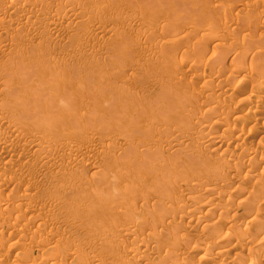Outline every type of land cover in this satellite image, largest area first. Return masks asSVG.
Listing matches in <instances>:
<instances>
[{
	"label": "rangeland",
	"instance_id": "374dc122",
	"mask_svg": "<svg viewBox=\"0 0 264 264\" xmlns=\"http://www.w3.org/2000/svg\"><path fill=\"white\" fill-rule=\"evenodd\" d=\"M21 1H22V0H18V2H19V7H16V10H13V9L11 10V11H14V12H11L10 9L8 10V9L5 8V7H3V9H2V7H0V10H1V9H2L3 11L6 10V12H7V10H8L7 13H6L5 11L2 12V10L0 11V13H1V14H0V49H1L2 51H3V49H4L3 52H1V50H0V67H1V69H2V70H1V73H0V74H1L0 77H2V75H6V76H5V79H4V76H3L2 78H0V84H1V83L3 84V87L0 88V91L3 90V91H5V94H6V95H8V94L11 95L12 92H14L15 89L18 88V87L20 86L21 89H19V88L16 89V91L19 90V91H17L18 93L15 91V92L17 93V95H18L19 92H20V90H22V89H25V90H26L27 88H29V89L31 90L32 88H30V83H29V82H31V84H33V85L36 84V83H38V82H35V81H36V79L39 80V77H40V76L38 77L39 74H45V73H46V74H48V73L50 74L52 71H53L52 74H54V72H55V73H56V72L59 73V71H61V77H60V78H62V76H63V77H66L67 79H66V78H65V79L62 78V79L64 80V82H62L63 80L60 79V78H58L57 83H58L59 87H57L58 85L53 84L54 82L56 83V80H55L54 82H53L52 80H51L52 82H50V81H48V82L51 84V87L56 86V88H57V89L55 90V89H54L55 87H53V91L51 90V91L53 92V93L51 92L52 96H53L54 93H55V96H56V95H57V96L59 95L60 97L63 96V95H65V98L62 97V98H60V99H61L63 102H64V100H67L68 102L65 101V102H64V103H65V106H63V108H62V107L60 108L59 105H60V103H61V100H60V101L58 100V99H59V96L56 97V98H58V99H57L58 101L55 100V99H56L55 96H54V98H55L54 100H53V97H50V94H49L50 92L48 91V92H49V93H48V92L46 91V90H48V89L50 88V87H48V86H49V83H47L48 86H44V87H45V89L48 87V88L45 90L48 94L42 92V94H45V95H43V99L46 98V101L44 102L43 105L39 104V102H38V105H39V106L41 105V107L44 106V105L48 106V105L51 103V102H48V100L50 99V101L53 100V103H54V101H55L54 105H56L57 103L59 104V105L57 104V105H58L57 107H59L60 110L65 109L66 107H68V108H69L68 111H69V112H70V110H72V111H71V113H70L68 116H67V115H64V116H63L62 114H65V113H63V111H60L59 108L56 109L57 107H56V106L54 107V106L52 105L53 103H51V107L55 108V110H56V112H58V114H57L56 112H54L55 110L53 111V108L51 109V107H50V108L47 107L48 109L45 108V107H43V108H45L44 110L47 109L46 112L50 110V113H52V114H50L49 112H47V113H48L47 115H50L51 118H50L49 116L47 117V116H46V112H45V111H42V112L40 113V110H41L42 108H41V107L38 108V105H36V102H37V101L39 100V98H40V97H38L39 94H38L37 96H35L36 98L34 97L36 100H34V98H33L34 102L31 101V98H30V97H31V93H30V94H26L27 96H29V95H30V96H29V99H27V97L24 98V99H26L25 102H28V103L30 102V103H29V105L27 106V105H23V103H22L23 101H22V102L19 103L20 106H21V107H20V106H17L16 103H14V101H15V102H18L17 100H13V98L11 97L12 100L9 101V95L6 96V95H4V94H1V92H0V97H1V98H0V102H1L2 104L4 103L3 105H4L5 107L8 106V107H7V110H8V108H9V106L12 107V105H13V104H9V102H10V103L13 102V103L17 106V108H16L15 105L13 106V107L16 108V109L14 108L15 111H17V109H19L20 111L23 110L22 112H26L27 114H28V111L30 110V108H31V111H32V109L34 110V108H35V106H36V108H35L36 111L34 110V113L36 112V114H33V113H29V114H28V115H31V114L34 115L35 118H34V117H30V118H34V122H31V121L29 120L30 118H27L28 116H26V118L28 119V120H26V123L30 121L29 124H31V126H32V124L35 125V123H36V122H35V121H36L35 119H38V120L40 119L41 121H44V119L46 120V117H47L48 122H49V127H50V128H51V127H52V128L54 127V129H55V133H57V132H56V128H55V123H54V121L59 117V114H60V113H61L60 115H62V117H60V119H62V120H59V119H58V120H56L57 122H56V121H55V122L57 123V125L59 124L58 126L61 127L60 132H62V133L64 132V129H62V126H63V128L65 127V130H67L66 125L68 124L67 122H68V120H69V118H70L69 116L72 115V117H77V115H76L77 113H82V115H81V114H78V115H79V116H78L79 119H78V117H77V118H75V121H77V119H78L79 121H77V122L80 123V120L82 119L81 117H84L86 120L83 118V120H85V121L82 120L83 123L81 122V123L84 124V125H80V124L78 125V123L75 122L76 126H74V125L72 124V123H74V119L72 118V119H73V120H72V119L70 118V120H72V122H71L70 120H69V122H71L70 124H72L73 127L70 126L69 124H68V127L70 126L71 129H72V128H73V129H72V131H71V129L69 128L68 134H67V132H65V134L63 133L64 136H66V134L69 135V133L72 135V134H73V131L75 130V127H76L78 130L81 129V132H82V134H84V136H82V135L80 134L81 132L78 131V133H77V132H76V133L74 132V133L76 134L75 136H77V137H75L74 134H73L71 137H70V135L64 137V136H62L63 134H61V133L58 131V132L61 134V137H63V138H61V139L56 138V136L58 137V135H59V137H60V134H58V133H57V134H54V133H53L54 130H53L52 128L50 129V128L48 127V123H47V124L45 123V128H46V125H47L46 130L49 131V129H50L51 132H48V131L44 130V129H45V128H44L43 130L46 131V132L44 133V131L41 129V128H43L42 126H44V123L42 122L43 124H42V126H41V125H40V122H39L40 120H39V121L37 120V122H39V123H36V125L39 124L40 126H38V127H40L41 130H39V128L35 125V126H36V129H37V128H38V129H37V130H34V133H32L33 130H30L31 128H30V129H29V128L26 129V127L28 126V125H27L28 123L26 124L27 126H25V125H23V124L21 123V127H20V125H18V124L16 125V124H15L17 127L21 128V132H22V133H19L18 135H20V137H22V138L25 136V137L23 138V140H21L22 138L20 139V137L18 136V137H19V141H18L16 138H15L16 140H13V138H12V135H13V134H11L12 132H10V131L6 128V127L8 126L7 123H9V125L11 124L10 126H13L14 124H12V123H20V122H21L22 119H21V120L19 119V118H21V117L23 118V123H24V122H25V119H26L24 115H26V114L23 113V115L20 116L21 112L19 111V112H20V113L18 112V113H19V117H16V116H18V113L14 112V110H13L12 108H11V109L13 110V112H11L12 110L9 109L10 112L8 113L7 110H6L5 108H4L5 110L2 108V104L0 103V105H1L0 109L3 110V111H0V112H4V111H6L5 114H4V113H0V119L3 120V118H5L3 121L0 120V126H1V127H0V133L2 132L1 134H3V135L0 134V136H1V137H4V138H8V139L10 140V141L7 143L6 147H5L4 149H2L3 152H2V150H0V156H1V157H0V168H1V169H0V193H1V195L5 196V197L8 199V198L11 196V194L18 195L17 198H18L19 196H23V195H25V196L28 197V198H32V196L37 192V193H36L37 195H35V197L33 196V198H34L35 200H34V199H29L30 201H33V203L31 202V204H30L32 208H31L29 205H27L28 203H30V201H29L28 198H26V197H25L26 199H25L23 202H21V203L18 202V203H17V202H16V199H17V198H16L15 196H11L12 198L10 197L8 200H5V199H3V196L0 195V198L3 200V201L0 200V201H1V202H0V205H1V206H0V209H2V211L0 210V212L2 213V212L5 211L3 214L0 213V217L3 218V220L0 218V219L2 220V221L0 220V227H1L2 224L4 225L5 222L7 223V225H9V226H8V227H9V230H8L6 224H5L4 226H2L3 229H2V228L0 229V231H1V233H2V234L0 233V240L2 239V240L5 241V242H4V241L1 240L2 244H1V242H0V244H1V245H0V249L2 248L1 246L6 245V246H4L5 248L1 249V250H4L3 252H5V256H6V257H4V259L2 260V263H3V261L5 260L4 262L7 263V264H10L11 262H14V261H18L20 264H24V263H25V264H32V263H33V264H46V263H47V264H48V263H50V264H54V263H55V264H61V263H62V264H63V263H65V264H70V263H72V264H76V262H77V264H79V263H81L80 260H81V261L83 260V261H82V264H83L84 260H89V261H85V262H84V263H86V264H89L90 260H93L92 258H94V257L98 258V257H99V254H100V257H99V258L102 259V256L104 255L103 258H105V255H106V253H107V255H108L107 258L109 257L108 260H107V261H104V259H102V260L105 262V264H111V263H112V262H111L112 259H110V258H111V257L114 258V255H115L116 253H119V252H120L121 257H122V258H121V257H120V258H121L122 260L124 259L123 261L126 262L125 264H152L153 261H155V263L153 262V264H156L157 261H158L160 258H161V260H159L158 263H159V264H163V263L166 264V263H165V262H167L166 260H165V262H163V261H164V258L167 259V256H166V254H165V251H166L165 248H166V247L164 246V244H165V245H168V244H169V240H168L167 238H165V239L162 238V239H164V242H163V240H157V241H160L159 244H158V246H157L156 242H154V240L152 239L153 236H152V234H151L150 231L155 229V231H157V232H158L159 230L166 232V231L169 229V231H173V232H175L174 230H177V229H178V232H179V228H177V227L179 226V227H180V232L182 233V235L186 236V238H185L184 236H182V237L184 238V239H183L184 241L181 240V237H180V238H179V241H178L179 243H177V240H176V242H175V243H177V245L180 244L179 246H181V248H183V249H181L180 247H178V246L176 245V246L178 247V249L180 248L181 250H179L180 253H177V256L179 255V257H178V258H175V261L181 259L183 262H184V261L187 262V260L190 259L191 262H190V261L188 262V263H190V264H191V263H194V264H198V263H200V264H201V262L198 261V259H200V258L195 257V258H193V260H194V261H193V260H191L192 258L185 257V254H186L185 252H189V250H190V251H191V250H195V249H196V248H195L196 245H197V247H199V245H200L199 242H200V241H201V243H203V242L205 241V242H204V244H205V243L207 242L208 239L210 240V238H213V236H214L215 234H214V233H211V231H208V233L210 232V233H209V234H210V235H209L210 237L208 236V239H207V235H208V234H206L207 231H205L204 228L202 229V227H204V225H209V223H211V224H213V223H217V222H216L217 220H216V221H213V220H215V218H213V220H211V221H213V223L209 221V222H207L208 224H207V223H205V224H203V225L200 224V225H202V226L199 225V226L196 227V225H198V224H196V223L194 222V214H196L197 212H200V211H201L200 213H202V212L206 213V212L209 210L210 207H211V208H218L219 206H221V204H222L221 201L224 202V201H225V198H227L228 195H231V192L233 191V190L231 191V189H233V187H235L234 191H236V190L239 189V187H240L241 189H244V188H245V190L248 191V192H253V191L255 190L254 186H255V185H258V184L253 182L254 184L252 183V185H254V186H252L251 184H250V185H248V184L245 185L244 180H243L242 177H244V175L246 174V176H253V180H257V181H258L259 179H258V176H257V175L260 176V174H261L260 172H261V170H262L261 167H263V164H262V162H261L260 160L264 157V142H263V141H264V139H263V138H264V130H259L261 133H263V134H261L262 136L259 134V135H254V137L251 136L252 138L249 137L248 139H247V138L244 139V137H243V136H244V133H245L244 131H246V130H245V129H244V130L242 129L243 131H241V129L238 128V127H235V128H234L233 125L236 126L237 123L235 124V123H233V122H234V121H235V122H236V121L238 122V119L240 118V115H242V114L244 113V108H245V112H247V111H249L248 108H252V107L255 108L254 111L257 112V115L259 114V115H258L259 117L256 115L258 119H257V118H256V119L254 118L255 120H253V122L251 121L250 124H249L246 128H250V127L253 126V128H255V129L258 130V129L260 128V126H261V123H262L263 120H264V108H262V106L264 107V94H263V96H262L263 99H261V102H260V103H256V102H255L256 104H254V102H251V105H246V103L249 104V102H247V100H246V99L248 98V97H247V96H248L247 94H248L249 90L252 88V86H253V87H256V86L259 85L258 83H261L262 81H264V79L262 78V76H264V71L262 70L263 74L261 73V69H262L261 67L264 66V64H262V62H263L264 60H262V58H259V62H258V56L261 55V56L264 57V53H262L264 50H261V47L259 46V44H261L260 41H262L263 38H262V40L260 39V40L258 41L259 35H260V37H264V34H262V33H264V28H263V27H264V26H263V25H264V22H263V21H264V18H263V17H264V15H263V13H264V0H257V1H256V0H254V1H252V0H246V1L243 0V1H242L243 3L241 2V0H240V1L238 0L239 2L236 1V6L234 5V4H235V2H234L235 0H204V1H205V4H204V1H203V0H200V1H203V2H199L198 0H197V1H195V0H187V3H191V2L195 3V2H198L199 4L201 3V4H203V5H199V4H196V3H195L196 5L194 4V5H195L194 7H192L190 4H189L190 6H188V5L185 6V5H184V6H185V9H184V6H181L182 4H186V2L183 3L184 0H183V1L181 0L182 3H181V1H180L181 5H179V1L174 0L175 3L178 2V3H176V4H177V6L179 5V7H178L179 10H177V9H178L177 6L174 5L175 3H173V5L176 6V9H173V8H175V7H174L173 5H171V3H168L169 1L167 2V1L164 0V2H166V4H165V3H163V0H162V2H161L162 5H161V8H160V10H161L160 13L158 12V11H159L158 9L156 10V7H157L156 3L159 4V3H160L159 1H161V0L158 1L159 3H158L156 0H154L153 2H152V0H151V1H148V2H150L149 5H151V6H152V5H153V6L155 5V6H156L155 9H153V10H151L153 6L151 7V6H148V5H147V6L145 5L146 7H145L144 5H142V6H144V8H143V10L140 9V8H141V7H140V6H141L140 3H142V2L144 1L142 4H145V3L147 2L146 0H140V1H142V2H140L139 0H138L139 2H138L137 0H136V1L134 0V4H135L136 2L140 4V5L137 4V3L135 4L134 7H138V8H134V7H133V5H134L133 2H132L133 0H131V2H132V6H131V5L129 6V10H130V11L127 10V9H128V5H127V4H128V2H130V1H128V0H127V1H126V0H124V1H123V0H118V2L120 1L121 6H124V5H125V6L122 7V8H121L120 4H119L116 0H113V1H112V0H111V1H109V0H106V1L103 0V1H105L106 3H107V2H108V3H109V2L111 3V4L109 3V6H108V7H107L108 3L106 4L105 2H103L104 5L102 4L104 7H100V6H102V5H100L101 2H102L101 0H94V1H93V0H90V2H89V0H84V1L81 0V2H80V0H76V2H75V3H76V6H75V3H74V5H71V7H72V9L74 8V9H76V10H77V8H78L77 11L73 9V12L75 13V15L78 13V14H79V17H81V14L84 12V13H83L84 15H83V14H82V15H83L85 18H84V19H82L83 17L81 18L83 21H81V20L78 21V20L80 19L79 17H76V16H78V14H77L76 16L73 15L74 13L72 12L71 7H69V6L67 7L66 4H67L68 1H70V0H62L63 2H61L60 0H58V1H57V0H54L55 2H54L53 0H48V1H47V0H41V1H44V3L42 2V5H41V3H40V2H41L40 0H39L40 2H39V1L36 2V0H32V1H34V2H32L34 7L32 6L31 2L29 3L30 0H25V1L27 2V3L25 2L26 4L23 2L24 0L22 1L23 4H25V6H24L23 4H20ZM49 1H50V2H49ZM51 1H52V3H51ZM56 1H57V3H56ZM64 1H65V2H64ZM98 1H99V2H98ZM100 1H101V2H100ZM115 1H116V2H115ZM122 1H123V2H122ZM125 1H126V2H125ZM155 1H156V2H155ZM172 1H173V0H172ZM249 1H250V3H249ZM255 1H256V3H253V2H255ZM46 2H47V3L49 2V3L47 4ZM53 2H54V3H53ZM58 2H60V3H58ZM84 2H85V3H84ZM93 2H94V3H93ZM112 2H114V4L117 3V4H119V5H118V6H117V4H116V5H114V4L112 5ZM121 2L123 3V5H122ZM151 2H152V4H151ZM170 2H171V0H170ZM233 2H234V4H233V6L231 7V5H232ZM244 2H245V3H244ZM247 2H248L249 4H248ZM251 2H252V4H251ZM34 3H35V4H34ZM36 3H37V4H40V5L37 6ZM65 3H66V4H65ZM79 3H80V4H79ZM81 3H82V5H81ZM86 3H87V4H86ZM90 3H91V4H95V9H96V5L98 4V5H97V10H98V8H99V12L96 11V10L94 9V5H91ZM99 3H100V4H99ZM124 3H125V4H124ZM167 3L169 4V6L171 5V6H170V9L167 8V10L169 9L168 13H172V14H173L172 11L174 10V14H173V15L170 14V16H169V14H167V15H168L169 17H171L172 19H169V17H168V19H167V15H166V16H165V14L163 15V13L166 12V8H165L164 6L167 5ZM228 3H229V5H230V6L228 5L229 8H230V10H229V8H228V6H227ZM240 3H241V4H240ZM258 3H259V5H258ZM51 4H54V6L51 5ZM57 4H58V5H57ZM59 4H61V6H60ZM78 4H79V5H78ZM88 4L91 5L92 9H90L91 7H90ZM129 4H131V3H129ZM147 4H148V3H147ZM191 4H192V3H191ZM237 4H239V5H241V6H239V5H237ZM250 4H251V5H250ZM253 4H255V5L257 4V5H256V8L254 7L255 5H253ZM26 5H28V6L31 5V6H30V8H29L28 6H27V8H26ZM35 5H36L38 8H36ZM43 5H48L49 7H48V6H43ZM50 5H51L52 7H54V9H52V7H51ZM64 5H66V6H64ZM80 5H81V6H80ZM84 5H85V6H84ZM86 5H88L89 8H87ZM99 5H100V6H99ZM110 5H112L114 8H111L112 6H110ZM126 5H127V6H126ZM137 5H138V6H137ZM159 5H160V4H159ZM159 5H158V7H160ZM197 5H199V6H197ZM211 5H213V6H211ZM218 5H220V6H218ZM243 5H244V6L246 5L247 7L245 6V8H244ZM0 6H2V5H0ZM23 6H24V10H23V8H22ZM58 6H59V10L64 6V7L62 8L63 10H64V8H65V11L62 12V13L64 14V17H63V14H62V13L60 14V12L57 10V9H58ZM79 6H80V7H79ZM82 6H83L84 8L86 7V8H85V9H86V12H85V9L82 8ZM105 6H106L107 8H106ZM162 6H163V8L165 9L164 12L162 11V10H163V9H162ZM172 6H173V7H172ZM187 6H188L189 8H188ZM200 6H201V8H200ZM210 6H211L212 8H213V7L216 8L215 11H213L214 9H212ZM225 6H227V7H225ZM248 6L250 7L249 9H251V10L248 9ZM31 7H33V9H32ZM43 7H45V8L42 9ZM50 7H51V8H50ZM118 7H119V8H118ZM125 7H126L127 9H126ZM131 7H132V8H131ZM139 7H140V8H139ZM149 7H150L151 9H150ZM158 7H157V8H158ZM166 7H168V6H166ZM180 7H181L182 9H180ZM198 7H199L200 9H197ZM217 7H219V8H217ZM234 7L236 8V10H235ZM21 8H22V9H21ZM39 8H40V9H39ZM56 8H57V9H56ZM101 8H102V9H101ZM116 8H118V9H117L118 13L115 11ZM153 8H154V7H153ZM190 8H191V9H190ZM226 8H228L229 11H228V10L225 11ZM231 8H233V9H231ZM237 8H238V9H237ZM253 8H254V9H253ZM26 9H27V10H30L31 13H30V11H27ZM35 9H36L37 11H36ZM55 9H56L57 12L55 11ZM62 9H61V10H62ZM66 9H67V10H66ZM80 9H81V10L84 9V11H83V10L80 11ZM87 9H88V10H87ZM89 9H90L91 11H90ZM105 9H107L106 12H105L106 15L103 14L104 12L102 11V10H105ZM109 9H110V10H109ZM113 9H114V10H113ZM123 9L126 11V12L123 11V12H124L123 15H124V16H127V15H128V16L126 17V18H128V19H125V17L122 15V10H123ZM133 9H134V10H133ZM135 9H137V10L139 9L138 12H140V11L142 10V13L145 12L146 10H148V11L150 10V12H153V13H149L148 11H146V12H148V13H146V15H145V13H144L145 16H142L143 14L140 12V15H139L138 12H135ZM144 9H145V10H144ZM187 9H188V10H187ZM195 9H197L196 12H195ZM34 10H35V11H34ZM38 10H39V12H38ZM41 10L44 11V12H43V15H42V11H41ZM47 10H48V11L50 10V11L47 12ZM108 10H109V11H108ZM112 10L114 11V13L116 12L115 16H114ZM137 10H136V11H137ZM181 10H184V11H181ZM185 10H186V11H185ZM211 10H212V11H211ZM217 10H218V11H217ZM232 10H234L236 13H237V12H238V13L241 12V13L238 15L239 18H241V19H239L238 16H236V13H235L234 11H232ZM261 10H262L263 12H262ZM18 11H19L20 13H18V14L16 13V15H15L16 17H15V16L12 17V16L14 15V13H15V12H18ZM26 11H27V12H26ZM67 11H68V14H67ZM70 11H71V13H70ZM87 11H89L90 13L87 12ZM100 11H101L102 13H101ZM107 11H108V12H107ZM119 11H121V14H119ZM127 11H128V12H127ZM170 11H171V12H170ZM176 11H177V12H176ZM178 11H181V12L178 13ZM230 11H232V15L228 14ZM25 12H26V13H25ZM32 12H33V14H35V15L32 16ZM40 12H41V13H40ZM51 12H52V15H51ZM53 12H54V13H53ZM58 12H59L60 15L58 14L59 16L57 15V17H56V14H57ZM93 12H94V14L92 15ZM96 12H97V13H96ZM129 12H130V13H129ZM133 12H135V13H137V14H135V13H133ZM154 12H155V13H154ZM162 12H163V13H162ZM226 12H227V13H226ZM3 13H5L7 17L9 16V17L13 18V19H12L13 22L11 21V19H10L9 17L6 19V16H5V14H3ZM37 13H38V17H37ZM39 13H40L42 16H41ZM47 13H48V14H47ZM55 13H56V14H55ZM86 13H87V14L89 13V14H91V15H87ZM95 13H96V14L99 13V15L95 16ZM110 13H112V15H110V17H108V16H109L108 14H110ZM126 13H127V15H126ZM128 13H129V14H128ZM132 13H133V14H132ZM175 13H176V14L178 13V14H180V15L182 14V16H180V15H176ZM183 13H184V14L186 13V15H184ZM187 13H189V15H192V16L194 15V16H193V19H196V18H194V17H196V15H197V20H196V22L193 21V19L191 20L192 17L190 18L189 15H188ZM230 13H231V12H230ZM258 13H259L260 15H259ZM2 14H3V15H2ZM8 14H9V15H8ZM21 14H22V16H21ZM23 14H24V15H23ZM27 14H29V15H27ZM44 14L46 15V17H45ZM117 14H119V15H117ZM158 14H159V15H158ZM161 14H162V15H161ZM10 15H11V16H10ZM25 15H26V16H25ZM39 15H40V16H39ZM66 15H67L68 17H67ZM85 15H87V16H85ZM107 15H108V16H107ZM120 15L123 16V17H121ZM129 15H133V16H131V19H132V17H133V19H134V17H135V20L132 21V20L130 19ZM135 15H136V16L138 15V17H136ZM148 15H150L151 18H150V16H148ZM171 15H172V16H171ZM174 15H176V16L174 17ZM187 15H188V16H187ZM243 15H245V16H247V17L245 18V16H243ZM248 15H249V16H250V15H251V16H252V15H255V16L257 15L258 17L260 16V17H259L260 20L258 19V17H255V16H254V18H252V17H253V16H252L251 19H250ZM24 16H25L26 18H24ZM35 16H36L37 18H34ZM51 16H53L52 18H54V17L56 18V19H55V23H56L55 28L49 26V22H50V21H49V18H51ZM65 16H66V17H65ZM70 16H71L73 19H75V18H79V19L73 23V22L69 21L70 19L68 20V18H70ZM92 16H94L95 18H94V17L92 18ZM117 16H119V17L117 18ZM139 16H141L142 18L145 17L146 19L144 18L145 20H142L141 17H140V19H141V21H140V20H139ZM146 16H148V17H146ZM155 16H156V17H155ZM164 16H165V17H164ZM183 16H184V19H183ZM213 16H214V18H215L216 23H217V24H218V23L221 24L220 26H221L222 28H219L220 26H218V25H214L215 27L212 26V25H213V21H214ZM241 16H242V17H241ZM17 17H18V18L21 17V20L18 19ZM22 17H23L25 20H24ZM29 17H30V18H29ZM39 17H40V18H39ZM74 17H75V18H74ZM90 17H91L92 19H95L96 21H94V20L91 21L92 19H90ZM96 17H97V19H96ZM100 17H101V18H100ZM105 17H106V18H105ZM153 17H154V20H153ZM188 17H189V18H188ZM216 17L218 18V20H219L221 23H220V22H217L218 20H217ZM261 17H262V19H261ZM4 18L7 20V21L5 22V26H6V27H5L4 25L2 26V24H4V23H3V22H4V20H3ZM15 18H17L18 20L15 19ZM27 18H29L30 20H33V21H30L29 19L27 20ZM43 18H46V19H44L45 21L42 20ZM60 18H61V19H60ZM63 18H65V20H67V23H66L65 20H64V22L62 21ZM72 18H71V19H72ZM87 18H89V19H87ZM109 18H110L111 21L107 20V19H109ZM113 18H114V19H113ZM116 18H117V19H116ZM121 18H122V19H121ZM148 18H149V20H148ZM157 18H158L160 24H159L158 20H156ZM175 18H176V19H175ZM211 18L213 19V21H212ZM243 18H244V20L246 19V22H247L249 19H250V20H252V19L255 20V18H257L258 21L255 20V22H257V23L260 24V25H258L259 27L257 26V23H255V22H253V21L251 22L250 20L248 21V23L250 22L248 25H255V27L257 28L256 32L254 31L255 28H253V26L250 27V26H248V25L246 24L245 21H242ZM247 18H248V20H247ZM35 19H36V20H35ZM37 19H39V22H40V23L38 22ZM47 19H48V20H47ZM104 19H106L105 21H107V22H105ZM115 19L118 20V21H116V22H118L119 25H118V23L116 24V23L114 22ZM120 19L122 20V22H121L122 24L119 22ZM150 19H152L154 22H157V23H158V24H157V23H156V24H153L157 29H156L154 26H151V24L153 23V21H151ZM173 19H174V20H178V21H176V22H177V26H178V23H179V24H180V27H179V26H178V27L176 26V27L179 29V31H181V33L178 31L177 28H176L177 32H176V31H174V32L171 31L172 28H173V30H175V28H174L175 26L173 27V25H172L171 22H170V20L173 21ZM180 19H181V21H180ZM189 19H190V20H189ZM209 19H210V20H209ZM2 20H3V21H2ZM8 20H9V21H8ZM16 20H17V21H16ZM23 20H24V21H23ZM34 20L37 21V22L39 23V25H38L36 22H34ZM50 20H51V19H50ZM59 20H60V21H59ZM85 20H89V21H91L92 23H93V22H94V23L92 24V23L90 22V26L88 25V27H87L86 24H89V23H87V22H89V21H85ZM98 20H100V21H98ZM112 20H113V21H112ZM124 20H125V22H126V20H127V22H128L129 24L123 22ZM130 20H131V21H130ZM146 20H147V21H146ZM155 20H156V21H155ZM165 20H166V21H165ZM186 20H188V22H189V21H193V23H196V24H197L196 26H198L199 23H203L204 25H203V24H200V25H203V26H200V25H199V27H201L202 30H200V28H199V30H198V29H195L196 26H195V25L193 26V23L191 24V22H190L189 25L186 24L187 26H186V25L181 26V24H185V23H186ZM233 20H234V21H233ZM239 20H241V23H244V25H245V24H246V25L244 26L243 24L238 23V22H240ZM1 21H2V22H1ZM10 21H11V22H10ZM14 21H16V24L19 23V25H16ZM21 21H22V22H21ZM29 21L32 22V23H30ZM41 21H42V22H45V23H42ZM56 21H57V22H56ZM58 21H59V22H58ZM84 21H85L86 23H85ZM102 21H103L104 23H103ZM137 21H139V22H137ZM148 21H149V22L151 21L150 27H149V23H148ZM179 21H180V22L184 21L185 23H184V22L180 23ZM207 21H208L209 24L212 23V25H209V24H208V25H206L207 27H204V26H205V22L207 23ZM215 21H214V22H215ZM223 21H224L225 23H224ZM260 21H262V22L260 23ZM8 22H10V23H8ZM25 22H26L27 25H28V24H29V26L31 25V26H30L31 28L29 27L30 29L25 28V27H28V26H25V25H26ZM28 22H29V23H28ZM47 22H48V25H46ZM76 22H78V23H76ZM79 22H82V23H81L82 26L79 24ZM97 22H98V23H97ZM101 22H102L103 24H102ZM109 22L112 23L113 25H112V24H111L112 26L108 25V26H110V27L106 26V28H105V25H104V24H106V23L108 24ZM132 22H133V23L135 22V24H133ZM161 22H162V23H161ZM166 22H169V23H170L169 25H170V26L172 25V26H171L172 28H170V26H168V29H160L161 27L164 28L165 26H166V28H167V25H166V24H168V23H166ZM173 22L175 23V21H173ZM173 22H172V23H173ZM222 22H223V23H222ZM6 23H7V24H6ZM12 23H13V25H11ZM22 23L25 24V25H24V28H23V24H22ZM33 23H35L37 26H35V24H33ZM64 23H65V24H64ZM69 23H70V25H68ZM96 23H97V24H96ZM110 23H109V24H110ZM130 23H132V24L130 25ZM146 23H147V24H146ZM216 23H215V24H216ZM254 23H255V24H254ZM8 24H9V25H8ZM21 24H22V25H21ZM41 24H42V25H41ZM60 24H61V25H60ZM63 24H64V25H63ZM71 24H72V26H71ZM75 24H77V26L79 25L80 28H77V26H76ZM98 24H100V25L102 24L101 26L99 25L100 30H98V31L101 32V35H100V33H98V32H97L98 35L95 33V32H96L95 30H96V29H99ZM143 24H145L144 26H146V25H148V26L145 27V28H143V27H144ZM238 24H239V25H238ZM58 25H59L60 27H59ZM67 25H68V26H71V27L68 28L69 31L66 30V29H67ZM74 25H75V26H74ZM83 25H85V27H86V29H84V30H83V28H85V27H84ZM93 25H94V29H93ZM103 25H104V26H103ZM115 25H116V26H115ZM122 25H124V27H126L127 29H126V28H123ZM136 25H137V26H136ZM156 25H159V26H160L159 29H158V26H156ZM163 25H164V26H163ZM174 25H175V24H174ZM222 25H226V27H228V28L230 27V28L227 29L225 26L223 27ZM234 25H235V26H234ZM236 25H237V26H236ZM11 26H12V27H11ZM15 26H16V27H17V26H18V27L22 26V27H20V28L18 29L19 31H17L16 28H15ZM41 26H42V27H41ZM44 26H45V27H44ZM56 26H57V27H56ZM95 26H96V27H95ZM132 26H133V27H132ZM135 26H136V28H135ZM140 26H141V27H140ZM142 26H143V27H142ZM188 26H189L190 29H187L188 31H187L186 29H184L185 34H186V35H185L184 32H183V28H188ZM190 26H191V27H190ZM209 26H210V27H211V26L213 27V28L211 29L212 32H213V31L215 32V30H217V29H218L217 31L220 30V32H218L219 34L216 33V35H215V34H213L214 32L212 33L213 35H212V34H209L208 30H206V29H209ZM240 26L242 27V29H240ZM261 26H262V27H261ZM4 27H5V28H4ZM18 27H17V28H18ZM34 27H35V28H34ZM38 27H40V28H44V29H42V30L40 31L39 29H37ZM48 27H49V28H48ZM63 27H65V28H63ZM90 27H91V28H90ZM116 27H117V28H116ZM121 27H122L123 29H122ZM148 27H149V28H153V29H150V30H149ZM181 27H182V29H180ZM192 27H193V28L195 27V28H194L195 30H193ZM14 28H15V29H14ZM21 28H23V30H25V29H26V30H25V31H22ZM32 28H33V29H32ZM47 28H48V29H47ZM59 28H60V29H59ZM61 28H62V29H61ZM73 28H74V29H73ZM76 28L79 30L78 32H76V30H77ZM81 28H82L83 31L81 30ZM89 28H90L91 30H90ZM103 28H104L106 31H105ZM111 28H112V29L115 28V29L113 30L114 34H113ZM119 28H121V29H119ZM140 28H141V29H140ZM154 28H155V29H154ZM203 28H204V29H203ZM205 28H206V29H205ZM223 28H225V29H226L225 32H228L229 34H232L234 31H235V34H236V29L238 28L237 31H238L239 34L241 33L240 30H241V31L243 30V31H242V35L239 36L238 33H237L238 38H236L237 35H235V34H234V35H235L236 37H234V35H232V37L230 38V35H229V34L223 32V30H224ZM231 28H232V29H231ZM233 28H234V29L236 28V29L233 30ZM244 28L247 29V30H245ZM250 28H252V32H253V33L250 32V31H251ZM260 28H262V29H260ZM35 29H37L38 31L35 30ZM45 29H46V31H45ZM56 29H57V30L59 29V31H57ZM71 29H72L73 32H71ZM102 29L104 30V32L102 31ZM128 29H129V31H127ZM133 29H134V30H133ZM139 29H140V31H141V30H142V31H141V32H136V31H139ZM169 29H170V30H169ZM28 30H29V32H30V31H35V32H34V34L32 35L33 32H30V33H31V34H30V33H28ZM49 30H50V31H49ZM52 30H53V31H52ZM61 30H64V31H61ZM93 30H94V31H93ZM110 30H111V32L109 33ZM116 30H117V31H116ZM120 30H122V32H124V31H125V32L127 31V32H129V33L131 32V33H133V35H132V34L130 35L129 33L127 34V32H126V33L124 32L125 34H124V33H121L122 35H121V34H118V33L121 32ZM130 30H133V31H130ZM147 30H149V31H148L149 33H151V32L153 33V31H154V34H155V33L157 34V36H156V35H154V36L158 37L159 39H158V38H157V40H156V39H153L154 36L152 35V33L149 34L148 32H146ZM156 30H157V31H156ZM158 30H159V31H158ZM162 30L167 31L168 33L165 32V31H163V32H165V33H163V35H162ZM189 30H190V31H189ZM197 30H198V32L202 31V32H200L201 34L199 33L200 35L197 34V33H195V31L197 32ZM227 30H229V31H227ZM232 30H233V31H232ZM248 30H249V31H248ZM258 30H259V31H258ZM16 31H17V32H16ZM20 31H21V32H20ZM36 31H37V32H36ZM39 31H40V32H39ZM51 31H52V33H51ZM86 31H87L88 33H86ZM107 31H108V32H107ZM144 31L146 32L147 35L150 36L151 41L153 40L154 43H151V42H150L151 44L148 43V42L150 41V39H149V37H148L147 35H145V32H144ZM160 31H161V32H160ZM170 31H171V33H170ZM192 31H193V34H192ZM209 31H210V29H209ZM217 31H216V32H217ZM245 31H247V32L245 33ZM13 32H14V33H13ZM22 32H23V33H22ZM41 32H42V33H41ZM67 32H68V33H67ZM74 32H75L77 35H75ZM80 32H82L83 34L80 33ZM89 32H92V34L90 33V35H89ZM102 32H103V33H102ZM115 32H116L119 36H121V40H120L119 38H117L118 35L115 34ZM134 32L137 33V34H139V35L142 33V34L140 35V38H139L138 35L136 36V34H135ZM157 32H159V33H157ZM178 32L180 33V36H179ZM186 32L188 33V39H186V38H187V33H186ZM189 32H190L191 35H189ZM222 32H223V34H222ZM249 32H250V33H249ZM257 32H259L260 34H258ZM8 33H9V34H8ZM10 33H11V34L13 33L12 36H10V35H11ZM16 33H18L17 35H18L19 38H17V35L15 36ZM27 33L31 35V36H29V38H28V34H27ZM63 33H65V34H63ZM71 33H72V34H71ZM78 33H80V34H82V35L80 36V34H78ZM175 33L178 34V37H179V38H181V39L183 38V42H182L181 40H179V42H180L181 44L183 43V46H182L181 44L178 43V44H179V45H178L179 48L182 49L183 51L180 50V49L178 48V46H177V43H175V42L178 40V37H177V35L175 36ZM194 33H195V34H194ZM204 33H205V34H204ZM243 33H244V34H243ZM255 33H257V34H255ZM7 34H8V36H7ZM23 34H24V36H23ZM26 34H27V35H26ZM41 34H43V35H41ZM44 34H45V35H44ZM49 34H50V35H49ZM53 34H54V35H53ZM58 34H60L61 36L58 35ZM143 34H144V35H143ZM160 34L163 36V39H164V37H166L168 34H169V35L167 36V38H165V39L163 40V39H161L162 36H161ZM165 34H166V35H165ZM171 34H172V35L174 34L175 37L173 38V36H172ZM182 34L185 35V37H184ZM217 34L220 35V36H224V37H223V38H225V39H223L224 42H223V41H222V42L219 41V40L221 39V37H220V38L217 37ZM226 34L228 35V37L226 36ZM248 34H249V35H248ZM251 34H252V35H251ZM254 34H255V36H257V40H256V38H254V37H255ZM2 35H3V36H2ZM19 35H20V36H19ZM36 35H37L38 37H41V36H42L41 39L39 40V39L36 37ZM46 35H47V36H46ZM52 35H53V37H52ZM65 35H66L67 37H66ZM68 35H69L71 38L68 37ZM72 35H73V39H74V37L76 36V40H74V42H75V43L77 42L78 44H75V43L73 42V40H72ZM83 35H84V36H83ZM110 35H111V36H110ZM112 35H113L114 37L116 36L115 38H117V40H116L115 38H112V37H113ZM124 35H125V36H124ZM127 35H128V36H127ZM129 35H130V36H129ZM134 35H135V36H134ZM164 35H165V36H164ZM205 35H206V36H205ZM208 35H210V36L212 35L211 38H210V42H212V45L210 44L209 40L206 39V38L209 39ZM214 35H215V36H214ZM243 35H245V36L243 37ZM246 35H247V36H246ZM261 35H262V36H261ZM22 36H23V37H22ZM43 36H44V37H47V38H44ZM48 36H49V37H48ZM64 36H65V37H64ZM82 36H83L84 38H83ZM86 36H88V37H86ZM119 36H118V37H119ZM122 36H123V38H122ZM131 36H132V37H131ZM152 36H153V37H152ZM171 36H172V37H171ZM200 36H201V37H200ZM202 36H205L206 38H205V37L202 38ZM213 36L216 38L217 41H216L214 38H213V39H214L215 41L212 39ZM251 36H252L253 40L250 39ZM6 37H7V38H6ZM11 37H13V39H15L14 37H16V38L18 39V41H17L16 39H15L16 41L13 40V39H12V40H13V42L15 41V42H17V43H13L12 40H11ZM30 37H31V38H30ZM50 37H51V38H50ZM56 37L59 38V39H57ZM80 37H81V38H80ZM103 37H104V38H103ZM107 37H108V38H107ZM124 37H126V38H125L126 40L128 39V42L130 41V42L128 43L130 47H127L128 44H127V45L125 44L127 49L124 48L125 45H122V46H123V48H124L127 52H130V51L133 49V52H134L133 55L136 54V57H137V58H136V57L132 56V57L134 58V61L132 60V57H130V56L132 55V52H130V54L128 53L129 55H127V56H129L128 58L131 59L132 61H131V60H130V61H127V56H125V52H126V51H125V50L123 51L122 46H121V47L118 46V45L120 44V43L118 42V39L121 41V44H124V43L126 42V40H122V39H124ZM127 37H128V38H127ZM135 37H137V38H135ZM142 37H143V38H142ZM147 37H148L149 40L147 39ZM151 37H152V38H151ZM156 37H155V38H156ZM169 37H171V38H169ZM242 37H243L244 39H242ZM245 37H246V38H245ZM249 37H250V38H249ZM9 38H10V42L13 43L14 46L9 42ZM32 38H34V39L31 40V42H30V40L28 41V39H32ZM43 38H44L45 40H47V41H45ZM64 38H65V39H64ZM69 38H70V39H69ZM82 38H83V39H82ZM85 38H86L87 40H86ZM106 38H107V39H106ZM111 38H112V39H111ZM130 38H131V39H130ZM144 38H145V39H144ZM168 38H169V39H168ZM200 38H202V39H200ZM239 38H241V39L243 40V42H242V40L239 39ZM248 38H249V39H248ZM5 39H8V41L5 40ZM22 39H23V40H22ZM50 39H51V40H50ZM67 39H69L68 42H70V44L67 42ZM78 39H79V42H78ZM80 39H81V43H80ZM104 39H105V40H104ZM110 39H111L112 41L115 39V42H116V41L118 42V43H114V44H118V45H115V46H117V47H116L117 49L120 50V49L122 48V49H121V50L123 51L122 56H124L126 60H123V59H124V57H123V58H121V61H117V60L120 59V57H121V54H120V53H122V51L120 50V53H119L120 56H119V55L117 54V52H119V51H117V49L115 48V46H114V44H113L114 41H113L112 43H110V41H109ZM136 39H137V41H139V42H137ZM139 39H140V40H139ZM142 39H143V40H142ZM184 39L187 40V41H189L190 43L187 42V41L185 42ZM195 39H196V41H195ZM226 39H227V41H225ZM228 39H229V40H228ZM238 39H239L240 41H239ZM246 39L248 40V41H247L248 43H247V42H246V43H247V44H250L249 46L245 44ZM19 40H20V41L22 40V41L19 42ZM35 40H37V42H34ZM43 40L45 41V43H44ZM63 40H64L65 43L62 42V44H61V41H63ZM70 40H71L72 42H71ZM82 40L87 41V44H88V45L86 44L85 41H82ZM88 40H89V41H88ZM103 40L105 41L104 43H105L106 45L103 44ZM134 40H135V43L137 42V44L134 43ZM144 40H146V41H145L146 44H149V45H145ZM174 40H176V41H174ZM199 40H200V41H201V40H205V41H206V44L209 42V43L207 44L209 47H208L206 44H204L205 41H201V42H200ZM211 40H212V41H211ZM233 40H234V42H233ZM235 40H236V42H238V43L240 42L241 44H243V43H244V44H243V45L239 44V46H238L237 43H235ZM254 40L257 41V42H256V45H257V46L254 44V43H255ZM5 41H7V42L4 43ZM24 41H26V42H24ZM32 41H33V43H32ZM41 41H42V42H41ZM49 41H50V44H49ZM51 41H52V43H51ZM122 41H123V42H122ZM131 41H132V42H131ZM161 41L164 42V43H166L165 47H163V46L160 47V45H162V44H160ZM167 41H170V43L172 42L173 45H171V47H172V46H173V47L176 46L179 50H178V49H174V48H176V47H174V48L172 47V48H171L170 45H168V44H170V43L167 42ZM198 41H199V44L196 45V43H197ZM228 41H229V42H228ZM230 41H231V42H230ZM250 41H251V42L253 41V42L251 43ZM263 41H264V40H263ZM263 41H262V42H263ZM38 42H40V44L43 43L44 46H42V47H43V48L45 47L44 49H42V47H40V48L42 49L41 52L38 50V45H40V44H37ZM47 42H48V43H47ZM66 42H67V44H66ZM88 42H89V43H88ZM107 42H108L109 44H107ZM155 42H156V43H155ZM158 42H159V44H158ZM162 42H161V43H162ZM177 42H178V41H177ZM192 42H193V43H192ZM194 42H195V44H194ZM225 42H226V43H225ZM249 42H250V43H249ZM258 42H259V43H258ZM46 43L49 44V45H47ZM71 43H73V45H74V44H75V45L73 46ZM83 43H84V45H83ZM101 43H102V44H101ZM132 43H133V44H132ZM139 43H140V44H139ZM164 43H163V45H164ZM184 43H185V45H184ZM187 43H188V44H187ZM213 43H214V44H213ZM227 43H228V44H227ZM230 43L233 44V46H231V47L234 48V49H232L231 47H229V46H230V45H229ZM5 44H6L7 48H6ZM22 44H24L25 46H23ZM32 44H33V45H32ZM36 44H37V45H36ZM51 44H52V45H51ZM54 44H56V45H55V46H56V48H55L56 51H54V49H53V48H54V47H53ZM80 44H81V45H80ZM110 44H113V47L116 49V51H117L116 54L118 55L119 58L117 57V55H116V57H112V56L114 55L115 52L113 53V50H112V52L110 51L111 49H114ZM130 44H131V45H130ZM143 44H144V45H143ZM154 44H155V45H154ZM174 44H175V45H174ZM186 44H187L188 46L191 45L192 47H189V48L187 49V47H186L187 45H186ZM189 44H190V45H189ZM224 44H225V46L228 48V49H225V50H226L229 54H227V52L224 53V51H225V50H224ZM234 44H236V45H234ZM251 44H254V47H255V46H256V47L259 46L260 49L258 48V50H257V48H256V50H255L254 47H253V45L251 46ZM31 45H32L33 47H32ZM34 45H35V47H34ZM50 45H51V46H50ZM65 45H66V46H65ZM86 45H87V46H86ZM89 45H90V46H89ZM94 45H95V46H94ZM108 45H110L112 48H111L110 46H108ZM134 45H135V46H134ZM136 45H137L138 49H137ZM138 45H139V46H138ZM142 45H143V46H142ZM151 45L154 46V47H150ZM193 45H194V47H193ZM199 45H201V47H200ZM202 45H203V46H202ZM205 45H206V46H205ZM216 45H217V46H216ZM220 45H221L222 47H221ZM245 45H246V47H247V46H248V47L246 48ZM261 45H262V48L264 49V43H262ZM3 46H5L6 50H7V49H8V50L6 51L5 48H3ZM10 46H11V47H10ZM16 46H17V47H16ZM20 46H21V47H20ZM29 46L32 48V49H31L32 52H29V53H28V51H30V50H29V49H30ZM46 46H47V47L49 46L48 49L46 48ZM60 46H61V47H60ZM64 46H65V47H64ZM85 46H86L87 48H86ZM92 46H94L93 49H92ZM104 46H105V48H104ZM131 46H134V47L132 48ZM158 46H159L160 49H159V48H156V47H158ZM167 46L169 47V50L174 49V50H176V52L173 51V52H174V53H173L172 50L169 52ZM197 46H199V47H197ZM213 46H214V47H213ZM237 46H238L239 48H238ZM22 47H23L24 49H23ZM57 47H58V48H57ZM59 47H60V48H59ZM75 47H76V48H75ZM90 47H91V48H90ZM96 47H97V48H96ZM119 47H120V48H119ZM141 47H142V48H141ZM149 47H150V48H149ZM162 47H163V49H162V50H163V53H164L165 50H166V52L164 53L163 57H164L165 59H167V58L165 57V54H166V56L170 57V58H169V64H170V60H171V63H174V65H173V66H174V68H173V69H174V70H173L174 72H173V73H172V67H173V66H172V67L169 66V68L171 69V76H170V73H169L170 71L168 72L169 75L166 74V73H167V70H170V69H168V65L166 64L168 60L165 61V59H161V54H163V53H161V51H162L161 48H162ZM166 47H167V48H166ZM181 47H182V48H181ZM184 47H185V48H184ZM195 47H196V48H195ZM203 47H204V48H203ZM207 47H208V48H207ZM235 47L237 48V50H236ZM244 47L246 48V50H245ZM249 47H250V48L252 47V48L249 49V52H250V53L247 54L248 56H246V57H248V58L246 59V57H245V58L243 59V57H244L245 55H243V57H242V54L247 53V52H248L247 49H248ZM2 48H3V49H2ZM20 48H22V49H20ZM28 48H29V49H28ZM49 48H51V49H49ZM73 48H74V49H73ZM83 48H85V49H83ZM88 48L91 49L92 51L89 50ZM98 48H99V50H101V52H100L99 50H97ZM100 48H103V49H100ZM107 48H109V49L111 48V49L109 50V49H107ZM131 48H132V49H131ZM143 48H144V49L147 48V49H145L146 51H144ZM155 48H156V49H155ZM164 48H165V49H164ZM183 48H184V49H183ZM190 48H191V49H190ZM192 48H194V49H192ZM199 48H201V49L199 50ZM202 48H203V49H202ZM214 48H215V49H214ZM221 48H222V49H221ZM229 48H230V51L233 52V53L229 52ZM240 48H241V50H240ZM13 49H14L15 51H14ZM25 49H26L27 51H25ZM33 49H34V51L37 49V52H39L41 55L35 51L36 54H39V55H36V54H35V56H34V54H32L33 57H31V53H33ZM45 49H47V50L45 51ZM115 49H114V51H115ZM129 49H130V50H129ZM134 49H137V50H134ZM142 49H143V51H142ZM151 49H152V51H151ZM189 49H190L192 52H191ZM205 49H208L207 54H204V53L206 52V51H204V53H203V54H204L203 57H202L201 59H200V57H199V59L195 60V59H194V58L196 57V56H195V54H196L195 51L198 52V50H199L198 53L200 54L201 51L203 52V50H205ZM213 49H214V50H213ZM243 49H244V50H243ZM20 50H21V51H20ZM23 50H24V51H23ZM43 50H44L45 52H44ZM49 50H50V51H49ZM57 50H58V51H57ZM78 50H82V51L80 52V51H78ZM139 50H140V51H139ZM149 50H150V52H149ZM185 50H186V51H185ZM193 50H194V51H193ZM215 50H216V54H215ZM220 50H222V51H220ZM232 50H233V51H232ZM234 50H236V51H234ZM251 50H253L252 53H251ZM260 50H261V51H260ZM5 51H6V52H5ZM13 51H14V53H13ZM83 51H84L85 53H83ZM86 51H87V52H86ZM96 51H97V52H96ZM105 51H106V52H105ZM109 51H110V52H109ZM135 51H138V52H135ZM157 51H158V53H157ZM180 51H181V52H180ZM188 51H190V52H189L190 54H188ZM213 51H214V53H213ZM241 51H244V52L242 53ZM21 52H24V54L21 53ZM25 52H26V54H25ZM35 52H34V53H35ZM43 52H44V54H45V53H46V54H45V55L42 54ZM47 52H49V53L47 54ZM50 52H53V53L51 54ZM79 52H80V53H79ZM88 52H89L90 54H89ZM92 52H93V53H92ZM94 52H96L97 54H96V53L94 54ZM99 52H100V53H99ZM107 52H109V53H107ZM142 52H144V53H142ZM154 52L157 53V54H155ZM159 52H160L161 54H160ZM168 52H169V53H168ZM183 52H184L185 55L182 56ZM208 52H209V54H208ZM211 52H212V53H211ZM220 52H222L223 54H219ZM254 52H255V53H254ZM259 52L261 53L260 55H259ZM4 53H5V54H4ZM16 53H17V54H16ZM20 53H21V55H20ZM75 53H76V55H74ZM77 53H78V56H77ZM86 53H87V54H86ZM112 53H113V54H112ZM147 53H148V54H147ZM149 53H150V55H149ZM151 53H153V54H151ZM171 53H172V54H171ZM186 53H187V55H186ZM239 53H240L241 55H240ZM14 54H15V56H14ZM27 54L30 55V56H27ZM58 54H59V55H58ZM60 54H61V55H60ZM79 54H82V55H79ZM107 54H108L109 56H108ZM110 54H111V55H110ZM126 54H127V53H126ZM139 54H141V56H140ZM142 54H143V55H142ZM154 54H155V55H154ZM159 54H160V55H159ZM170 54H171V55H170ZM210 54H211V55L214 54L213 56H215L216 59H215V57H213V56L211 57ZM226 54H227V55H226ZM236 54H237V55H236ZM262 54H263V55H262ZM42 55L44 56L43 59H44L46 62H45L44 60H42V58H41ZM48 55H49V56H48ZM50 55H51V56H50ZM55 55H56V56H55ZM63 55H64V56H63ZM69 55H70V58L68 57ZM83 55H86L87 57H86V56H83ZM148 55H149V56H148ZM153 55H154V57H153ZM192 55L195 56V57L193 56V61L191 60V59H192ZM196 55L198 56V54H196ZM217 55H218L219 57H221L222 55H224V56L226 55V57H223V56L221 57V58H227L226 61L223 62L222 60H224V59H221V58L219 59V57H217ZM234 55H236L237 57H235ZM9 56H11V57H9ZM12 56H13V57H12ZM16 56H17V57H16ZM18 56H20V57H18ZM22 56H23V57H22ZM43 56H42V57H43ZM46 56H47V58H46ZM71 56H73V57H71ZM74 56H75V58H74ZM76 56H77V57H76ZM80 56H82L83 59H82V57L80 58ZM144 56H145V57H144ZM172 56H173V57L175 56V57L173 58ZM180 56H181V57H184V56H185L184 58H186V59L181 58ZM188 56H190V57H188ZM199 56H202V55H199ZM205 56H206V57H205ZM14 57H16V59H17V58L20 59V58L22 57L23 60L20 59V61H19V59H17L18 61H16ZM26 57H27V59H26ZM29 57H31V58H34V57H35V58H34V61H35V60H36V61L33 62V63H35L36 65H35V64L33 65V63H30V62H27V61H26V63H25V60H28ZM66 57H67V58H66ZM78 57H79V58H78ZM138 57H140V58H142V59H141L140 61H138V59H139ZM148 57H149V58H152V59H149ZM157 57H158V58H157ZM177 57H178V59H175V58H177ZM187 57H188V58H191V59H190V60H191L190 63H189V61L187 62V60H189ZM207 57H208V58H207ZM210 57H211V58H210ZM234 57H235L237 60H236ZM240 57H241V59H243V60H241ZM254 57H255V58H254ZM31 58H30V59H31ZM45 58H46V59H45ZM57 58H58V59L60 58L61 60H63V61H61L60 59L58 60V61L60 62V64H61L62 62H64V63H65L64 66H65V67H66V66H67V67L69 66L68 68L66 67V69L64 70L65 72H62V71H63L62 68H64L63 63L61 64L62 66H60V64H59L58 61L56 60ZM63 58H64V59H63ZM65 58H66V59H65ZM77 58H78V59H77ZM110 58H111L112 60H113V59L116 60V65L118 66V67H117V71H116V69H115L116 66H114V65H115L114 63H115V62L112 61ZM116 58H117V59H116ZM143 58H144L145 60H144ZM146 58H147L148 60H147ZM159 58H160L161 60H160ZM196 58H198V57H196ZM204 58H205V59H204ZM217 58H218V59H217ZM233 58H234V61H233ZM238 58H239V60H238ZM9 59L12 60V61H11L12 63H13V60H15L14 62L16 63V65H17V62H18L19 64H20V63H21V64L23 63V64H25V65H21V64H20V65H21V66L19 65L20 68L18 67V65L12 67V65H13V64L15 65V63L12 64V63L10 62V63H11V66H9V67H10L9 73H8V72L6 73V71H8L7 69H9V67L6 66V65L9 63L8 61H10ZM68 59H69V60L71 59L70 62H69ZM81 59H82V60H81ZM101 59H102V60H101ZM129 59H128V60H129ZM135 59L137 60V62H135V61H136ZM156 59H158V62H160V63L162 62V64H163V62L165 61V63H164L163 65L165 66V64H166L165 68H166V67H167V68L164 70V67L159 66V65H162V64L156 62V61H157ZM172 59H173V61H172ZM181 59H182L184 62H185V61H186V62L183 63V61H181ZM208 59H209V61H208ZM213 59H215V61H216V60H219L218 62L216 61V63H218V64L214 63V64H216V66H217V65H220L219 67L217 66V67L215 68V71L212 70V66H213V68H214V65H213V61H214V60H213ZM245 59H246V62H245L246 64H245V63H244V64L246 65V67H245V65L243 64V62H244ZM38 60H39V61L41 60L42 63L40 64V62H39ZM67 60H68V61H67ZM75 60H76V61L79 60V62L77 61V63H78L77 67H75L76 64L73 63V62L76 63ZM143 60H144V61H143ZM163 60H164V61H163ZM174 60H175V62H174ZM199 60H201V61L203 60V62H201L202 64L200 65V66H202V68H201L200 66H199V68H197V66L195 65V64H197V61H199ZM212 60H213V61H212ZM235 60H236V61H235ZM261 60H262V61H261ZM28 61H33V59L28 60ZM72 61H73V62H72ZM83 61H84V62H83ZM110 61H111V62H110ZM124 61H126V63H125ZM145 61H146L147 63H146ZM152 61L155 62V63H158L159 65L153 63ZM177 61L180 62V63L182 62V63H181V64H182V66H181L182 69H181V68H180V69L178 68L177 71H176V72H178V74H175V73H176V72H175L176 67H179V66H177V65H178V63H176ZM194 61H196V62H194ZM215 61H214V62H215ZM220 61H222V62L224 63V64H222V62H221L222 67H221V64H219ZM240 61H243V62H240ZM36 62H38V63H36ZM55 62H56V63H55ZM71 62H72V63H71ZM80 62H81V63H80ZM101 62H102V64H101ZM123 62H124V63H123ZM150 62H152L153 65L155 64V65L159 66V68H158L157 66H155V65L152 66V65H151L152 63H150ZM206 62H207V63H206ZM5 63H6V64H5ZM10 63H9V65H10ZM27 63L30 64V65H28ZM43 63H44V64H43ZM66 63H67V64H66ZM82 63H84V64H82ZM107 63H108V64H107ZM118 63H120L121 66H120V64L118 65ZM122 63H123V65H127L128 68H127L126 66H125V68H124V66L122 65ZM127 63H128V64L131 63V64H129V66H128ZM135 63H137V64L139 63V64H141V65L144 64V66H141V65L138 64L137 66L135 65V66L133 67L132 64H135ZM148 63H150V65H149ZM175 63H176V65H175ZM187 63H189V64H187ZM191 63H192V64H191ZM193 63H194V64H193ZM203 63H204V64H203ZM211 63H212V64H211ZM238 63H241L244 67H243L241 64H238ZM249 63H250V64H249ZM256 63H257V65H258L257 67L260 66L261 69H258V68H257V70H254L255 68H254L253 66H254V64H256ZM260 63H261V64H260ZM26 64L28 65L27 67H26ZM39 64H40V65H39ZM55 64L59 65V66L61 67V68H60L61 70L58 71L59 67H58L57 65H55ZM69 64L71 65V67H70ZM73 64H74V65H73ZM80 64H82V65H80ZM98 64H99V65H98ZM104 64H106V65H104ZM110 64H111V65H110ZM112 64H114V65H112ZM145 64H146V65L148 64L147 67H148V68H152L153 71H154V68H153V67H155L156 70L154 71V76H156V77H154L152 73H151V74H152V76H153L155 79L157 78L156 80H158V81H156L154 78L151 79L152 76H151L150 72H153V71L149 70V73H148V74H145V72L148 70V68L146 67ZM184 64H186V65H188V66H185ZM205 64H207V65L205 66ZM208 64H209V65L211 64V65H210V67H211L210 70H209V65H208ZM234 64H235V65H234ZM236 64H238L239 66H236ZM259 64H260V65H259ZM1 65H2V66H1ZM3 65L6 66V67H5V70H3L4 68H2V67H4ZM32 65L34 66V67H33L34 69L31 68ZM37 65H38V66H37ZM43 65H44V67L46 66V68L48 69V71H49L48 73H47V71H45L44 73H42V71H41V72L39 71V69H41V68H42L41 66H43ZM101 65H102V66H101ZM130 65H132V66H130ZM163 65H162V66H163ZM170 65H171V64H170ZM179 65H180V64H179ZM183 65H184L185 68L183 67ZM189 65H190V66H189ZM191 65L194 66V67H196L197 69L193 67V68L190 70ZM223 65H224V66H223ZM247 65H248V66H247ZM249 65H250L252 68L249 69ZM261 65H262V66H261ZM23 66L26 67V68H23ZM39 66H40V67H39ZM47 66H48L49 68H48ZM51 66H52V67H51ZM54 66H55V67H54ZM56 66H57L58 68H57ZM72 66H74V67L76 68L77 71L75 70L74 67L72 68ZM79 66H80V67H79ZM81 66H83L84 68L81 67ZM103 66H104V67L106 66V68H104ZM107 66H109V67H107ZM119 66H120V67L123 66V69L120 68ZM138 66H139V67H138ZM149 66H151V67H149ZM204 66H205V67H204ZM235 66H236V68L238 67V69H241L240 66H242V70H243L244 72H243L242 70L238 71V69H236ZM17 67H18L20 70H17L16 73H18V74H17V75H14V74H16V73H14V72L16 71ZM28 67H30L29 69H31V70L33 71V73H34V72H35V73L40 72V73H37L38 75L35 74V75L37 76V78L35 77L34 74H33V75L28 74V73H32V71H30V72L28 71ZM38 67H39V69H38ZM44 67H43V68H44ZM78 67H79V69H77ZM102 67H103L104 69H103ZM112 67H114V70H115V71L113 70ZM129 67H130V68H129ZM132 67H133V69H132ZM137 67L140 69V71L142 70V71H144V72H142V73L139 72V69H138ZM141 67H142V68H141ZM144 67L147 68V70L144 69ZM160 67H161V69L163 70V73H165L164 71H166L165 74H166L167 76H165V74H163V73L161 74L160 71H162V70L160 69ZM224 67H225V68H224ZM239 67H240V68H239ZM6 68H7V69H6ZM21 68H22V69H21ZM46 68H44L43 71H44ZM52 68H56V69H54V70H57V71H54V70L50 71ZM89 68H90L91 70H89ZM118 68H119L120 70H119ZM126 68H127V69H126ZM134 68H135V70L138 69V70H136L138 73L134 70ZM205 68H206V70H205ZM218 68H221L222 71H220V69H218ZM244 68H248V69H249V70H248L249 72H250L251 69H252V71H251L252 73L250 72V74H251L250 76H249L248 71H246L247 69L244 70ZM253 68H254V69H253ZM11 69H13V74H11L10 77H11L12 80L14 79V83H15V84H14V83L12 82V83L14 84L13 86H16L17 84H18L19 86H18V87H15V89H14V87H13V88L10 87V90H7V89H8V87H7L8 84L5 85L4 83H6V82L8 83V80H10V81H9V84L11 83V79H10V77H9V74L12 73V72H11V71H12ZM23 69H25V70L27 69L26 72H25V70H24V73H22V70H23ZM35 69H36V70H35ZM72 69H74V71H72ZM80 69H82V70H80ZM109 69H111L110 72L108 71ZM128 69H129V72H128ZM143 69H144V70H143ZM158 69H160V70H158ZM199 69H200V70H199ZM202 69L205 70V72H206V71H207V72L204 73ZM216 69H217V71L219 70L220 72H222L221 74H222L223 77H222V76H219V74H220V73H219V74H217V75L219 76V77H217L218 79H217V78H214V79H213V78H210L212 72H216V73H218V72L216 71ZM234 69H235L237 72H236ZM41 70H42V69H41ZM78 70H79V72H78ZM83 70H84V71H83ZM87 70H88V71H87ZM105 70H106V71H105ZM124 70H125V71H124ZM131 70H134V71H131ZM145 70H146V71H145ZM178 70L181 71V72L179 73ZM195 70L200 71V72H197V73H200V74L195 73V72H196ZM211 70H212V71H211ZM2 71H3L4 74L2 73ZM18 71H19V72L21 71V73L19 74ZM27 71H28V73H27ZM36 71H37V72H36ZM75 71H76V75H73V76H76V77L78 76V74H79L81 71H82V72H85V74H84V73L82 74V72H81V73L79 74V76H80L81 74H82V75L80 76V78L78 77V79H77V78H75V77H72V75H71V72L74 73ZM103 71H104V72H103ZM112 71L115 72V75H114V79H113V80H114L115 82H117V83H119V82H121V83H119V84H117V83H112V84H111V82H112L113 80L110 79V78H112V76H113V74H114ZM120 71H121V72H120ZM210 71H211V72H210ZM223 71H224V73L227 74V75H224ZM255 71H257L258 73L260 72L261 77L258 76V75H256V74H258V73L255 72ZM116 72H117V73H116ZM119 72H120V73H119ZM125 72H127V73H125ZM132 72H133V73H132ZM158 72H159V75H156ZM201 72H202V73H201ZM208 72H210V73H208ZM241 72H242V73H241ZM245 72H246V73H245ZM5 73H6V74H5ZM25 73H27V74H25ZM63 73H64V74H63ZM65 73H66V74H65ZM73 73H72V74H73ZM103 73H104V74H103ZM105 73H106V74H105ZM110 73H111V74L113 73V74L111 75ZM118 73H119V74H118ZM122 73H123V74H122ZM129 73H130V74H129ZM146 73H147V72H146ZM155 73H156V74H155ZM191 73H192V74H191ZM240 73H241V74H240ZM247 73H248V74H247ZM253 73L256 75V78L259 79V77H260V79H263V80H260V79L258 80V79H256V78L254 77V74H253ZM21 74H25V77H26V75H28V76H29V75L34 76V77H35V81H33L34 78H32L31 76H29L31 79L29 78V79L27 80L28 76L25 78L24 75H23V76H22V79H21L22 81H24L23 79H25V81H27V82L30 80L28 83L26 82L27 84H29L28 86H27V84H25V83H24V85H23V82H22L21 80H20L21 82L19 81V79L21 78ZM46 74H45V75H46ZM59 74H60V73H59ZM116 74H117V76H118L119 78L116 76ZM127 74H128V75H127ZM135 74H136L137 76H136ZM173 74H174V75H173ZM193 74H194V75H193ZM204 74H205V77H206V78H207V76L209 75L208 78H207L208 80L203 76ZM207 74H208V75H207ZM221 74H220V75H221ZM229 74H231V77H230ZM13 75L16 76V78H18V76H20L19 79H18V81H16V78L13 77ZM119 75H121L122 77H120ZM129 75H130V76L133 75V76L130 77ZM134 75H135L136 77H135ZM138 75H140V77H139ZM149 75H150L151 77H150ZM161 75L164 76V77H163L164 79H162V76H161ZM176 75H177V79L174 77V76H176ZM191 75H193V78H192ZM196 75H197L200 79H199ZM199 75H201L202 79H201V77H200ZM245 75H246V76H245ZM41 76H42V75H41ZM67 76H68L69 78H68ZM109 76H110V77H109ZM115 76H116L118 79H117V78L115 79ZM128 76H129V77H128ZM157 76H158V77H161V80H162L163 83L161 82V80L159 81L160 78H158ZM168 76H170V78H168L169 80L167 79ZM172 76L174 77V79L172 78ZM195 76H196V77H195ZM224 76H225V77H224ZM227 76H229V78H226ZM244 76H245V79H242V80H241V78H244ZM8 77H9V79L7 80ZM12 77H13V78H12ZM127 77H128V78H127ZM138 77H139V78H138ZM249 77H250V78H249ZM253 77H254L255 79H254ZM40 78H42V77H40ZM72 78H73V79H72ZM103 78H105V79L108 78L109 80L106 81L107 79L105 80V79H103ZM120 78H122L121 81H120ZM137 78H138V79H137ZM194 78H196L197 80H195ZM203 78H204V79H203ZM223 78H224L225 80H224ZM247 78H249V79L247 80ZM251 78H253L254 81H252ZM32 79H33V80H32ZM45 79H47V75L45 76ZM45 79H44V80H45ZM71 79H72L73 81L75 80L76 82H75V81H74L75 83L70 82L69 80H71ZM76 79H77V80H76ZM102 79H103V81H104L103 83H105V81H106L107 83L103 84V83L101 82ZM131 79L133 80V82H132ZM134 79H135V81H136L137 83L140 82V85H141V86H139V85L137 86V84H136V82L134 81ZM175 79H176V80H175ZM179 79H180V81H179ZM181 79H182V80H181ZM209 79H210V80H209ZM228 79H229V80H228ZM4 80H5V81H4ZM38 80H37V81H38ZM44 80H43V82H45V81L47 82L48 79L45 80V81H44ZM49 80H50V79H49ZM59 80H62L61 82L64 83L65 86H64L61 82H60V83H61V84H60V83H59ZM65 80H68L69 82H68V81H67V82H68V83H72L73 85H72L70 88H69V85H68V87H67V89H66L65 87L67 86V84L65 83ZM72 80H71V81H72ZM111 80H112V81H111ZM117 80H118V81H117ZM122 80L125 82V85H124V82H123ZM127 80H128V81H127ZM129 80H131V82H130ZM137 80H139V81H137ZM140 80H141V81H140ZM149 80H150L151 82H150ZM153 80H155V81H153ZM163 80H164V81H163ZM165 80H166L167 82H169L170 85H169L167 82H165ZM172 80H175V81H172ZM201 80H202V81H201ZM216 80H217L218 82H216ZM219 80H220V81L223 80V81L220 82ZM227 80H228V81H227ZM245 80L247 81V84H244V83H245ZM255 80H256V81H255ZM39 81H40V80H39ZM110 81H111V82H110ZM114 81H113V82H114ZM199 81H200V82H199ZM208 81H209L210 83H211V82H214L216 85H215V84H212V83L210 84V83H208ZM224 81H225V82H224ZM239 81H240V82H239ZM241 81H242V82H241ZM249 81H251L253 84L250 82L249 84H251V85H249V84H248ZM16 82H19V83L16 84ZM33 82H34V83H33ZM46 82H45V84H46ZM108 82H109V83H108ZM134 82H135V83H134ZM142 82H143V83L145 82L146 84H145V83L143 84ZM149 82H150V83H149ZM153 82H154V83H153ZM158 82H159V83H158ZM172 82H173V83H172ZM178 82H180V83L178 84ZM190 82H191V83H190ZM206 82H207L208 84H207ZM237 82H238V83H237ZM243 82H244V83H243ZM255 82H256V83H255ZM257 82H258V83H257ZM12 83H11V84H12ZM126 83H128V84H126ZM130 83H131V85H129ZM132 83H134L135 86H134ZM141 83H142V84H141ZM155 83H156V84H159V85H154ZM164 83H165V84L167 83L168 86H167V84L165 85ZM171 83H172L173 85H172ZM205 83H206L207 85H209V86H210V85L213 86V87H212L213 89H211V86H210V89H211V90H208L209 88H207V87H209V86H207ZM217 83H221V84L218 85ZM222 83H223V86H222ZM2 84H1V85H2ZM20 84H22L23 86L26 85V87L24 88V87H22V85H20ZM52 84H53V85H52ZM74 84H75V85H74ZM76 84H77V85H76ZM106 84H111V85H106ZM160 84H161V85L163 84L162 86H166V88L168 87V91H169V89H171V91H172V89L174 90V91H172L173 93L171 92V93H172L171 96L175 95V94H174V93H176L175 90H177V93H176V94H178L180 97H184V98H185V99H181V100H186V99H188V100H187L188 102H187V101H186L185 103H183V101L181 102L182 105L184 106V108L187 106L186 109H184V110H188V111H185V113H184V111H183V109H182V111L179 112V113H181V114L184 113L185 116H184V115H181V114H180L181 116H179V113H178V111L180 110V109H178V107L181 105V103H179L180 105H179V104H176V105H175V106H178V107H175V106H171V107H169L170 105H169V106H163V104H162V103L164 102L163 99H166V97L164 98L163 95L165 94V95L168 96V95L171 94V93L169 92V94H167V93H166V92H167V89H166V91L163 90V87H161ZM203 84L206 85L205 88H207V89H204V85H203ZM233 84H234V86H233ZM236 84H237V85L239 84V86L235 87ZM243 84H244V85H243ZM255 84H256V85H255ZM257 84H258V85H257ZM1 85H0V87H1ZM62 85H63V87H62ZM117 85H118V87H119L120 90L117 89L118 87L116 88ZM123 85H124V86H123ZM145 85H146V86H145ZM171 85H172V86H174V85L177 86L179 89H181V91H179L177 87H172ZM201 85H202V86H201ZM247 85H248V87H247ZM5 86H6V87H5ZM31 86H32V85H31ZM120 86H121L122 88H120ZM125 86H126V87H125ZM129 86H132L133 88H132V87H129ZM142 86H143V87L145 86V87L143 88ZM169 86H171V87H169ZM180 86H181L182 88H180ZM200 86H201V89H200ZM219 86H220V88L222 87V89H219V88H218ZM224 86H225V87H224ZM242 86H243V87H242ZM60 87L62 88L61 91H60V93H62L63 95H62V94L60 95V93H59V89H58V88H60ZM124 87H125L126 89H125ZM214 87H216V88L214 89ZM5 88H7V89H5ZM63 88H65V89H63ZM129 88H130V89H129ZM131 88H132V89H131ZM174 88H176V89H174ZM183 88H184L186 91L183 90ZM197 88H198V89H197ZM217 88H218V89H217ZM231 88H232V89L235 88V89L231 90ZM239 88H240V90H239V92H238L237 89H239ZM243 88H244V89H243ZM247 88H248V89H247ZM11 89H12L13 91H12V92H9V91H11ZM29 89H28V90H29ZM121 89H122V90L124 89V92H123L122 94H123V95H124V94L126 95V96H124L123 98H128V97H129V98L127 99V101H126V99L124 100V99L121 97V96H123V95L120 96V98H121L122 100H121L120 98H119V99L117 98L118 101L120 100V103H121L122 105H123L125 102H126V103L128 102V104L130 103L129 105H131V103L133 102V100H134V101L136 100V98H137V94H138V93H140V94H138V95H139L138 97L141 96L140 99L138 98L139 100L137 99V100H138V103H139L138 105H137L136 103L131 105V106H133V105L135 106V105H136V107L138 106L137 108L135 107L137 110H136L134 107L131 108L128 104L126 105V103H125L126 106L123 105L127 111H128V108H131L133 111H135V113H134L133 111L131 112L130 109H129V113H128L127 111L124 110V107H123V106H122L123 109H122L121 106H120V109L123 110V111H121V112H124V111L127 112V113H128L127 115H128V117H129V118H128V117L126 116V113L124 114L125 116H124L123 113H122L121 116L123 115V118H127V120L129 119L130 124H131V122H132V123H133V122L136 123V122H138L139 120L142 122L143 119H146L147 117H149V118L151 117V118H152V116H153V118L156 120V121H155L153 118H152V119L150 118L151 120H149V118H147V119L150 121V123L152 122V124L150 125V123L147 122L148 120L146 121V124H147V125L149 124L150 126L153 125L152 128H151L150 126H146V128L148 127V129H146L145 127H144V128L141 127L142 125H143V126L146 125V124H144L143 122H142L143 124L140 123V121H139V124H137V123L135 124V123H134L135 125H139L138 128L141 127L140 129L143 128V129L145 130V132H144L145 134L143 133V131H144L143 129H142V131H141L144 135H143L142 133H140L139 131H136L137 129H135V128L132 129L130 126L133 127L134 124L129 125V124H128L129 121H125V119L121 118L122 120L120 119V121H121L122 123L125 121V123H123V124H125V125H124V126H121V123H120V122H117L118 120L115 119L116 116L119 117V115L116 114V116H115V113L113 114V112H116V113H117V112L119 111V114L121 113L120 110L118 109L119 107H117V106L120 105V104H118L117 106H115L116 104H115V105H114V104L111 105L110 103L113 102V100H115L116 97H119V95L121 94V92H120ZM127 89L130 90V92H129ZM164 89H165V88H164ZM196 89H197V90H196ZM6 90H7V91H6ZM49 90H50V89H49ZM54 90H55V91H54ZM57 90H58V91H57ZM65 90H67V92H68V93L66 92L67 94L65 93ZM112 90H113V91H112ZM116 90H117V91L119 90V91H118L119 94L116 92ZM131 90H132V91H131ZM190 90H191V92H194V91H195V92H194L195 95H194V93H190V95H188V98H186V97H187V94H185L184 91H185L186 93H188ZM202 90H204V92H202ZM215 90H217V91H215ZM219 90H220V91H219ZM230 90H231V91H230ZM235 90H236V92H235ZM3 91H2V93H3ZM62 91H64V92H62ZM109 91H111V92H109ZM114 91H115L116 93L113 94ZM125 91L128 92L129 94L126 93ZM134 91L136 92V94H135L136 97H134V93H135ZM140 91H141V92H140ZM162 91H165V93H164V94L161 93ZM199 91H200V92H199ZM244 91H245V94H244ZM247 91H248V92H247ZM8 92H9V93H8ZM26 92H27V90H26ZM30 92H31V91H30ZM39 92H40V94H41V91H39ZM108 92H109V93H108ZM131 92H133V93H132L133 96L131 95ZM196 92L199 93L198 96H196V95H197ZM201 92H202V94H201ZM230 92H234V93H230ZM242 92H243V94H242ZM27 93H29V91H28ZM56 93H59V94H56ZM64 93H65V94H64ZM105 93H106V94H105ZM110 93H111V94H110ZM143 93H144V94H143ZM145 93H146V94H145ZM149 93H151V95H150ZM160 93H161V95H162L163 98L159 95ZM181 93H184V94H183L184 96L180 95ZM229 93H230V94H229ZM238 93H239V94H238ZM20 94H22V95L24 94L23 90L20 92ZM20 94H19V95H20ZM46 94L49 95V96H47V97H48V100H47V97H45ZM107 94H110V97L112 96V94H113V96L116 94V95L114 96L115 99L111 100L113 97H112V98H109V95H107ZM153 94H154V95H153ZM191 94H193V96H191ZM227 94H228V96H227ZM231 94L233 95V97H235V100H236V101L233 100V99H231V97H232ZM235 94H236V96H235ZM240 94H241V95H240ZM1 95L5 96L6 100H5V98H2L3 96H1ZM19 95H18V96L15 95V99H18V100H24V99H22V98L25 97L26 95H23V96L20 95V96L22 97V98L20 97L21 99L19 98ZM105 95H107V96H106L107 100H105V98H104ZM127 95H131L134 99H132L131 96H128V97H127ZM143 95H144V98H148V100H150V101H148L147 99H146V100H147L148 102H146V100H145V101H141L142 98H143ZM149 95H150V96H149ZM157 95L160 97V99H159V97H158ZM229 95H230V96H229ZM239 95H240L241 97H240ZM11 96H12V95H11ZM40 96L42 97V95H40ZM146 96H149V97H146ZM151 96H152L153 98H155V99H154L155 101H154V100H151V98H152ZM155 96H157V97H155ZM179 96L177 97V95H176L175 97H173L174 99H173L172 97H169V96H168V97L170 98V101H172V102L170 103L169 100H168V97H167V99H166L165 101H168V103H167V102H164V105H166V104H171V105H173V104H172V103H174L173 100L175 101V103L180 102V101H179L180 99H177V100H176V98H180ZM185 96H186V97H185ZM189 96H190V97H189ZM203 96H204V97H203ZM205 96H206V97H205ZM208 96H209V97H208ZM210 96H211V97L213 96V97L211 98ZM13 97H14V94H13ZM49 97H50V98H49ZM202 97H203V98H202ZM215 97H216V99H215ZM233 97H232V98H233ZM237 97H238V98H237ZM51 98H52V99H51ZM130 98L132 99V101L130 100L131 102L128 101ZM144 98H143V99H144ZM153 98H152V99H153ZM161 98H162V99H161ZM190 98H192V99H190ZM201 98H202L203 100H202ZM206 98H208V99H207L208 101H212L213 98L215 99L214 101H217L218 99H219L220 101L222 100L224 103H226L225 105H227V106H226V107H227L226 109L229 110V109L232 108L235 114L232 116V118H231V116H228V117L231 118V119H228V117H226V119H224L225 116H227V115L222 116L221 113H220L221 109H220V110H217V111H216V110L213 111L214 113H215V112L220 113V114H218V115H219V119H221V120L223 121V122H222L223 124H222V123H221V120H219V119L217 118V117H218L217 115H216V116H217V117H216L217 119L214 117V115H215L216 113H215V114H212V113H210V111H209V112H207V113H210V115H209V114L207 115V113H206V112L204 111V109L202 108V107H203V106H202V105H203L202 103H204L205 101H207ZM210 98H211L212 100H211ZM236 98H237L239 101H238ZM240 98H241V99H240ZM2 99H4L6 102H5L4 100H2ZM37 99H38V100H37ZM40 99H41V101H43L42 98H40ZM108 99H109V101H108ZM156 99H157V101L159 102V104H158V102H156ZM171 99H172V100H171ZM209 99H210V100H209ZM225 99H226V100H225ZM227 99H228V100H227ZM242 99H243V100H242ZM27 100H28V101H27ZM101 100H102V101L104 100V101H103V104L105 103V101H107L106 103L109 102L108 104L105 103V105H107V107H108V105H109V107H110V105H111L112 107H117L118 111H117L116 108H115V109H112V108H111V109H110V108L105 109V106L103 105V107H104V109H105V115H104V113H103V112H104V111H103L104 109L100 107V106H102V105H99V102H100ZM123 100H124V101H123ZM137 100H136V101H137ZM161 100H162V101H161ZM190 100H191V103L189 102ZM204 100H205V101H204ZM219 100H218V101H219ZM230 100H231V101L233 100V101L231 102ZM262 100H263V101H262ZM39 101H40V100H39ZM41 101H40V103H41ZM110 101H111V102H110ZM116 101H117V100H115V102H116ZM153 101L156 102V103L154 104ZM176 101H177V102H176ZM202 101H203V102H202ZM220 101H219V102H220ZM222 101H221V102H222ZM225 101H226V102H225ZM240 101H243V102H240ZM245 101H246V103H245ZM46 102H48V103L45 104ZM56 102H57V103H56ZM59 102H60V103H59ZM66 102H67V103H66ZM115 102H113V103H115ZM123 102H124V103H123ZM141 102L144 103V106H147V105H149V104H150V105L147 106V107H144V106H141V105H140ZM200 102H202V103H200ZM221 102H220V103H221ZM223 102H222V103H223ZM237 102H238V104L241 103V104H240L241 107H242V105L245 106V107H242V108L240 107L241 109H240V108H237ZM262 102H263V103H262ZM5 103L8 104V105H6ZM28 103H27V104H28ZM34 103H35V104H34ZM42 103H43V102H42ZM64 103H62V104H64ZM97 103H98V104H97ZM101 103H102V102H101ZM101 103H100V104H101ZM117 103H119V102H117ZM133 103H134V102H133ZM146 103H147V104H146ZM152 103H153V104H152ZM186 103H190V106L192 105V108L189 107L188 104L186 105ZM224 103H223V104H224ZM229 103H230V105H229ZM231 103H232V105H231ZM17 104H18V103H17ZM21 104L24 106V108L22 107ZM62 104H61V105H62ZM66 104H67L68 106H67ZM156 104H157V105H161L162 108H161V106H160V108H159V107H156ZM258 104H259V105H258ZM261 104H262V105H261ZM30 105H31V107H30ZM33 105H34V108L32 107ZM139 105H140V108H139ZM142 105H143V104H142ZM151 105H153V106H151ZM182 105H181V106H182ZM228 105H229L230 108H228ZM255 105H256V106L258 105L259 108H258V106L256 107ZM25 106H26V107H25ZM49 106H50V105H49ZM128 106H129V107H128ZM181 106H180L179 108H181ZM200 106H202V107H200ZM233 106H234V108H233ZM246 106H247V107H246ZM19 107H20L22 110H21ZM28 107H29V110H28ZM64 107H65V108H64ZM97 107H99V108H97ZM107 107H106V108H107ZM126 107H127V108H126ZM143 107H144V108H143ZM149 107H150V108L153 107V109H154V107H155V109H156V108H157V109L159 108V109H160V112H159L158 110H156V111H158V112H156V111L154 110V111L156 112V113H154V112H152L153 109L151 108V109H150V110H151V113H149V112H147V110L145 109V108L148 109ZM165 107H168V109L165 108ZM174 107L176 108V110H178V111L175 112L176 114L178 113L177 116L181 117L182 119L185 118L186 121H187L186 117L188 116V119H189L188 123H187L185 120H182V121H185L186 124H189V123H190V124L188 125L189 128H188L187 125L185 124V125H186V128L189 129V130H188V129L186 130V129L184 128L183 130H184L185 132H184V131H181V129H182L181 127L184 125L185 122H184L183 124H180V125H181V126H180V131L177 130L178 135L175 133V132H176L175 130L179 127V122H180V121L177 122L178 119L176 118V117H177L176 114H174V112L172 113V108H174ZM188 107H189V108H188ZM235 107H236V109H238V110H235ZM238 107H239V105H238ZM37 108L39 109V111H38ZM40 108H41V109H40ZM100 108L103 109V110H102V113H103V114H102V113H98L97 115L99 116V114H100V115L102 114V115H101V119H102V118L104 119V121L101 120L102 122H101L100 120H98V119H100V118H99L100 116L98 117L97 115H95L96 117H94V118L97 119V117H98L97 120L93 118L94 114L98 112L97 110L100 111ZM138 108L140 109V111L138 110ZM141 108L145 109L146 111H144V110L141 109ZM163 108H164V109H163ZM170 108H171V110H170ZM175 108H174V111H175ZM182 108H183V107H182ZM187 108H188V109H187ZM256 108H258V109L256 110ZM260 108H261V109H260ZM24 109H25V110H24ZM109 109H110V111H107V110H109ZM134 109H135V110H134ZM191 109H192V110H191ZM217 109H219V108H217ZM9 110H8V111H9ZM51 110H52L53 112H52ZM58 110H59L60 112H59ZM113 110H114V111H113ZM115 110H116V111H115ZM141 110H143V111H141ZM166 110H167V112L169 111V112H171L172 114H171V113L168 114V113L166 112ZM222 110H223V109H222ZM241 110H243V111H241ZM260 110H261V111H260ZM37 111L40 113L39 115H37V114H38ZM64 111L66 112V110H64ZM68 111H67L66 114H68ZM106 111L108 112V113H107L108 115H109V112H111V111H113V112L110 114V116H107V117H106V120H105L104 116H106ZM137 111H138V112H137ZM189 111H192V112H189ZM202 111H204V112H202ZM238 111H239V112L241 111V114L238 113ZM29 112H30V111H29ZM32 112H33V111H32ZM74 112H75V113H74ZM91 112H92V113H91ZM100 112H101V111H100ZM136 112H137V113H136ZM139 112H144V113H142V114H146V117H145V115H142L141 113H140V115H142V116H140V115H139ZM186 112H187V113H186ZM211 112H212V111H211ZM259 112H260V113H259ZM7 113H8V115L6 116ZM11 113H12V114H11ZM42 113H45V114L43 115ZM53 113H54V114L56 113V115H54ZM72 113H74V114H72ZM85 113H86V114H85ZM89 113H91L92 115H90ZM131 113H132V115L134 116V118H137V119H136L137 121H135V119L133 118V116H132V118L130 117L131 115L129 116V114H131ZM147 113H149L151 116H149V114H148V116H147ZM152 113H153L154 115H152ZM190 113H193V115L190 114ZM194 113H195V114H194ZM204 113H205L206 115H205ZM15 114H16V115H15ZM88 114H89V116H88ZM112 114L114 115V118H113V115H112ZM134 114H135V115H134ZM187 114H188V115H187ZM11 115H12V116H11ZM13 115H14V116H13ZM40 115H42V117H45V116H46V117H45V118H40V117H41ZM52 115H53V116H52ZM86 115H87L88 117H87ZM103 115H104V116H103ZM137 115H138V116H137ZM190 115H191V116H190ZM220 115H221V116H220ZM261 115H262V116H261ZM8 116H9L10 118H9ZM23 116H24V117H23ZM36 116H38V117L40 116V117L38 118V117H36ZM54 116H58V117H57V118L55 117L56 119H55V118L52 119V117H54ZM65 116H66V120L68 119L67 121L64 119L65 122H66L67 124H66V123L64 122V120H63V118H64ZM80 116H81V117H80ZM91 116H92V117H91ZM111 116H112V117H111ZM135 116H137V117H135ZM139 116H140V118H138ZM143 116H144L145 118H142ZM160 116L162 117V121H161V122L159 121V120H161ZM175 116H176V117H175ZM182 116H183V117H182ZM7 117H8L9 119H12L13 117H14V118H13L12 120H9ZM11 117H12V118H11ZM15 117H16V118H15ZM68 117H69V118H68ZM86 117H87V118L91 117V118L94 119V121H96V122H94L93 120H91V121H92L91 123H93V124H91V126H92L93 128L90 126V122H89V121H90V118H89V121H88ZM108 117H109V118H108ZM118 117H117V119H119ZM156 117H159V118H156ZM174 117H175V118H174ZM179 117H178V118H179ZM207 117H210L208 121H207V119H208ZM212 117H213V119H214L213 121L210 120V119H212ZM6 118H7V119H6ZM24 118H25V119H24ZM130 118H131V119H130ZM171 118H172V120H173V119H177V121H176V120H174V121H176L175 123H177L178 126H177V124H176V126H173V124H172L171 122H169V119H170V121H172ZM206 118H207V119H206ZM222 118H223V119H222ZM14 119H15L17 122H16V121H13ZM49 119L54 120V121H53V123H54L53 126H52L53 123H52V124L50 123L52 120H49ZM109 119H111L112 121H113V119H114V120H116L117 123H116L115 121H113V122H112L113 124L110 123V125H109V124H107V123H109V122L111 121V120H109ZM141 119H142V120H141ZM157 119H159V120H158V123H162V122H164L163 120H167L166 123H167V122H169V123H167L166 125H168V124L170 125V123H171L172 125H170V128H169V126H166V125L164 126V125H162L163 123H162V124H159V125H158V123H157V124H154V122H157ZM227 119L230 120V121L227 122ZM233 119H234V120H233ZM8 120H9V121H8ZM18 120H20V122H18ZM107 120H108L109 122H108ZM123 120H124V121H123ZM132 120H134V121H132ZM179 120H180V119H179ZM205 120H206L207 122H205ZM224 120L226 121L227 124L224 123V122H225ZM257 120L260 121V124L258 123ZM5 121H7V122H5ZM12 121H13V122H12ZM32 121H33V119H32ZM60 121H61V123H62V121H63L64 125H63V123H62V126H61V125H60V124H61ZM98 121H99V122H98ZM143 121H144V120H143ZM153 121H154V122H153ZM174 121H172V122L174 123ZM182 121H181V122H182ZM209 121H210V122H209ZM214 121H218L219 123H221L223 126L225 125L226 127H225V126L223 127L221 124H220L221 127H215V126H212V123H211V122H214ZM255 121H257V124H256ZM44 122H45V121H44ZM46 122H47V120H46ZM84 122H87V123L89 122V123H88V124L86 123V124H87V126H86V124H85ZM97 122H98V123H97ZM100 122H101V124H100ZM105 122H107V123L105 124ZM144 122H145V121H144ZM230 122H231L232 124H230ZM254 122H255V123H254ZM5 123H6L7 125H6ZM95 123H96V126H98V127L102 126V125H103L102 123H104L106 126L103 125L102 128H98V127H95V128H94ZM114 123H115V124H114ZM119 123H120V124H119ZM175 123H174V124H175ZM210 123H211V125H210ZM3 124H4L5 126H4ZM50 124H51V125H50ZM98 124H99L100 126H99ZM117 124H119V125L121 126V128L124 127V129L126 128V124L128 125V127L131 128V129L128 128V127L126 128V130L128 129L127 131L130 133V135H129L128 133H127L128 135L125 134L126 131H124V132H125V133H124L125 135L122 133V136H126V137L129 136V137H127V138H129V140H130V138L133 136V135H131V134H132V132H134V131L137 132V133L134 134V133H135V132H134L133 134H134V135L139 134V135H137V136H140V139H141V136H142V135L144 136V137H142V139L145 138L146 132H147V135H148V132H151L149 135H151V136L153 137V139L151 138V136H146L147 138L143 139V140H146V141L143 142V140L141 141V140L139 139V141H140V142H139V141L137 140L139 137L137 138V136H136V137L134 138V136H133V137H132V140H133V141L130 140V143L132 142V144L135 145V142H136V143H138V144H136V145H139L138 147H140V144L143 143V145H142L143 147H142V148L140 147L141 149H139V150H137V151H135V150L138 149V148L133 149V150H134V154H133L132 150L129 151V153H128V150H127V149H129V147H126V146L124 147L125 149H124V148H121V150H122V151H121L120 148H119L114 142H111L112 144L109 143L110 146H108L107 144L104 145V146L97 145V143L95 144V141H96L97 138H101V137H103L102 139H104V138L106 137V134H108L110 131H111L110 133H112V131H114V133H112V134H115V132H116V130H117L116 134H117V133H118V134H121L120 132H123L122 130H124V129H123V128L121 129L120 126L117 125ZM123 124H122V125H123ZM140 124H141V126H140ZM164 124H165V122H164ZM229 124L232 125L231 127H233L235 130L237 129V131H235L234 129H233V131H230V132L233 133V135H232L231 133H229V131H227V130H228L227 127H230ZM255 124H256V125H255ZM15 125H14V126H15ZM22 125L25 126V127H24V130H23V128H22V127H23ZM57 125H56V126H57ZM93 125H94V126H93ZM107 125H108V128H107ZM115 125H116V126H115ZM135 125H134V126H135ZM156 125H158L157 127H158L159 129H158L157 127H155ZM160 125H161V126H160ZM185 125H184V127H185ZM250 125H251V126H250ZM259 125H260V126H259ZM3 126H4V129H6V130L3 129ZM16 126H15V127H16ZM31 126L29 125L28 127H31ZM58 126H57V128H58ZM89 126H90V127H89ZM104 126H105V128L107 129V131H106V130H103V129H104ZM110 126H111V127H110ZM118 126H119V128H118ZM162 126H163V127H162ZM172 126H173V127H172ZM211 126H212L213 128H212ZM60 127H59V128H60ZM115 127H116V128H115ZM154 127H155V129H154ZM222 127H223V128H222ZM33 128H34V126H33ZM48 128H49V129H48ZM86 128H87V129H88V128H90V129L92 128V130L95 129V130H96V133H95V131H92V130H91L92 132L90 131V132L88 133V131H89L90 129L87 130ZM96 128H97V129H96ZM114 128H115V130H112V129H114ZM117 128L120 129V132H119V130H118ZM136 128H137V126H136ZM149 128L152 129V131H150ZM168 128H169V130H167ZM210 128H211V130H210ZM215 128H217V130H215ZM1 129H2V130H1ZM25 129L28 130V133H27V131H25ZM34 129H35V128H34ZM85 129H86V131H85ZM99 129H101V132L103 131L102 133L100 132V135H105V137H104V136H100V137L97 136V135H99V131H100ZM108 129H109V132H108ZM129 129H130V130H129ZM153 129H154V130H153ZM163 129H164V130H163ZM178 129H179V128H178ZM218 129H220V130H218ZM22 130H23V131H22ZM29 130H30V131H29ZM52 130H53V131H52ZM57 130H59V129H57ZM82 130H84V131H82ZM98 130H99V131H98ZM148 130H149V131H148ZM155 130H156V131H155ZM165 130L168 131V132H166ZM230 130H231V129H230ZM8 131H9V132H8ZM37 131H38V132H37ZM39 131H40V132H39ZM41 131H42L44 134H42ZM76 131H77V130H76ZM104 131H105V132H104ZM130 131H132V132H130ZM157 131L160 132L159 135L161 134L162 131H163V132L165 131V133L162 132V133L165 134V135L161 134V136L159 137L158 134H157V133H158ZM171 131H173V132H171ZM210 131H211V132H210ZM217 131H219V132L217 133ZM225 131H226V132H225ZM30 132H31V134H30ZM36 132H37V134H36ZM47 132H48V135H50V133L53 134V135H52V136H53L52 138L55 137V139H53V140H55L54 142H56V140H57L56 144L53 142V140H52V138H51L50 136H49L50 138L48 139V137H47V135H46ZM83 132H84V133H83ZM106 132H107V133H106ZM138 132H139V133H138ZM155 132H156V133H155ZM170 132L172 133V136L170 135V134H171ZM179 132H180V134H179ZM182 132H183V133H182ZM213 132H215V135H216V136H221V137H223L224 141L226 142V144H225L222 148L219 147V149H218V147H217L218 145L216 146V145H214V144H208V143L206 142V140L208 139V136H211V135H212V136H215ZM223 132H224V133H223ZM243 132H244V133H243ZM5 133H6V134H5ZM25 133H26V135H25ZM38 133H41L42 135H41V134H38ZM87 133H88L89 135H88ZM97 133H98V134H97ZM110 133H109V134H110ZM152 133H153V135H155V136L157 135L158 138L155 137V136H153ZM169 133H170V134H169ZM174 133H175V134H174ZM184 133H185V134H184ZM186 133H187V134H186ZM209 133H210V134H209ZM216 133H217V134H216ZM228 133H229V134H228ZM8 134H10V135H8ZM32 134H33V135H36L35 137H38V140H39V141L42 140L41 142H47V143L50 142V143H49L50 145H52V146L55 145V147H56V148L54 147L55 149L53 148V150L51 151V154H50V152H47L48 155L51 156V157L49 156V158H51V159H52V162H53L52 164H51V162L48 164L49 169H48V167H47V163L43 164L42 162H40V160H38L39 158L37 159V157H36L32 152H30V151L27 152V151L24 150V149H23V151H22V148H23L22 145H24V144H26L27 142H29V140H30V136H31ZM78 134H80V135H79L80 138L78 137ZM86 134H87V135H86ZM93 134H95V137H94ZM112 134H111V136L109 135V138L114 137V136L116 135V134H115V135H112ZM118 134L116 135L117 137L115 136V138H119ZM141 134H142V135H141ZM167 134H169V135H167ZM182 134H184V135H182ZM218 134H219V135H218ZM222 134H223V135H222ZM6 135H8V136H6ZM22 135H23V136H22ZM29 135H30V136H29ZM37 135H39V136H37ZM40 135H41V137L44 135V137H42V139H40V138H41ZM45 135H46V136H45ZM85 135H86L88 138H87ZM173 135H175V136H173ZM179 135H180V137H181V135H182V138L179 137L180 140L177 139ZM225 135H226V136H225ZM228 135L231 136L230 139L227 138ZM234 135H235V136H234ZM9 136H10V137H9ZM26 136L28 137V139H26ZM73 136H74L75 138H77V139H80L79 141L82 140V141H81L82 143L80 142V144H81L82 147L79 146V145H80V144H79V141L77 142V139L75 140V138H74ZM162 136H163V137H162ZM164 136H165V137H164ZM170 136H171V137H170ZM176 136H177V138H175ZM186 136H187V137H186ZM229 136H228V137H229ZM259 136H260V137H259ZM45 137H46V139H45ZM69 137L72 138V139L74 138V139H73L74 141H73L72 139H70V140L68 141V138H69ZM83 137H84V138L86 137L87 140L90 139V141H89V140L87 141L86 139H83ZM107 137H108V135H107ZM107 137H106V139H108ZM120 137H121V136H120ZM148 137H149V139L151 138L150 141L147 140ZM161 137H162V138H161ZM173 137H174L175 139H174ZM183 137H185V138H183ZM225 137H226L228 140H226ZM236 137H237V138H236ZM65 138H67V140H66ZM91 138H92L93 142H92ZM127 138H126V139H127ZM133 138H134L135 140H137V141H134ZM136 138H137V139H136ZM155 138H156V139H155ZM159 138L162 139V140H161V141H162V144H161L160 140H158ZM172 138H173L174 140H173ZM256 138H257V139H256ZM261 138H262V139H261ZM43 139H44V140H43ZM62 139H63V141H66V142L69 143V144H70V142L72 141V142H71V145H68V146H67V143H66V142L61 141ZM64 139H65V140H64ZM170 139H172V142L175 141V140H177V141H178V142H176V143H177V146H178V147H179V146H180V147H181V146H182V147L184 146L183 148H185V149L182 148V149H183L182 152H181V151H179V152L177 151L178 156L175 154L176 151L173 152V151L175 150V148H174L173 150H171V147L168 145L169 142L171 143V140H170ZM259 139H260V141H259ZM12 140L15 141V142L17 141L16 144H15V142H14V143H12V145H11V142H13ZM47 140H49V142H48ZM83 140H84V142H86V144H88V145L84 144V143H83ZM85 140H86V141H85ZM152 140H153V141H152ZM156 140H158V142H160L159 145L161 144L162 146L159 147V146H158V143H157ZM167 140H168V141H167ZM240 140H242V142H240ZM256 140H257V141H256ZM22 141H23V142H22ZM127 141H128V139H127ZM154 141L156 142V145H155V142H154ZM243 141H245V142H243ZM252 141H254V142H252ZM258 141H259L260 143L262 142L263 145H262V144L260 145V143L257 144ZM21 142H22V143H21ZM62 142H63V143H62ZM74 142H75V143H74ZM153 142H154V143H153ZM182 142H183V143H182ZM238 142H239V143H238ZM246 142H247V143H246ZM23 143H24V144H23ZM76 143H78L79 145L76 144ZM128 143H129V142H128ZM145 143H147V144H145ZM149 143H150V144L152 143V144L149 145ZM189 143H190V144H189ZM253 143H255V144H254L255 147H254V148L252 149V151H251L250 148H252V147L254 146ZM21 144H22V145H21ZM57 144H58V145H57ZM59 144H61L62 146H66V147H62L61 145L59 146ZM74 144H75V145H74ZM89 144H90V145H89ZM187 144H188V145H187ZM241 144H242V145L244 144V145H243L244 147H242ZM245 144H246V146H245ZM10 145H11V147H9ZM19 145H20V146H19ZM72 145H73V146H72ZM76 145H77V146H76ZM115 145H116V146H115ZM146 145H147V146H146ZM153 145H154V146H153ZM213 145H214V146H213ZM236 145H240L241 147H239V146L237 147ZM252 145H253V146H252ZM256 145L259 146L260 148H258ZM7 146H8V147H7ZM17 146H18L19 148H18ZM88 146H89L90 149L88 148ZM96 146H97V147H96ZM105 146L110 147L111 152H109L110 150H109L108 148H107V150H106V149H105V148H106ZM144 146H146L145 149H151V148H152V150H149V151H153V152H154V151L156 150V153H157V152L160 153V152L162 151L161 154H160L162 157H160V155H158V156L160 157V158H159L160 160L163 159L162 161L165 163V169H166V167L169 166V169H166L167 171L170 170V167L172 166V165H171L172 163H173L174 165H173V167H172L171 169H174V170H175L176 167H174V166H178V168L180 169V170H178V172H177V169H178V168L175 170V171L177 172L176 175L179 176V177H177L179 180L176 178V175L174 174V172H175L174 170H170V172H167V175L170 174V175H169V178H168V176H166V174H165V173H166V170L163 169V168H164V166H163L164 163L161 162L162 167H161V170L158 172V173H160L159 175L162 174L161 177H162V178H163V177H164V178H167L169 181H170V180L172 179V177H173V179L171 180L172 182H171V181L169 182L167 179H164V178H163L162 180H163L164 183L162 182L163 184H162V183L159 184L161 187H162V185H165V186L162 187L163 190H164V192H165V193H164L165 195L162 194L163 197L161 196V192H163V190L159 189V188H160L159 185H156L157 188H156V186L154 187V186L152 185V184H154V183H152L151 181H149V180H151V179L147 178V174H148V173H142V172H143L142 169L145 168V167H143L144 165L142 164V163H144V161H143L142 163L140 162V161H142V159H141V160L139 159V158H140L139 155L144 154V152H146V153L149 152V151L147 152V151H145V149H143ZM155 146H156V147H155ZM185 146H186V147H185ZM188 146H189L190 149L188 148ZM190 146L193 147V148H195V149L191 148ZM247 146H248V147H247ZM249 146H250V148H249ZM14 147H16V149H14ZM57 147H58V149H57ZM72 147H74L73 150L76 149V148H78V149H80V150L83 151V150L85 149L83 152H87L88 149H89V151L87 152V153L90 152V153L88 154V158L85 159V160H82V159H80V158L78 159L75 150H74V151L71 150ZM79 147H80V148H79ZM83 147H84V148H83ZM85 147H86V148H85ZM98 147H99L101 150H100ZM103 147H104V148H103ZM111 147H113V148L115 147V150L112 151L113 148H111ZM136 147H137V146H136ZM162 147H163V148H162ZM233 147H234V148H233ZM256 147H257V149H256ZM60 148H61V153H60ZM64 148H65V149H64ZM66 148H67V149H66ZM68 148H69V149H68ZM81 148H83V149H81ZM87 148H88V149H87ZM116 148H118V149H116ZM161 148H162V149H161ZM198 148H199V149H198ZM220 148H221V150H220ZM236 148H237V149H236ZM247 148L250 149L251 153H252V152H253V153H256L255 155H253L254 158H253V161H251V162H252L251 165H247L248 162H245V161L248 160V158L251 157V156L249 155L250 151H249V149H247ZM8 149H9V150H8ZM86 149H87V150H86ZM98 149H99V150H98ZM130 149H132V148H130ZM153 149H154V150H153ZM157 149H158L159 151H158ZM164 149H165V151L163 152ZM187 149H188L189 151H188ZM191 149H192V150H191ZM215 149H217V150L220 151V152L217 153L218 151H216ZM241 149H244V150H241ZM245 149H246V150H245ZM255 149H256V150H255ZM4 150H5V151H4ZM7 150H8V151H7ZM10 150H12L11 153H9ZM55 150H56V151H55ZM64 150H65V151L67 150V151H66L67 153H65ZM68 150H69V151L71 150V152H69ZM103 150H104V152H103ZM125 150H127V151H125ZM142 150H143V152H142ZM186 150H187V151H186ZM199 150H201L202 153L204 152L205 155H204V154H203V155L205 156V158H206V159L208 160V162H209V163L207 162V163H208V166H207V164H206V162H205L206 159L203 158L204 156L202 157V153H201V151H199ZM213 150H215V151H213ZM254 150H255V151H254ZM62 151H63V152H62ZM72 151H73L74 153H73ZM98 151H99V152H98ZM114 151H117V152H114ZM119 151H121V152H119ZM183 151H185L186 153H183ZM190 151H191V152H190ZM192 151H193V152H192ZM223 151H224V152H223ZM241 151H242V152H241ZM244 151H245V152H244ZM248 151H249V152H248ZM256 151H257V152H256ZM21 152H22V153H21ZM23 152H24V153H23ZM58 152H59V153H58ZM102 152H103V153H106V154H107V152H108V154L110 153L111 156H109L108 154L104 156V154L102 155ZM112 152H113L114 154H112ZM118 152H119V153H118ZM124 152H126V153L128 154L127 156H125V158L123 157L124 154H125ZM130 152H132V155H133L132 158H134L133 160H136V162H137L139 165H138L135 161H133V160L131 159V157L128 159V160H129V161H127L128 163L126 162L127 157L132 156V155L130 154ZM135 152H136V153H135ZM137 152H138V154H139L140 152H141L142 154L140 153L138 156H137V155L134 156L135 154H137ZM170 152H172V153H170ZM188 152H190V153H188ZM214 152H216V153L214 154ZM6 153H7V154H6ZM26 153H27V154H26ZM29 153H30V155H29ZM47 153H45V155H47ZM62 153L65 154V155H66V154H68V155H70V154L72 155V154H73V155L71 156L72 159H68V158H70V156H69V157H68L67 155L65 156V155H63ZM100 153H101V154H100ZM117 153H118V154H117ZM120 153H123V156H121L122 154L119 155ZM150 153H151V152H150ZM156 153H151V154L148 153V154H149L148 156H150V155H154V154H156ZM159 153H158V154H159ZM166 153H168V155H167ZM180 153H181V154H180ZM191 153H192V156H191ZM195 153H197V155H195ZM239 153H240V154L243 153V154H242L243 156H241ZM253 153H252V154H253ZM1 154H2V155H1ZM19 154H20V155H19ZM31 154H32V155H31ZM61 154H62V155H61ZM91 154H92L93 156H92ZM97 154H98V155H97ZM99 154H100V155H99ZM129 154H130V155H129ZM179 154L182 155V156H181L182 158H183V157L185 158L184 161L186 160V158L188 159V156H187V155L191 156L192 159H194V158H196V157H197V158L199 157L201 160H202V159H205V161L202 160V161L205 162V163H203V162L200 161V159H197V158H196V161H198V160L200 161V163L197 162V165H196L195 160H191V161H194V162H195V163H193V162H191V161L188 159V160L191 162V164H190V162L187 160V162L185 161V166H183L184 168H187L188 165H189L190 168H189V167H188V168H189V170H191V168L194 167V166L196 167V166H201L202 164H203V165L206 164L207 167H205V165L203 166L204 168H202V166L200 167V168L203 169V171H202L203 173H199V175L201 174L200 176H203L204 174L206 175V173H204V172L207 170V172H208L207 174H210V175H208V176H211V177H212V175H214V176H213L214 178L212 177L213 179H215V176H217V177L219 178L221 175L218 173V171H220V170L222 171V169L224 168V165H225V164H227V165H225V169L222 171V174H223V175H225L224 172L227 170L226 167H227L228 165H230L231 167H235V166L237 165V163H239L238 167H237V166H236V167L239 168V166H240V168H239L240 170H238V172H237V173L235 174V176L233 177L234 180L230 178V179H226V180H227L226 182L224 181L225 184L228 183V184H227L228 186L225 185V186H226V187H225L224 184H223V186L220 185V186L218 187V185H216V184H217V180H216V182H215L213 179H211L210 177H207V176H205V175H204L203 177H201L202 179H200V176H197V174L194 175V176L197 177V180H196L195 177L193 176V174H195V172H196L195 170H196L197 168L193 170V171H195V172H192L193 174H192L189 170L186 171L187 169H185V171H182V169H184V168H182L181 165H184V162H181V161H180L182 158H180ZM186 154H187V155H186ZM198 154L201 155L202 158H201ZM219 154H220V155H219ZM237 154H238V156H237ZM22 155H23V156H22ZM33 155H34V156H33ZM48 155H47V156H48ZM56 155H57L58 157H56ZM75 155H76V157H75ZM94 155H95V156H94ZM112 155H113L114 157H112ZM144 155L147 156V154H144ZM144 155H142V156H144ZM193 155H194V156H193ZM10 156H11V157H10ZM13 156L15 157V159H14ZM18 156H19V157H18ZM64 156H65V157H64ZM90 156H91V158H92V157H93V158L95 157L94 159L92 158L94 162H92V159L90 158ZM99 156H100V157H99ZM142 156H141V158H142ZM146 156H145V158H146ZM176 156H177L178 158H177ZM230 156H231V157H230ZM232 156H233V157H232ZM235 156H236V157H235ZM239 156H240V159H237V158H239ZM253 156H252V157H253ZM2 157H4V158H2ZM6 157H7V158H6ZM9 157H10V158H9ZM20 157H22V158H20ZM23 157H24V158H23ZM29 157H30V159H29ZM31 157H32V159H31ZM33 157H34V158H33ZM62 157H63L64 159H63ZM66 157H67V158H66ZM104 157H106V158H104ZM110 157H111V158H110ZM115 157H117V158H118V157L121 158L120 160H125V159H126L125 161H122V163H121V168H122V167H123V169L125 168L124 170L121 169V171H124V172H121V171H120V167L118 166V164H120L119 162H121L120 160H118L119 158L116 159L117 161H115V159H113V160L110 161V163H108V160H110V159H112V158H115ZM122 157H123V159H122ZM138 157H139V158H138ZM155 157H157V156L155 155ZM165 157H168V159L166 158V159L168 160V162L171 161V163L169 162L168 165H167V163H166L167 160L164 161ZM175 157H176L177 159H176ZM191 157H190V159H191ZM193 157H194V158H193ZM222 157H223L225 160H224ZM229 157H230V158H229ZM55 158H56V159H55ZM60 158H61V159H60ZM74 158H75V159L77 158V159H76L77 161H76ZM107 158H108V159H107ZM136 158H138V160H137ZM157 158H158V157H157ZM179 158H180V160H179ZM220 158L223 160V162H222V160H221ZM260 158H261V159H260ZM11 159H13V161H12ZM22 159H23L24 161H23ZM27 159H28V160H27ZM33 159H34V160H33ZM57 159H59V160H57ZM62 159H63V161H61V163H60V160H62ZM66 159H67V162H66ZM88 159H89V160H88ZM95 159H96L97 161H96ZM98 159H99V160H98ZM101 159H102V160H101ZM143 159H144V158H143ZM174 159H176V161H175ZM218 159H219V161H218ZM251 159H252V158H251ZM8 160H9V161H8ZM10 160H11V161H10ZM37 160H38V161H37ZM56 160H57V161H56ZM64 160H65V161H64ZM69 160H71V161H69ZM72 160H74V161L72 162ZM100 160H101L102 162H101ZM104 160H106V161L103 162ZM172 160H173V161H172ZM7 161H8V162H7ZM14 161H15V162H14ZM20 161H21V164H20ZM22 161H23V162H22ZM26 161H27V162H26ZM33 161H36L38 164H37L36 162H33ZM55 161H56V162H55ZM58 161H59V162H58ZM82 161H83V162H82ZM112 161H115V163L112 162ZM177 161H178V162H177ZM182 161H183V159H182ZM210 161H211V163H210ZM220 161H221V162H220ZM225 161H226V163H224ZM243 161L245 162L244 164H243ZM12 162H13V163H12ZM17 162H19V163L17 164ZM25 162H26L28 165H26ZM32 162H33L34 164H33ZM64 162H66V163L63 164ZM71 162H72V163H71ZM77 162H78V163H77ZM81 162H82V163H81ZM85 162L88 163V164L90 163V165H92V166L94 165V166L92 167L93 170H92V168H89V167H88L89 165H87ZM97 162H98V163H97ZM99 162H100V164H99ZM106 162H107V164H111V165H112V163H114V164H113L114 166L112 165V167H110V168H111V169H110V168L108 167L109 165H104V163H106ZM111 162H112V163H111ZM117 162H118V164H116ZM125 162H126V163H125ZM129 162H130V164H131L132 162L135 163V165H133V163H132V165L134 166V168L136 167V168H135V169L137 170V172H135V175H136V176L133 174L134 172L132 173V171L130 170L131 168L129 167V166H130V165H129ZM139 162H140V163H139ZM174 162H175V163H174ZM180 162H181V163H180ZM188 162H189V164H186V163H188ZM214 162H219V164H221V166L218 165V168H219L220 170H217L216 173H214L215 171L213 172V170H215V168H214L213 166H214V165H217L218 163H216V164L213 165ZM240 162H241V163H240ZM4 163H6V164L8 163L7 166H6V164L4 165ZM22 163H23V164H22ZM35 163H36V165H35ZM55 163H56V164H55ZM67 163H68V164L70 163L72 166H71V165H68L69 167L67 166V167H68V168H67V167H66V164H67ZM74 163H75V164H74ZM84 163H85V166H86V165H87V166H86V167H85V166H84V167H81V166L84 165ZM91 163H92V164H91ZM96 163L98 164V166H97ZM123 163H124V164H128V165H124V166H123V165H122ZM146 163H147V162H145L144 164L146 165ZM182 163H183V164H182ZM192 163H193V164H192ZM234 163H235V164H234ZM12 164H13V166L11 167L10 165H12ZM41 164H42V166H43L44 168H42ZM58 164H60V165H58ZM61 164H62V165H61ZM76 164H78L80 167L78 168V165H76ZM80 164H81V165H80ZM82 164H83V165H82ZM136 164H137V166H136ZM140 164H141V166H140ZM177 164H178V165H177ZM179 164H180V167H179ZM194 164H195V165H194ZM200 164H201V165H200ZM211 164H212V165H211ZM223 164H224V165H223ZM240 164H241V165H240ZM3 165H4V167H5V166H6V167L4 168ZM8 165H9L11 168H10ZM20 165H21V166H20ZM22 165H25V166H27V167L24 166V168H22V167H23ZM32 165H33V166H32ZM34 165H35V167H34ZM74 165H75V166H74ZM99 165H100V166H99ZM101 165L103 166V168L106 167V169L104 168L106 171H107V169H110V170H112V171H110V172L107 171V172H106V171L104 170V171H105L104 173H105V174L107 173L106 175H104V174L102 173V169H103V168H101V167H102ZM115 165L118 166L119 169H118V168L115 169V170L112 169V168H116ZM132 165H131V166H132ZM147 165H150V164H147ZM147 165H146V167H152L151 165H150V166H147ZM186 165H187V167H186ZM190 165H192V167H191ZM193 165H194V166H193ZM210 165H211L212 167H210ZM233 165H234V166H233ZM245 165H246V166H245ZM38 166H39L41 169L38 168ZM51 166H52V168H51ZM53 166H54V167H53ZM56 166H57L58 168H57ZM64 166L66 167L65 170H64ZM76 166H77V167H76ZM125 166H126V167H125ZM133 166H132V167H133ZM139 166H140V169H141V170H138L137 167H139ZM13 167H14V168H13ZM29 167H30V168H29ZM32 167H34V168L36 169L37 173H36V171H35L34 168L32 169ZM95 167L99 168V170L96 169ZM107 167H108V168H107ZM128 167H129V168H128ZM141 167H142V168H141ZM195 167H194V168H195ZM7 168H8V169H7ZM9 168H10V169H9ZM20 168H21L22 170H21ZM25 168H26V170H25ZM46 168H47V169H46ZM60 168L62 169V172L64 171L63 173H66L65 175H67L68 177H65V176H64V174L60 171V170H61ZM71 168H73V169H71ZM74 168H75V169H74ZM76 168H77V170H76ZM134 168H132V169H134ZM181 168H182V169H181ZM206 168H207V169H206ZM209 168H210V169H209ZM3 169H7V170L4 171ZM12 169H13V170H12ZM15 169H16V171H15ZM19 169H20V171H19ZM23 169H24V170H23ZM29 169H30V170H29ZM31 169H32V170H31ZM53 169H54V171L52 172L51 170H53ZM55 169H57V171H56ZM68 169H69V170L71 169V170L69 171ZM79 169H80L81 171H80ZM126 169H128V170H126ZM204 169H205V171H204ZM258 169H259L260 171H259ZM8 170H9V171H8ZM17 170H18V172H20V175L18 174ZM38 170H40V171H38ZM42 170L44 171L45 174L43 173ZM75 170H76V172H75ZM82 170H83V171H82ZM117 170H118V171H117ZM162 170H164L163 172H165V173H163ZM198 170H199V168L197 169V171H198ZM210 170H212V171H210ZM7 171H8V172H7ZM27 171H28V172H27ZM30 171H31V172H30ZM59 171H60V172H59ZM67 171H68L69 173H68ZM72 171H73V172H72ZM94 171H95V172H94ZM96 171L101 172L103 175L100 174L99 172L96 173ZM113 171H114V174H113ZM119 171L121 172V174H124L125 171H126L127 174H124V175H127V176H128V175H129V176H130V175H133V176H134V177H132V176L129 177V176H128V177H129V180H131V181H130V182H131L130 185H129V183H127V182L129 181L127 177H126V179H127L128 181L125 180V179H123V178H125L124 175L121 176V174H120V176H119ZM127 171H129V172H127ZM130 171H131V174H129ZM133 171H135V170H133ZM138 171H139V172L142 171L141 174H144L145 177H144V176H141V175H138V174H139ZM171 171L173 172V174H171ZM179 171H180V172H179ZM200 171H201V169H200ZM200 171H199V172H200ZM10 172H11V173H10ZM14 172H15V173H14ZM24 172H25L26 174H25ZM48 172H49V173H48ZM54 172H55V173H54ZM70 172H71V173H70ZM77 172H80V173L78 174ZM81 172H82V173H81ZM84 172H85V173H84ZM176 172H175V173H176ZM182 172H184V173L186 172V173H185L186 176H184V175L182 176V174H184V173H182ZM187 172H188V173H191L192 176H190V174H187ZM211 172H212V173H211ZM1 173H2V175H3V178H2ZM4 173H5V174H4ZM13 173H14V174H13ZM21 173H22V175H21ZM41 173H42V174H41ZM46 173L48 174V176H47ZM51 173H52V174H51ZM53 173H54V174H53ZM57 173H58V174L60 173V175L58 176ZM61 173H62V175H61ZM76 173H77L79 176H80V174H83V175H81V177H83V176H85V177H84V178H81V177H80V178H81V179L79 178V179L81 180V181H80V180H78L77 177H79V176H77ZM92 173H94V174H92ZM108 173H109V174L111 173V174L114 175V180H113V182L111 183L112 185L110 184V186H109V185H108V186H109V188L111 189V186H113V184H114L115 187L113 186V188H112L111 190L116 189V190H114V192H115V194H116V192H117L119 196H123V195L120 194L121 192H120V193L118 192L119 189H121V190H119V191H122V190L124 191L125 189L127 190V187H128V186H130L129 188H130V189L132 188L131 190H133V189L137 190V189H138V190H140L139 192H141V189L143 188V189H142L143 192H142L141 195L136 191V192H137V195L139 194L142 198H141V197L138 198L139 195H138V196L135 195L136 192L133 190V192L135 193L134 196H137L138 200H141V202L139 201V203H140L142 206H141L138 202H137V205H136V206H135L134 203H133L134 205L132 204L135 208L131 205L134 209H136L137 206H138V208H137L136 210H134V209L131 207V208H132L131 210H133V212H134L133 215L131 214V217H134V218L136 219L137 216H138V218L136 219V221H135V219L133 218L134 220L131 219V220H132L131 222L134 221L133 223H138V224H139V222H140V223H141V222L143 223V221L146 220V219L144 220L145 216H142V217H141L140 215H141V214L144 215V213H146L147 210L150 209V207H151V210H148V211H149V212H152V211H153V212H152L153 215H152V214H151V215L148 214V217H146V218L150 221V223H148L149 221H147V220H146V222L150 225V227H152V228H154V229H151V228L149 227V230H148V225H147V224L143 225V224H144V223H143V224H142V227L145 226V228H147V229L141 228V225H138V226H140V227H139V228L137 227V228H138V229L141 228L142 230L140 229V230L138 231V229L136 228L137 231H134V232H137V233H135L134 236H133V234L130 235L129 237H128L127 235H123L122 233L116 234L114 231H112V230H114V229H112V227L109 228L110 230L112 229V230H111L112 232H111V231H108V233H106V235H105V234H102V233H100V232H99V234H98V233H95V232H97V231H100L99 229H100L101 226H102L101 230L106 229L107 227L104 228L105 226L103 225L102 221H101V222L98 221V223H97V222H96L97 220L95 219V220H96V221H95V220L93 219V217H94V218L97 217V219H98L99 217H102V218H99L98 220H100V219L104 220V221H103L104 224H105V220H106V219H108V222H112L111 217H113L112 219H114V220H113L112 223L114 224V221H115V220H116L117 222H118V220H119V221L121 222L120 225H122L123 223H124V224H127L128 221H127L126 219L130 220V218H131V217L129 218V217H127V216H124V217L122 218V219H124V221H121V219H120L121 216H122V215H125V214L123 213L124 210L122 211V215H121V212H120L119 214L117 213L118 216L116 215V213H115V212H117V211H116V208H115V210H114V207L111 206V204L108 203V202L111 201V200H109V199H112V198H110L109 195L111 194L112 197H113V195H114V193H111L112 191L109 190V188H107V189H108V192H109L110 194L108 193V195H106L107 197H106V196H102V197L109 198V199L107 200L108 205H107V203H105L106 201L104 202L105 199H101L102 197H100V195H103L102 192H101L100 195L97 193L98 196H95L96 193H95V194L92 193V192H94V191L97 192V191H99V190L102 189V188L100 187L101 184H100V186H97V187L95 186V185H98V182H97V184H96V183L93 184V182H96V180H95L96 178H94V177H97V178H98L97 181H98V180H99L100 182L102 181V184H103L105 180H107V179L109 180V178H111V180L113 179L112 176H111V174L109 175ZM136 173H137V174H136ZM178 173H182V174H181V176H182L181 178H180V174H178ZM220 173H221V172H220ZM249 173H250V175H249ZM11 174H12V175H11ZM15 174H16V175H15ZM23 174H25V175H23ZM28 174H29V176H28ZM30 174H31V175H30ZM39 174H40V176H39ZM56 174H57V175H56ZM70 174L73 175V176L75 175V176H74L75 178L73 179V181L76 180L75 182H77V180H78V182H79L81 185H80L79 183H78V184H79V186H81V189H82V190L80 189V187L77 188L78 184H76V183H75V185H74L75 187L72 186V185L74 184V182L72 181V177H73V176L71 177ZM84 174H85V175H84ZM95 174H96V176H95ZM97 174H98V175H97ZM115 174H118V176H119V179L117 178V180H118V181L121 180V181L119 182L120 185L117 183L118 181L116 182V178H115V176H117V175H115ZM202 174H203V175H202ZM211 174H212V175H211ZM217 174H218V175H217ZM6 175H7L8 177H10V178H13V179H10V178L6 177ZM9 175H11V176H9ZM51 175H52V177H55V179H54V178H53V179H50L49 177H50ZM92 175L94 176V177H93L94 179H92V177H91ZM100 175L103 176V177L105 178V179H103L104 181L101 180V178H103V177H101ZM107 175L109 176V178L106 179V177H108ZM163 175H165L166 177L163 176ZM171 175H174V176H171ZM255 175H256L257 177H256ZM23 176H25V177L23 178ZM30 176H31V177H30ZM34 176H35V177H34ZM45 176H46L47 179H44ZM56 176H57V177H56ZM60 176L63 178L62 182H61V179H62V178H61ZM63 176H64V177H63ZM76 176H77V177H76ZM99 176H100L101 178H100ZM110 176H111V177H110ZM137 176H138V177H141V178L139 179V178H137ZM254 176H255L256 178H255ZM33 177H34V178H33ZM70 177H71V178H70ZM89 177H91V178L89 179ZM120 177H122V178L120 179ZM135 177H136V178H135ZM142 177L145 178V179H148V181H149L151 184L147 183V182H148L147 180H146V182L143 181V182H145V183H143L142 180H141V179H143ZM170 177H171V178H170ZM188 177H190V179H189ZM204 177H205L206 179L203 180ZM217 177H216V178H217ZM1 178H2V179H1ZM16 178H17V179H16ZM20 178H22L23 180H21ZM26 178H27V179L29 178V179L26 180ZM41 178L43 179L44 182L41 181V180H42ZM59 178H60V180H58ZM66 178H67V179H66ZM86 178H88V179H86ZM131 178L136 182V184H137L138 182H140V181L137 182V180H141V182H140L141 188H140V189H139L140 186H138L137 189L135 188L136 184H135V182H133V180H132ZM182 178H185L186 180L188 179L189 181L187 182L185 179H182ZM209 178H210V179H209ZM3 179H4V180H3ZM5 179H6V181H7V179L9 180V183H8V184H10V185L7 184V186H5L6 183L8 182V181L6 182ZM14 179H15L16 181H14ZM35 179H37V180H35ZM40 179H41V180H40ZM56 179H57V180H56ZM64 179H65V180H64ZM68 179H70V180H69L70 183L68 182ZM82 179H83V181H84V180H85V181H86V180H90V181H91V184H89V185H92V184H93L95 187H92L93 185L90 187V186L88 185V182H89V181H87V182L84 181V182H83ZM91 179H92V180H91ZM122 179H123V180H122ZM145 179H143V180H145ZM176 179H177L179 182L177 181V183H176ZM208 179H209V180H208ZM237 179H238V183L235 182V180L237 181ZM10 180H13L12 183H13L14 185H13L12 183H10V182H11ZM29 180H30V181H29ZM46 180H47V181H46ZM48 180H50V181H48ZM53 180H54V181H53ZM108 180H107V181H108ZM111 180H109V181H111ZM162 180H161V181H162ZM166 180H167L169 183L166 184V183H165V182H167ZM181 180H183L184 182L186 181L187 183L184 184V182H183V181L181 182ZM191 180H192V182H194V181L196 180V181H195L196 185H197V184H201V185L203 186V184L206 182L207 185H208V184H211V185H208V186H212V187L214 186L215 188H216V186H217V188H216L215 190L218 189L219 192H218V191H215V192L217 193V196H218V193H219V197L221 198V201H220L219 203L217 202L218 204L215 203L216 205H215L214 207L210 206V207L208 208V205L211 203V202H210V198H211V196H210L209 194L206 195V194H202L201 192H199V191L194 187V185H193V184H195V183H192V184H191ZM206 180H207L208 182H207ZM230 180H231V181H230ZM1 181H4L5 184H3L4 182L1 183ZM31 181H32V182H31ZM38 181H39V182H38ZM45 181H46V182H45ZM57 181H59V182H58L59 184H57ZM64 181H65V182H64ZM92 181H93V182H92ZM107 181H105L106 185H105V183H104V185H105V186L103 185L104 187L107 186V183H108ZM123 181H124L125 183H127V184L125 185V183H124ZM200 181H201V182H200ZM204 181H205V182H204ZM209 181H210V182H209ZM211 181H212V182H211ZM240 181H243V182H240ZM22 182H23V184H22ZM35 182H36V183H35ZM42 182L45 183L46 185L43 184ZM47 182H48V183H47ZM55 182H56V183H55ZM67 182H68V183H67ZM121 182H122V183H121ZM173 182H174V184H172ZM180 182H181V185H182V186H180V184H178V183H180ZM189 182H190V183H189ZM199 182H200V183H199ZM202 182H203V184H202ZM15 183H16V185H15ZM17 183H18V184L21 183V185H19V187H18V184H17ZM40 183H41V184H40ZM53 183H54V184H53ZM64 183H65V186H67V187H69V188L72 186L73 188H72V187L70 188V189H72V190H70V189H68V188L66 189V187L62 186V185H64ZM84 183H85V184L87 183V184L85 185ZM109 183H110V182H109ZM109 183H108V184H109ZM141 183L144 184V186H143ZM182 183L184 184V186H183ZM232 183H233V184H232ZM235 183H236V184H235ZM243 183H244V184H243ZM31 184H32V185H31ZM56 184H57V185H56ZM116 184H118V185H116ZM121 184H122V187H124L123 189H122V187H120ZM132 184H133V186L135 185L134 188H133ZM138 184H139V183H138ZM138 184H137V185H138ZM171 184H172L173 186H172ZM177 184H178L179 186H178ZM189 184H190V185H189ZM206 184H204V185H205L204 187H206ZM212 184H213V185H212ZM229 184H230V185H229ZM231 184H232V185H231ZM234 184H235V185H234ZM241 184L245 185V187H243V185H241ZM1 185H3L4 187H2ZM24 185H25V187H24ZM30 185H31V190H30ZM33 185H34V186H33ZM35 185H36V187H35ZM37 185H38V186H37ZM58 185H59V186H58ZM68 185H69V186H68ZM87 185H88V186H87ZM127 185H128V186H127ZM151 185H152V187L156 190V193L160 194V195H158V197L155 198V199L151 197V199H153L152 201L154 202V206H155V204H157L158 206H156V207H158V208H159V205H163V206L167 205L168 201L170 202V201L173 199V197L176 198V200H177L178 196H180V197H182V196H186V195H188V193H189V195H191V192H192V191H193L192 194H196V193H197L196 195H192V196H195V197H198V196H199L197 199H198V200H201V202H199V201L197 200V201H196L197 203L195 202V204H197V205H195V204H194V205H190V204H188V203L185 202L186 204H183L182 207H183V206H184V207L186 206L185 208L188 210V209H189L188 206H192V207H190V209L188 210V211H190V212H188L186 209H184V208H182V207L180 206V210H181V208H182V209H184V211H185L186 213L182 212L183 210H181V212H180V211H179V208H177V209H176V212L174 211V214H175L174 217H175V218L173 217L172 219H170V218H171L174 214H171V213H170V217H169V214H168V213L171 212V211H168V210L165 209V207L162 208V207L160 206L161 210L165 209L166 212L168 211L167 213H166V212H165V213H166L167 216L169 217V218H168V217L163 213L164 210H163V212L161 213V212H160L161 210L159 211L158 208H157V210L161 213V215L164 214V215L166 216V217H165L164 215H162V216H164V218H163V217L161 218V215L156 214V213H158V212H156V210H153V205H151V204H153V202L150 201L151 199L149 200V199L147 198V199L145 200V198H144V196H145L144 194H146V193H144V192L146 191V190L144 191V189H147V191H148V187H149L150 190H154V189H152ZM154 185H155V184H154ZM167 185H168V186H167ZM175 185H177V186L174 187ZM186 185H187L188 187H187ZM192 185H193V187H192ZM237 185H239V186H237ZM240 185H241V186H240ZM16 186H17V187H16ZM40 186H41L42 188H41ZM48 186H49L50 188H49ZM51 186H52V187H51ZM53 186H54V187H53ZM55 186H56V187H55ZM57 186H58V187H57ZM85 186H87V187H85ZM103 186H102V187H103ZM118 186H119V188H118ZM126 186H127V187H126ZM169 186H172V187L174 188V190H175L176 188H177V189L174 191L173 188L170 187V188H172V189L170 190V189H169ZM231 186H232V187H231ZM12 187H13L14 189H13ZM15 187H16V188H19V189H17L18 192L16 191ZM20 187H22V188H21L22 190L20 189ZM23 187H24V188H23ZM32 187H33V188H32ZM59 187H61V189H60ZM83 187H84V188H83ZM144 187H145V188H144ZM158 187H159V188H158ZM164 187H165V188H164ZM166 187H167V188H166ZM184 187H185V188H184ZM223 187H224V189H223ZM227 187H228V188H227ZM229 187H230V188H229ZM237 187H238V188H237ZM250 187H251L252 191H249V190H251ZM27 188H28V189H27ZM38 188H39V189H38ZM43 188H44L45 191H47V190L49 189V190H50V193L47 191V192H46L47 194H46V193L44 192ZM45 188H46V189H45ZM57 188H58V190H57ZM86 188H87V189H86ZM89 188H91V190H90ZM97 188H98L99 190H98ZM117 188H118V189H117ZM129 188H128V189H129ZM179 188H180V189L182 188V190H180ZM186 188H187V190H186ZM188 188L190 189V192H188V191H189ZM246 188H247V189H246ZM253 188H254V189H253ZM3 189H4V190H3ZM25 189H27V190L24 191ZM32 189H33V190L35 189V190H34L35 193H34V191H33ZM55 189H56V190H55ZM63 189H65V190H67V191H65V190L63 191ZM73 189H74V190H73ZM75 189H78L77 192L75 191ZM83 189H85L86 191L83 190ZM92 189H93V190H92ZM94 189H96L97 191L94 190ZM103 189H104V192H103V193H105L106 189H105V188H103ZM103 189H102V190H103ZM130 189H129V191L132 192ZM157 189H159L160 192H159ZM166 189H168V190H166ZM184 189H185V190H184ZM192 189H194V190L196 189L197 191L195 190L196 192H194V190H192ZM219 189H221V190H219ZM59 190H60V191H59ZM61 190H62V191H61ZM68 190H70V192L75 191V194L78 195V193H79V195L76 196V195L74 194V192H72V194H71V193L68 192ZM79 190H80V192H78ZM102 190H101V191H102ZM126 190H125V191H126ZM155 190H154V191H155ZM165 190H166V191H165ZM177 190H179V191H177ZM9 191H12V193L9 192ZM31 191H32L33 193H32ZM38 191H40V192L42 191V194H43V195H42L40 192H38ZM52 191H53V192H52ZM57 191H58V192H57ZM83 191L86 192V193L89 192V191H90V192L92 191V192H91V193L89 192V194L87 193L88 196H87V194H85L86 197H87V198H86L85 195H82V194L84 193ZM110 191H111V192H110ZM125 191H124V192H125ZM154 191H152V192H154ZM167 191H168V193H167ZM170 191L172 192L171 194H174V192L177 193V194H174V195H172V197H170V196H171L170 193H169ZM224 191H225V192H224ZM230 191H231V192H230ZM4 192H5V193H4ZM13 192H14V193H13ZM28 192H29V193H28ZM43 192H44V193H43ZM60 192L63 193V194H61ZM64 192H65V196H67L66 194H69V195L71 194V195H70L71 197H72V195H73V196L75 195V197H72V198H71L70 196H67V198L69 197V198L67 199L68 202L66 201V202H63V203H62V201H64L63 199H65ZM99 192H100V191H99ZM124 192H122V194H123ZM126 192H127V193H126ZM126 192L124 193V195L127 194L128 196H131V195L133 194V192H132V193H130V192L128 193V191H126ZM148 192H149V191H148ZM181 192H182V193H181ZM220 192H222L223 194H224V193H226V194L223 196L222 193H220ZM3 193H4L5 195H4ZM9 193H10V194H9ZM31 193H32V194H31ZM51 193H53V194L55 193V196H56V197H55L54 195H52ZM80 193H82V194H80ZM154 193H155V192H154ZM166 193H167V195H166ZM180 193H181V194H180ZM216 193H215V194H216ZM21 194H22V195H21ZM40 194H41V195H40ZM45 194H46V195H45ZM49 194H50V195H49ZM56 194L59 195L60 197H61V196H64V197H63V198L61 197L62 199H60V197H59V196L57 197ZM93 194H94V195H93ZM106 194H107V191H106ZM129 194H131V195H129ZM178 194H179V195H178ZM185 194H186V195H185ZM236 194H237L236 192H234V194L232 193L233 196L236 195ZM7 195H9V196H7ZM31 195H32V196H31ZM47 195H48V196H47ZM80 195L83 196V197H81ZM104 195H105V194H104ZM169 195H170V196H169ZM204 195H205V196H204ZM208 195H209V198H208ZM220 195H221L222 197H221ZM36 196L40 197L41 201H39L40 199H39L38 197H37L38 199H36ZM43 196H44V197L46 196L47 198H46V197L44 198ZM49 196H50V197H49ZM51 196H52V197L54 196V198L51 199L52 202H53V200H54V202H55V200H56V202H55L54 204H56V203L59 204V202H60V203H62L63 205L65 204L64 207L62 206V204H59V205H61L60 207L57 206L58 204H56V206H55V207H57V208L53 207V206H52V205H53L52 202L50 203V200H48V199L52 198ZM125 196H126V195H125ZM159 196L162 197V198L160 199ZM165 196H166V197L169 196L168 198H171V200L168 199V198H165ZM5 197H4V198H5ZM76 197H77V198L80 197L81 200H78ZM84 197H85V198H84ZM90 197H92L93 200H91ZM95 197H96V198L98 197V202H96L97 204H96V203L93 204V203H94L93 201L96 200ZM99 197H100L101 200L99 199ZM114 197H115V196H114ZM206 197H207L208 199H207ZM14 198H15V200H14ZM80 198H79V199H80ZM82 198H84L85 201H83ZM149 198H150V197H149ZM164 198H165V199H164ZM205 198H206V199H205ZM238 198H240V199H238ZM238 198H236L237 200L235 199L233 203H230V204L227 206V207H228V208H227L228 211L233 210V212L231 211L232 213L230 212L231 214H230V216H228V217H231V215L234 214L235 217H236L237 219H239V216H240L241 214H242V216H243V218L240 216V219L238 220V222L241 221V223L239 222V223H240L239 225H240L241 227L238 225V223H237L236 220H235V222H236L237 226H236L235 222L231 223V225H233V227H235V226H236V228H238V226L240 227V228H238V230L235 228L237 231H236V230H233V228L231 229V232L236 231V233H237L238 231H239L238 233H240V230L243 232L242 228L244 229V227H246V225H247V220H246V219L249 218V216H250V217H251V216L253 217V215L255 216L254 213H256V214H263V215H264V206L262 207V209H260L261 207H259V208L257 207V208L254 209L255 206L252 207V206H247L246 204L240 203V202L246 201L245 198L247 199V198H248L247 196H240V197H238ZM11 199H12V203L10 202ZM44 199H45V200H44ZM58 199H59V200H58ZM69 199H70L71 202L69 201ZM71 199H77V200L79 201L78 203H82L81 205H83V204L85 203V205L87 204L86 206H88V205L90 204L91 201H92L93 203L91 202V204L88 206L89 208L87 207V209H85V210H87V212H86L85 210H82V207H83V206L86 207L85 205H83V206L81 207V209H80V206H81L80 204L78 205V203H76V204L73 203V202H77V200H71ZM113 199H114V198H113ZM143 199H144V201H143ZM167 199H168V201H167ZM243 199H244V200H243ZM60 200H61V201H60ZM65 200H66V199H65ZM89 200H90V201H89ZM99 200H100L101 202H103V204L101 203V206H100ZM160 200H162V201L164 200V201H167V202H164V201H163V203H162V201H160ZM173 200H174V199H173ZM7 201H8V202H7ZM13 201H14V204H15V205H13ZM25 201H26V202H25ZM35 201H36V202H35ZM96 201H97V200H96ZM146 201H148V202L146 203ZM158 201L161 202L162 204H161V203L159 204ZM174 201H175V200H174ZM206 201H207V202H206ZM208 201H209V202H208ZM239 201H240V202H239ZM248 201H250L249 198H248ZM5 202H6L7 204H9V205L7 206V204H6ZM9 202H10V203H9ZM27 202H28V203H27ZM37 202L40 203V204H38ZM44 202H47V203L45 204ZM69 202L71 203V205H70L71 207H70V208H69V204H68ZM125 202H126V201H125ZM142 202H143V204H142ZM149 202H150V203H149ZM156 202H158V203H156ZM171 202H172V201H171ZM198 202H199L200 206L198 205ZM238 202H239V205H236V204H238ZM4 203H5V204H4ZM16 203H17V204H16ZM66 203H67L68 205H67ZM98 203H99V204H98ZM104 203H105V205H107L108 207H109V205H110V207H112V209H113L112 212H114L115 216L113 215V213H112V215H111V214H110V215L107 214V211L109 212L110 207H109V209L106 208L107 206H104ZM144 203H145V205H144ZM172 203H173V202H172ZM172 203H170V204H172ZM205 203H206V206H207V207L205 206ZM20 204H21L22 206H19V207L17 206V207H16V205H20ZM23 204H25L26 206H23ZM37 204H38L39 207L36 206ZM72 204H73V205H72ZM92 204H93V207H94V205H95V207H94L95 209H98L99 207L101 208V209L99 208L98 211H99L100 213L102 212V215H103V216H100V215H101L100 213H99V214H95V212H97L96 210H95V212H93L94 214H92V211H94V208L92 207ZM146 204H147L148 207H149V206H150V207L147 208ZM148 204H149V205H148ZM201 204H203L204 206L201 207V206H202ZM207 204H208V205H207ZM233 204H234L235 207L233 206ZM32 205H33V206H32ZM41 205H42V210H41L42 212L39 213V209L41 208ZM43 205H44V207H45L46 205H47L48 207L46 206V207L44 208ZM50 205H51V206H50ZM76 205H78V206H76ZM96 205H98L99 207H98V206L96 207ZM168 205H169V203H168ZM187 205H188V206H187ZM218 205H219V206H218ZM222 205H223V204H222ZM231 205H232V206H231ZM243 205H244V206H243ZM13 206H14V207H13ZM27 206H29V207L26 208ZM65 206H66V207L68 206L69 209L66 208ZM75 206H76L78 209H80V210H78L77 208H75ZM90 206H91V207H90ZM103 206H104L106 209H105ZM140 206H141V208H140ZM197 206H198V207H197ZM238 206H239V208H238ZM241 206H242L243 208H241ZM2 207H3V208H2ZM11 207H12L13 209H12ZM20 207H22V210H23V211L19 210V209H21ZM49 207H51V208L49 209ZM52 207H53V208H52ZM58 207H59L60 209H62V207H63V209H62L61 211L64 210V211H67V212H70L71 209H72V210H73L72 213L77 214L76 216H80V217L77 218L78 220H77V219L75 220V223H77V224H75V223H73V224H74V225H79V226H84V225L86 224V225H85L86 228H84V229H87L88 231H86V230H82L83 227H81V230H80V231H76V233L78 232L79 235L76 234L75 231H74V232H72V231L68 232L69 229H67V228H69L70 225H72V224H71V222H67V221L64 223L63 221H64L65 219H63V217H62L61 219L58 220V218H60V217L62 216L61 213H60V211L57 212V211H58ZM84 207H83V209H84ZM102 207L104 208L105 212H104V210H103ZM156 207H154V209H155ZM193 207H195V208H193ZM200 207H201V208H200ZM233 207H234V208H233ZM244 207H245V208L247 207L248 209H249V207H250L252 210H250V209H249V210H247V209L245 210ZM10 208H11V209H10ZM29 208H30V209H29ZM65 208H66V209H65ZM139 208H140V209H139ZM146 208H147V209H146ZM203 208H204V210H203ZM220 208H221V207H220ZM220 208H219V209H220ZM235 208H236V209H235ZM4 209H5V210H4ZM6 209H7V211H6ZM8 209H10V210H9L10 213H11L10 216L8 215L9 213H7V212H8ZM27 209H29L28 212H26ZM33 209L35 210V212H33V211H34ZM74 209L77 210L78 213H75V212H74ZM88 209H92V211H91V210L89 211ZM107 209H108V210H107ZM144 209H145L146 211H145ZM193 209H194V210H193ZM195 209H196V211H197V209H199V210L195 213V212H193V211H195ZM219 209H218V211L215 213V216H216V215H217V216L219 215ZM230 209H231V210H230ZM243 209L245 210L244 212H242ZM31 210H32V211H31ZM45 210H46V211H45ZM48 210H49V211H50V210H53V211H55V212L50 211V213H49V212H47ZM81 210H82V211H81ZM100 210H103V211H100ZM131 210H130V212H131ZM137 210H138V212H136ZM177 210H178V211H177ZM256 210H257V211H256ZM16 211H17V212H16ZM43 211H44L45 215H44ZM79 211H81L82 213L79 212ZM118 211H120V209H118ZM140 211H142V212H144V213H140ZM154 211H155V212H154ZM220 211H221V209H220ZM234 211H235V212H234ZM247 211H248V212H247ZM249 211H251V212H249ZM13 212H14V213H13ZM15 212H16V213H15ZM19 212H20V213H19ZM22 212H23L24 214H23ZM51 212H52V213H51ZM187 212H188V213H187ZM245 212H246V214H245ZM252 212H253V213H252ZM257 212H258V213H257ZM259 212H260V213H259ZM261 212H262V213H261ZM5 213H6V214H5ZM12 213H13V214H12ZM32 213H33V214H32ZM37 213H38V215H37ZM41 213H43V214H41ZM56 213H57V214H56ZM58 213H59V214H58ZM80 213H81V214H84V213H85V214H86V213L90 214V213H91V214H90V216H89V215H86V216H84L85 218H82ZM97 213H98V212H97ZM104 213H105V215H106L105 217H104ZM109 213H110V212H109ZM135 213H138V214L135 215ZM139 213H140V214H139ZM172 213H173V212H172ZM178 213H179V214H178ZM180 213H181V215H180ZM183 213H184L185 215L188 214L189 216L187 215V217H182V216H185ZM191 213H193V214H191ZM243 213H244V215H243ZM247 213H249L250 215L248 216ZM19 214H21L22 216H24V217L26 218V219L24 218L26 222H25L24 220L21 221V217H22V216L19 215ZM55 214H56V215H55ZM155 214H156L157 216L159 215V218H161V219H163V220H165V221H162V222L159 223L160 220H158L159 218H157V216H156ZM1 215H2V216H1ZM12 215H13V216H12ZM32 215H33V216H32ZM43 215H44V216H43ZM47 215H48V216L50 215V218H51V219H50L49 217H47ZM51 215H52V216H51ZM57 215H58V216L60 215V216L58 217ZM92 215H93V216H92ZM95 215H96V216H95ZM97 215H99V216H97ZM190 215H191V217H192L193 219L190 217ZM192 215H193V216H192ZM236 215H237V216H236ZM4 216H5V217H4ZM6 216H7L8 218H9V217L11 218L10 221H9L10 223L7 222V221H8V220H7L8 218H7ZM16 216H17V218H18V216H21V217H19V218H20V221L23 223V225H22L21 222H19V219H18V220L16 219ZM26 216H27V217H26ZM37 216H39V217H37ZM45 216H46L47 218H45ZM56 216H57L58 218H56ZM82 216H83V215H82ZM88 216H89V217H88ZM107 216H108V217H107ZM109 216H111V217H109ZM116 216H117V218H116ZM149 216H150V217H149ZM153 216H154V218H155V216H156V218H157V220H158L157 223H154V222H153V221H156V220H153V219H154ZM180 216H181L182 219L180 218ZM246 216H247V217H246ZM256 216H259V215H256ZM12 217H13V219H12ZM14 217H15V218H14ZM30 217L33 218L35 221L38 220L37 218H39V219L42 220V221H37L36 224H35V223H31L30 220H32V219H31ZM40 217H41V218L43 217L44 220L41 219ZM52 217H53V218H52ZM106 217H107V218H106ZM125 217H126V219H125ZM151 217H152L153 219H152ZM178 217H179V219H178ZM189 217H190V219H189ZM244 217H245L246 219H245ZM22 218H23V217H22ZM27 218H29V219H27ZM81 218H82L83 220H82ZM88 218H89V219H88ZM104 218H105V219H104ZM115 218H116V219H115ZM142 218H143V220H142ZM165 218H166V219H165ZM167 218H168L169 220H168ZM183 218H184V219H183ZM15 219H16V221H18L17 223H16ZM46 219H47V220H46ZM79 219H81L83 222L80 220V221L82 222V223H80V222H79ZM85 219H87V221H85ZM90 219H91V221H90ZM109 219H110V220H109ZM138 219H139L140 221H139ZM150 219H151L152 221H151ZM263 219H264V218H261V224H260L261 226H263V225H262V223L264 222ZM5 220H6V221H5ZM11 220H12L13 222H12ZM50 220H51V221H54V222H50ZM62 220H63V221H62ZM93 220H94V221H93ZM173 220L176 221V222L174 223ZM190 220H192V221H190ZM242 220H245V221H242ZM14 221H15V224L20 223V224H18L19 227L17 226V228H16L17 230L14 229V227H16V225L13 224ZM45 221H46V223H45ZM56 221H57V222H56ZM77 221H78V222H77ZM92 221H93V224H92ZM116 221H115V222H116ZM125 221H126V222H125ZM137 221H138V222H137ZM172 221H173V222H172ZM179 221H180L181 223H180ZM227 221H228V220H227ZM32 222H34V221H32ZM40 222H41V223H40ZM55 222H56V223H55ZM60 222H63L64 224H63V223H60ZM89 222H90V226H91V224H92V225L96 224L98 227H96V225H94V226H95L96 228H99L98 230L94 231L96 228L93 227V228H95V229H93L92 227H90V228L93 229V231H94V232L91 231V233L94 234V237H95V238H93V235L90 234V235H92V238H93V239L96 240V239L98 238L100 241H102V243L104 242L105 244H106L107 242H108V243L110 242V238H112V237H110V236H113L114 239H113V238H112V239H113L114 241L117 239V241H116L115 243H114V241H113L112 239H111L112 242H110V243L112 244V246L114 247L113 250H115V251L117 250L116 252L113 251V250L111 249L112 246H111V244H109V245L111 246V247H110V246L108 245V243H107L108 247H105V248H101L102 246H98L97 244H96V245H93V244H88V245H87V239H86V238H88V240L92 239L90 235H86L87 233H88V234L90 233V231H89L90 228L88 229V227H89V226H88ZM129 222H130V221H129ZM129 222H128V223H129ZM163 222H164L165 224H163ZM169 222H170V223H169ZM171 222H172V224H171ZM183 222H184V223H183ZM189 222H190L191 224L188 225L187 223H189ZM1 223H2V224H1ZM11 223H12V225H11ZM26 223H27L28 225H29L30 223H31L32 225H34V226H33V227H35L34 229H37V228H38L37 226H39V225H40V226H39V228L37 229V231H35L34 229L31 228V227H32L31 224H30L31 226H30V225L28 226ZM39 223H40V224H39ZM42 223H43V224H42ZM47 223H49V225H48ZM57 223H58V224H57ZM87 223H88V224H87ZM101 223H102V225L100 226ZM106 223H107V222H106ZM118 223H119V222H118ZM153 223L156 224V225L159 223L160 226L157 225L159 229L156 227V225L154 226ZM161 223H162V226H161ZM166 223L168 224L167 229H166V226H167ZM173 223H174V225L176 226V228H175V226L173 225ZM185 223H186L187 225H186ZM25 224H26L27 228H24V229H25V230L27 229V231H24V229L22 230V227H23ZM44 224H45V226H48V228H46L48 231L45 229ZM60 224H61V225H60ZM65 224H66V225H65ZM80 224H81V225H80ZM83 224H84V225H83ZM170 224L173 225L174 227L171 226ZM177 224H180L182 227H181L180 225H177ZM183 224L186 225V228H187V229L184 227L185 225H183ZM211 224H210V225H211ZM234 224H235V225H234ZM245 224H246V225H245ZM263 224H264V223H263ZM41 225H42V226H41ZM50 225H51V227H52V225H54L53 227H54L55 229H54L53 227L50 228ZM57 225H59V226H57ZM63 225L65 226V229H64V226H63ZM117 225H119V224H117ZM151 225H152V226H151ZM192 225H193V226H192ZM210 225H209V226H210ZM242 225H244V226H242ZM11 226H13V228H11ZM43 226H44V230H45L46 233H45L44 230L42 229ZM87 226H88V227H87ZM103 226H104V227H103ZM153 226H154V227H153ZM163 226H164V227H163ZM170 226H171L172 228H171ZM190 226L193 227V229H192ZM194 226H195L196 228H195ZM261 226H259V227H260V228H259L260 231L262 230V227H261ZM20 227H21V228H20ZM24 227H25V226H24ZM41 227H42V228H41ZM61 227H62V229H61V231H60V228H61ZM6 228H7V230H6ZM40 228H41L42 230H41ZM163 228H164V229H163ZM184 228H185V229H184ZM197 228H198V230H197L198 232H197L196 230L194 231V229H197ZM20 229L23 231L24 235H23L22 231H20ZM31 229H32V231H31ZM49 229H50V230H49ZM51 229H52V231H53L52 234L49 233V231L51 232ZM57 229L59 230V231H58V234H60V232H61V234H60L61 237L59 236L60 239L57 237V236H58V234L56 233V232H57ZM66 229H67V231H66ZM91 229H90V230H91ZM156 229H157V230H156ZM171 229H172V230H171ZM173 229H174V230H173ZM181 229H184V230L181 231ZM188 229H189V230H188ZM191 229H192L193 232L190 231ZM259 229H258V230H259ZM2 230H3V231H2ZM18 230H19V231H18ZM29 230H30L31 232H34L33 234H35V235L33 236V234H31V232H28ZM38 230H41V233H40V231H38ZM55 230H56V232H55ZM185 230H186V231H185ZM201 230H204L205 232H204V231L202 232ZM5 231H6V234L8 235V238H10L9 236H12V237H13L14 235H15V236H14L13 238L11 237L10 239H8V238H7V235H5ZM7 231H8V232H7ZM42 231H43L44 233H43ZM62 231H63V233H62ZM64 231H66L67 234H66ZM85 231H86V233H85ZM140 231L144 232L142 237H140V236L142 235ZM145 231H147V233H146ZM260 231H258L257 234L255 233V236H254V233L252 232V233H253V234H252L253 236H252L251 238H249V236H251V235H249V236L247 237V239L249 238V240H248V242H249L248 245H245V246L243 247L242 251H238V252H237V253H240V254H241V257H242V258H240V259H242V260H240V261H242V263L239 261V264H240V263H241V264H243V263H244V264H248V263H249V260H248L249 258H248L247 256H249L248 254H250L252 250H256V251L258 250L257 252H259V253L261 252V255H262V256H261V260H260L261 262H260V261H259V262L262 263V264H264V252H263V251H264V239L262 240V238H264V228H263V233L260 232ZM12 232H14V233H12ZM15 232H16V233H15ZM18 232H19V233H18ZM47 232L50 234V236H49V234H47ZM113 232H114V233H113ZM139 232H140V233H139ZM149 232H150V234H149ZM185 232H186V234H185ZM188 232L191 233V234H189ZM196 232H197L198 234H197ZM200 232H201V233H200ZM231 232L229 231V232H227V234H225V233L221 234V238L219 237L220 234H219V236H218V234H217V236L215 235L217 238H215V237H214V238H215L217 241H219V239L225 241V240L227 239V235H229V236H228V239H229V238H234L235 236H237L236 238H238V236H240V237L242 238L241 235L244 234V233L241 232V233H242L241 235L238 234V233H237L238 235H237V234L235 235V234H233V233H231ZM259 232H260V233H259ZM37 233H38V235H40V236L42 235V236L40 237V236L36 235ZM54 233L57 234V235L55 234L56 238L54 237ZM81 233H82V234H81ZM110 233H111V235H110ZM145 233H146V234H145ZM3 234H4V236H5V239H4ZM9 234H10V235H9ZM25 234H27L26 237H25ZM45 234H47L48 236L45 235ZM73 234H74L75 237L72 236ZM95 234H96V236H97V235H99V236L101 235V239H100L99 237H96ZM113 234H114V235H113ZM136 234H138L137 236L140 237L139 239H137V240L139 241V242H138L139 244L137 243L136 240H135L136 243H134L135 241L133 242V240L136 239V237H135ZM140 234H141V235H140ZM148 234H149V235H148ZM201 234H202V235H201ZM204 234H206V235H204ZM211 234H214V235H211ZM258 234H259L261 237L258 236ZM261 234H262L263 236H262ZM17 235H18V236H17ZM19 235H20V236H19ZM51 235H52L53 237H52ZM67 235H68V236H67ZM81 235H82V236H81ZM84 235H86L87 237L85 238ZM116 235H117V236H116ZM192 235H193V238L191 237ZM195 235H196V236H195ZM230 235H232L233 237H232V236L230 237ZM256 235H257V236H256ZM16 236H17V237H16ZM23 236H24V238H23ZM76 236H77L78 239H79L80 236H81L82 238H80V240L82 239V241L76 239ZM145 236H146V237H145ZM147 236H148V238H147ZM151 236H152V238H151ZM199 236H200L201 238H198ZM211 236H212V237H211ZM223 236H224L225 238H224ZM19 237L22 239V241H19V240H20ZM31 237H32V238H31ZM43 237H44V239H42ZM50 237H51V239H50ZM71 237H72V238L74 237L75 239H74V238L72 239ZM83 237H84V238H83ZM104 237H105L106 239L108 238L107 240H109V241L106 242V239H105ZM109 237H110V238H109ZM143 237H145L146 239L143 238ZM196 237H197V238H196ZM205 237H206V239H205ZM253 237H255L256 239L253 240V241H251L250 239H252ZM258 237H259V238H258ZM14 238H15V239H14ZM25 238H26V239H25ZM33 238H35V240L38 238V239H40L41 242H39L38 239L35 241V240H33ZM48 238L50 239L49 241H48ZM63 238H64V240H63ZM69 238H70V239H69ZM149 238H150V239H149ZM194 238H195V240H193ZM202 238H204L205 240L202 239ZM214 238H213V240H212V239L210 240V241H211V245H212L213 243L217 242ZM218 238H219V239H218ZM223 238H224L225 240H224ZM241 238H240V239L238 238V240H237V239H230V240H233V241H232V244H235V242L241 240ZM260 238H261V239H260ZM11 239H13L14 242H13ZM41 239H42L45 243L48 242V244H49L50 246H49L47 243H46V245H43V244H45V243H43ZM45 239H46V241H45ZM55 239H56V241H55ZM84 239H85V240H84ZM98 239H97L96 241H98ZM141 239H142V240L144 239L145 241H144V240L141 241ZM151 239H152V240H151ZM166 239H167V240H166ZM253 239H254V238H253ZM8 240H11V242L8 241ZM17 240H18V241H17ZM23 240H26L27 242H25V241H23ZM52 240H54V241H52ZM65 240L68 241V242H66V243L68 244V246L70 245L69 243L71 242V240H72V241L77 240V241H76L77 243L75 244V243H74L75 241H74V242L71 243V246H72V247H73L74 245H78V246H76L75 249H73L75 246H74L73 248H72L71 246L68 247V246L64 243ZM69 240H70V241H69ZM83 240H84L85 242H84ZM148 240L153 241L154 244H152V242H150V241H148ZM180 240H181V242H180ZM191 240H192V243H191ZM209 240H208V242H207V243H208L207 246H211ZM234 240H235V241H234ZM258 240H259V241L262 240V241L259 242ZM7 241H8V244L6 243ZM16 241H17V242H16ZM34 241H35L36 243H35ZM61 241H63V242H61ZM147 241H148V242H147ZM166 241H168L167 244L165 243ZM194 241H195L196 243H195ZM197 241H198V242H197ZM255 241H256V242H255ZM30 242L32 243L31 245H29ZM37 242H39V245H40V246L37 245ZM59 242H60V243H59ZM78 242H79V244H78ZM145 242L147 243V245L144 244ZM161 242H162L163 244H162ZM182 242H183V243H182ZM184 242H185V243H184ZM250 242H251V243H250ZM261 242H263V243H261ZM3 243H4V244H3ZM5 243H6V244H5ZM11 243H12V244L16 243L17 245H16V247H14L13 249H11V251H10V248H9L8 246H11V245H12ZM18 243H21L23 246H21V244H20V246H19ZM34 243H35V244H34ZM40 243H43V244H40ZM51 243H53V244H51ZM54 243H56V244H54ZM61 243H62V245H59V244H61ZM63 243L65 244L64 246H63ZM81 243H82V244L84 243V245H81ZM141 243H143L142 246L145 245L147 248H149V249H147L145 246H143L144 248L141 250V252H145V251L148 252V254H147V252H146V256H145L148 260H147L145 263H141V262L136 261V260H131V259H128V258L126 259V256H127V254L129 253L128 251H131V250L134 248V245H135V244H136V245H137V244H138V245H141ZM157 243H158V242H157ZM197 243H198V244H197ZM256 243H257V244H256ZM258 243H259V244H258ZM27 244H28V245H27ZM33 244H34L35 246L37 245V247H38L40 250H39L38 248H36V249L34 250V247H35V246H34ZM57 244H58L59 246H58ZM73 244H74V245H73ZM85 244H86V245H85ZM133 244H134V245H133ZM149 244H150L151 246H150ZM254 244H255V245H254ZM7 245H8V246H7ZM56 245H57V246H56ZM80 245H81V247H80ZM153 245H154V246H153ZM161 245H163V246H161ZM260 245H262L263 248H262V247L260 248ZM18 246L21 247V248H18L19 250H17V247H18ZM24 246H26L25 249H24ZM28 246H29V247H28ZM31 246L33 247V249L31 248ZM43 246H44V247L48 246V247L43 248ZM65 246H66V247H65ZM82 246H83V247H82ZM84 246H85V247H84ZM87 246H88V247H87ZM90 246H92V248H90ZM183 246H184V247H183ZM185 246L187 247L186 249H185ZM191 246H192V247H191ZM253 246H254V247H253ZM27 247H28V248H27ZM54 247L57 249V251L59 250V251H58L59 253L56 254V251H55V248H54ZM61 247H62L63 249H62ZM67 247H68L69 249H70V248H72V249L68 250V249H66ZM77 247L79 248V251H78V248H77ZM86 247H87V248H86ZM98 247L101 248L100 252H99V250H98V249H99ZM103 247H104V246H103ZM150 247H151V248L153 247V248L150 249ZM156 247H159L160 249H161V247H162V249H163L164 252L160 250V253H162V255L160 254L161 256L158 254V253H159V249H158V248H157V249H158V250H157L158 253H157V251H156ZM163 247H165V248H163ZM177 247H176V248H177ZM246 247H247V248H246ZM7 248H8V251L5 250V249H7ZM11 248H12V247H11ZM15 248H16V250H14ZM53 248H54V249H53ZM58 248H59V249H58ZM80 248H82L83 251H84V250L86 251V249H87L86 253L83 252V253H85V255H84L83 253L79 254L80 252H82ZM89 248H90V250L88 251ZM93 248H97V249H96V250H93ZM190 248H192V249H190ZM193 248H194V249H193ZM245 248H246V249H245ZM26 249H27V250H26ZM28 249H29V251H28ZM46 249H47V250H46ZM103 249H105V250H107V251H105V250H103ZM108 249L111 250L112 252H115L114 255L111 253V251L108 252V251H109ZM120 249H121V251H120ZM188 249H189V250H188ZM224 249H225V250H228V248H224ZM224 249H217V250L215 249V250H213V251L211 250V252H212L211 255H212V254H213V255L210 256L209 258H210V259H213V258H214V259L212 260L213 263H210V264H216V263H217L218 261H220V260H221V261L218 262L217 264H234V263H235V264H238V261H237V262H234V263H233V262H230V260H232L231 257H232L233 254L236 252V251H234V250H233V251H230V250H229V251H230L229 253L231 254V256H230V254H227V255H225V257L223 256V258H222V257H219V255H218L217 253H219L220 251L222 252ZM262 249H263V250H262ZM22 250H23V251L26 250V251H24L25 253H24ZM31 250H33V253H34V254H33V253H30V252H32ZM49 250H50V251H49ZM67 250H68L69 252H66ZM71 250H72V251L76 250V251H74L75 253H73V256H72V254H71V253H72ZM102 250L104 251V253H103ZM182 250H183V251H182ZM186 250H187V251H186ZM219 250H220V251H219ZM244 250H246V251H244ZM248 250H250V252H249ZM261 250H262V251H261ZM9 251H10V253H9ZM13 251H14V252H13ZM15 251H16V252H15ZM19 251H20V252H19ZM39 251H40V252H39ZM41 251H42V252H41ZM44 251H46V252H44ZM54 251H55V252H54ZM60 251L64 252V253L67 254L68 256L65 255L64 253H63V255H62V252H61V254H60ZM95 251H96V252H95ZM97 251L99 252V254H98ZM118 251H119V252H118ZM149 251H152V253H153L154 251H156V252L153 253V255H154V256H153L152 253L149 252ZM243 251H244L245 253H244ZM247 251H248V252H247ZM21 252H22V253H21ZM26 252H27V253H26ZM28 252L30 253V255H29ZM43 252H44L46 255L48 254L47 256H48L49 258H48L45 254H42ZM52 252H54L53 254H55L54 257H55L56 255L59 256L58 258H57V256H56V258H55L57 261H56L55 259H51V258H50ZM77 252H78V253H77ZM89 252H90V254H89ZM92 252H93V253L95 252V253L93 254ZM122 252H124L125 254L123 253L124 255H122ZM6 253H7V254H6ZM17 253H18L19 255L21 254L22 256H21V255H20V256L23 257V258H21L19 255H17ZM101 253H102V255H101ZM109 253H110V255H109ZM126 253H127V254H126ZM182 253H183V254H182ZM184 253H185V254H184ZM26 254H28L27 257L29 258L30 261H25ZM53 254H52V255H53ZM59 254H60V255H59ZM86 254H87V255H86ZM149 254H151V255H149ZM164 254H165V255H164ZM216 254H217L218 256H217ZM245 254H246V255H245ZM76 255H77V257H78L79 255H80V256H79L78 258H77V257L75 258ZM142 255L144 256L145 253H143ZM158 255H159L160 257H159ZM182 255H184V256H182ZM8 256H10V257H8ZM24 256H25V257H24ZM60 256H61V257H60ZM64 256H65V257H64ZM66 256H67V257H66ZM82 256H83V258L80 259ZM84 256H85V259H84ZM88 256H89V257L92 256L91 259H90ZM123 256H124V257H123ZM150 256H151V257H150ZM157 256H158V257H157ZM163 256H164V257H163ZM216 256H217V257H216ZM14 257H15V258H14ZM18 257H19V258H18ZM27 257H26V259L28 260ZM51 257L53 258V256H51ZM62 257H64L65 259L68 258V260H69V258H70L71 260L67 261L68 263H66V261H65L64 258H62ZM73 257H74V259H73ZM86 257H88V258L86 259ZM116 257H117V258H116ZM116 257H115V258L118 259V258H119V254H118V256L116 255ZM154 257H155V258H154ZM156 257H157V258H156ZM162 257H163V259H162ZM243 257H244V258H243ZM10 258H11V259H10ZM30 258H31V259H30ZM42 258H43L44 260H42ZM46 258H48V260H47ZM59 258H60V259H59ZM61 258H62L63 260H62ZM115 258H114L113 260H115ZM153 258H154V259H153ZM217 258H218V259H217ZM13 259H14V261H13ZM15 259H16V260H15ZM23 259H24L25 262H23ZM75 259H78V260H75ZM109 259H110V260H109ZM185 259H187V260H185ZM9 260H10V261H9ZM20 260H21V261H20ZM50 260H51V261H50ZM59 260H61L62 262H61V263L58 262ZM66 260H67V259H66ZM113 260H112V261H113ZM122 260H120V261L115 260L116 262L113 261V263H119V262H121ZM125 260H127V261H125ZM196 260H197V261H196ZM245 260H246V261H245ZM8 261H9L10 263H9ZM75 261H76V262H75ZM78 261H79V262H78ZM103 261H102L101 263H100V262H95V263L93 262V263H92V261H91L90 264H104ZM109 261H110L111 263H110ZM148 261H150L151 263L148 262ZM160 261H161L162 263H161ZM179 261H180V260H179ZM179 261H177V262H179ZM22 262H23V263H22ZM27 262H28V263H27ZM69 262H70V263H69ZM74 262H75V263H74ZM107 262H108V263H107ZM127 262H128V263H127ZM147 262H148V263H147ZM183 262L180 261L178 264H185V263H186V262H185V263H183ZM214 262H216V263H214ZM221 262H223V263H221ZM5 263H3V264H5ZM158 263H157V264H158ZM167 264H169V263L167 262Z\"/></svg>",
	"mask_w": 264,
	"mask_h": 264
},
{
	"label": "bare ground",
	"instance_id": "6f19581e",
	"mask_svg": "<svg viewBox=\"0 0 264 264\" xmlns=\"http://www.w3.org/2000/svg\"><path fill=\"white\" fill-rule=\"evenodd\" d=\"M22 1H23V0H22ZM22 1H21L20 4H23V2H24V3L26 2L25 0H24L23 2H22ZM37 1H39V0H36V2H37ZM40 1H41V0H40ZM40 1H39V2H40ZM47 1H48V0H47ZM53 1H54V0H53ZM57 1H58V0H57ZM57 1H56V3H57ZM60 1L63 2L62 0H60ZM83 1H84V0H83ZM93 1H94V0H93ZM101 1H102V2H101ZM101 1H100L101 4L99 3L100 5H102L103 2H105L106 0H105V1L101 0ZM109 1H111V0H109ZM112 1H113V0H112ZM116 1L118 2V0H116ZM116 1H115V2H116ZM123 1H124V0H123ZM123 1H122V2H123ZM126 1H127V0H126ZM126 1H125V2H126ZM128 1H130V2H128V4H127V5H128V9H127L126 7H125V8H126L128 11H130V10H129V6H130V5L132 6V2H133V4H134V0H133L132 2H131V0H128ZM135 1H136V0H135ZM137 1H138V0H137ZM139 1H140V0H139ZM139 1H138V2H139ZM146 1H147V2H146L145 4H142L144 1H143V2L140 1V2H142V3H140V4H141V6H140L141 8L139 7L140 9L143 10V8H144L145 5H146V6H147V5H148V6H151V5H149L150 2H148V1H151V0H146ZM153 1H154V0H152V2H153ZM156 1L158 2L159 0H156ZM156 1H155V2H156ZM165 1H167V2L169 1L168 3H171V5H173V3H175L174 0H173V1L171 0V2H170V0H165ZM177 1H179V5H181V3H182L183 0H182V1H181V0H177ZM180 1H181V3H180ZM195 1H197V0H195ZM198 1H199V2H203L204 0H203V1L198 0ZM236 1L239 2L240 0H239V1H238V0H235V1H234L235 4H234V2H233L232 5H231V7L233 6V4L236 6ZM242 1H243V0H241V2H242ZM245 1H246V0H245ZM252 1H254V0H252ZM256 1H257V0H256ZM256 1L253 2V3H256ZM30 2H31V4H32V6H33V3H32V2H34V1L30 0L29 3H30ZM42 2L44 3V1H41V2H40L41 5H42ZM49 2H50V1H49ZM49 2H48V3H49ZM54 2H55V1H54ZM54 2H53V3H54ZM64 2H65V1H64ZM75 2H76V0H70V1H68L67 4H66V3H65V4L67 5V7H68V6L71 7V5H74ZM80 2H81V0H80ZM89 2H90V0H89ZM98 2H99V1H98ZM122 2H121V3H122ZM152 2H151V4H152ZM159 2H160V3H159ZM159 2H158V3H159L160 5L157 4V3H156V5H157V7H158V5H159L160 7L157 8L155 5H154V6L152 5L154 8H153L152 6H151L152 9H151L150 7H149V8H150L151 10H153V9H155V7H156V10L158 9V10H159L158 12L160 13V11H161L160 8H161V5H162V4H161L162 0L159 1ZM185 2H186V4H182L181 6H184V5H185V6H186V5L190 6V5H191L192 7H194L196 4H199L198 2H195L196 4L193 3V2H191L192 4H191V3H187V0H184V1H183V3H185ZM26 3H27V2H26ZM26 3H25V4H26ZM46 3H47V2H46ZM48 3H47V4H48ZM51 3H52V1H51ZM58 3H60V2H58ZM84 3H85V2H84ZM93 3H94V2H93ZM105 3H106V2H105ZM107 3H108V2H107ZM107 3H106V4H107ZM109 3H110V2H109ZM109 3H108V5H107V7L109 6ZM118 3L120 4V1H119ZM129 3H131V4H129ZM136 3H137V2H136ZM136 3H135V4H136ZM147 3H148V4H147ZM163 3L166 4V2H164V0H163ZM168 3H167V5L164 6V7L166 8V12H164L165 9H164L163 6H162V9H163L162 11L164 12V13H163V12H162V13H163V15L165 14V16H166L167 14H169V16H170V14H172V13H168V11H169V9H170V6H171V5L169 6ZM176 3H178V2H176ZM176 3H175L174 5L177 6ZM242 3H243V2H242ZM244 3H245V2H244ZM247 3H248V2H247ZM249 3H250V1H249ZM249 3H248V4H249ZM25 4H23V5L25 6ZM34 4H35V3H34ZM36 4H37V3H36ZM79 4H80V3H79ZM79 4H78V5H79ZM86 4H87V3H86ZM90 4H91V3H90ZM110 4H111V3H110ZM113 4H114V2H112V5H113ZM116 4H117V3H116ZM116 4H114V5H116ZM119 4H117V6H118ZM124 4H125V3H124ZM135 4L133 5V7L135 6ZM137 4H139V3H137ZM140 4H139V5H140ZM189 4H190V5H189ZM194 4H195V5H194ZM204 4H205V1H204ZM240 4H241V3H240ZM251 4H252V2H251ZM251 4H250V5H251ZM0 5H2V6H0V7H2V9H3V7H5V8H7L8 10L10 9V11H11L12 9H13V10H16V7H19V2H18V0H0ZM39 5H40V4H37V6H39ZM51 5L54 6V4H51ZM51 5H50V6H51ZM57 5H58V4H57ZM59 5L61 6V4H59ZM66 5H64V6H66ZM81 5H82V3H81ZM81 5H80V6H81ZM88 5H89V4H88ZM88 5H86L87 8H89V6L91 7V5H94V9H95V4H91V5H89V6H88ZM97 5H98V4H97ZM97 5H96V9H95V10L99 12V8H98V10H97ZM100 5H99V6H100ZM103 5H104V4H103ZM103 5L100 6V7H104ZM112 5H110V6H112ZM122 5H123V3H122ZM127 5H126V6H127ZM142 5H144V6H142ZM174 5H173V6H174ZM179 5L177 6V8L179 7ZM199 5H203V4L200 3ZM199 5H197V6H199ZM228 5H229V3L227 4V6H228ZM237 5H239V4H237ZM253 5H255V4H253ZM256 5H257V4H256ZM256 5L254 6L255 8H256ZM258 5H259V3H258ZM24 6L22 7L23 10H24ZM27 6H28V5H26V8H27ZM30 6H31V5H29L28 7L30 8ZM35 6H36V5H35ZM37 6H36V8H38ZM43 6H48V5H43ZM64 6H63V7H64ZM75 6H76V3H75ZM80 6H79V7H80ZM84 6H85V5H84ZM120 6H121V4H120ZM124 6H125V5H124ZM124 6H121V8L124 7ZM137 6H138V5H137ZM146 6H145V7H146ZM166 6H168V7H166ZM173 6H172V7H173ZM176 6H174L175 8H173V9H176ZM185 6H184V9H185ZM188 6H187V7H188ZM211 6H213V5H211ZM211 6H210V7H211ZM218 6H220V5H218ZM227 6H225V7H227ZM229 6H230V5H229ZM229 6H228V8H229ZM239 6H241V5H239ZM243 6H244V5H243ZM245 6H246V5H245ZM245 6H244V8H245ZM33 7H34V6H33ZM33 7H31V8L33 9ZM48 7H49V6H48ZM51 7H52V6H51ZM51 7H50V8H51ZM63 7H62V8H63ZM86 7H85V8H86ZM105 7H106V6H105ZM107 7H106V8H107ZM246 7H247V6H246ZM22 8H21V9H22ZM44 8H45V7H43L42 9H44ZM62 8H61V9H62ZM82 8H84V7L82 6ZM85 8H84V9H85ZM111 8H114V7L112 6ZM118 8H119V7H118ZM118 8H116V10H115L117 13H118V11H117ZM131 8H132V7H131ZM134 8H138V7H134ZM167 8H169V9L167 10ZM188 8H189V7H188ZM200 8H201V6H200ZM200 8L198 7L197 9H200ZM211 8H212V7H211ZM217 8H219V7H217ZM228 8H226L225 11H227ZM234 8H235V7H234ZM249 8H250V7L248 6V9H249ZM2 9H1V10H2ZM39 9H40V8H39ZM52 9H54V7H52ZM56 9H57V8H56ZM56 9H55V11H56ZM61 9L59 10V6H58V9H57V10L60 12V14H61L63 11H65V8H64V10H63V9L61 10ZM73 9H74V8H73ZM73 9H72V7H71L72 12H73ZM84 9H82V10L84 11ZM90 9H92V7H91ZM90 9H89V10H90ZM101 9H102V8H101ZM180 9H182V8L180 7ZM190 9H191V8H190ZM197 9H195V12L197 11ZM212 9H214L213 11H215L216 8L213 7ZM231 9H233V8H231ZM237 9H238V8H237ZM253 9H254V8H253ZM1 10H0V11H1ZM8 10H7V12H8ZM26 10H27V9H26ZM35 10H36V9H35ZM35 10H34V11H35ZM66 10H67V9H66ZM74 10H76V9H74ZM77 10H78V8H77ZM77 10H76V11H77ZM82 10L80 9V11H82ZM87 10H88V9H87ZM106 10H107V9L102 10V11L104 12L103 14H105ZM109 10H110V9H109ZM109 10H108V11H109ZM113 10H114V9H113ZM113 10H112V11H113ZM133 10H134V9H133ZM136 10H137V9H135V12H138L139 9H138L137 11H136ZM142 10L140 11L141 13H142ZM144 10H145V9H144ZM177 10H179V8H178ZM187 10H188V9H187ZM229 10H230V8H229ZM229 10H228V11H229ZM235 10H236V8H235ZM249 10H251V9H249ZM4 11L6 12V10H4ZM4 11L2 10V12H4ZM27 11H30V10H27ZM27 11H26V12H27ZM36 11H37V10H36ZM41 11H42V10H41ZM49 11H50V10H49ZM49 11L47 10V12H49ZM90 11H91V10H90ZM108 11H107V12H108ZM123 11L126 12V11L123 9V10H122V15H123V13H124ZM128 11H127V12H128ZM146 11H148V10H146ZM146 11L142 13V14H143L142 16H145L146 13H148V12H149V13H153V12H150V10H149L148 12H146ZM181 11H184V10H181ZM181 11H178V13L181 12ZM185 11H186V10H185ZM211 11H212V10H211ZM217 11H218V10H217ZM232 11H234V10H232ZM232 11H230L231 13L229 12L228 14L232 15ZM261 11H262V10H261ZM7 12H6V13H7ZM11 12H14V11H11ZM26 12H25V13H26ZM38 12H39V10H38ZM43 12H44V11H42V15H43ZM56 12H57V11H56ZM59 12H58L57 14L55 13V14H56V17H57V15L59 14ZM85 12H86V9H85ZM87 12H89V11H87ZM100 12H101V11H100ZM116 12L114 13V11H113L114 16H115ZM135 12H133V13H135ZM140 12H138L139 15H140ZM170 12H171V11H170ZM172 12H173V14H174V10H173ZM176 12H177V11H176ZM234 12H235V11H234ZM262 12H263V11H262ZM16 13L18 14V13H20V12H19V11H18V12H15L14 15H13L12 17H14V16L16 15ZM30 13H31V11H30ZM40 13H41V12H40ZM40 13H39V14H40ZM53 13H54V12H53ZM70 13H71V11H70ZM73 13H74V12H73ZM83 13H84V12H83ZM83 13H82V14H83ZM89 13H90V12H89ZM89 13H88V14L86 13V14H87V15H91V14H89ZM96 13H97V12H96ZM96 13H95V16L99 15V13H98V14H96ZM101 13H102V12H101ZM129 13H130V12H129ZM129 13H128V14H129ZM133 13H132V14H133ZM144 13H145V15H144ZM154 13H155V12H154ZM178 13H177V14L175 13V14H176V15H180V14H178ZM226 13H227V12H226ZM235 13H236V12H235ZM240 13H241V12H239V13L237 12V13H236V16H238ZM0 14H1V13H0ZM3 14H5V13H3ZM3 14H2V15H3ZM47 14H48V13H47ZM60 14H59V15H60ZM62 14H63V13H62ZM67 14H68V11H67ZM77 14H78V13H77ZM77 14H76V15H77ZM82 14H81V17H79V14H78V16H76L75 13H74L73 15H75L76 17H79L80 19H79V18H75V17H74L75 19H73V18L70 16V18H68V20L70 19L69 21H71V22H73V23H74L75 21H77L78 19H79L78 21H80V20L83 21L82 19H84L85 17L83 16L84 14H83V15H82ZM93 14H94V12L92 13V15H93ZM119 14H121V11H119ZM119 14H117V15H119ZM135 14H137V13H135ZM173 14H172V15H173ZM183 14H184V13H183ZM187 14L189 15V13H187ZM258 14H259V13H258ZM8 15H9V14H8ZM23 15H24V14H23ZM27 15H29V14H27ZM33 15H35V14H33V12H32V16H33ZM40 15H41V14H40ZM40 15H39V16H40ZM42 15H41V16H42ZM44 15H45V14H44ZM51 15H52V12H51ZM59 15H58V16H59ZM87 15H85V16H87ZM105 15H106V14H105ZM108 15H109V16H108ZM108 15H107V16L110 17V15H112V13H110V14H108ZM126 15H127V13H126ZM158 15H159V14H158ZM161 15H162V14H161ZM172 15H171V16H172ZM176 15H174V17H175ZM184 15H186V13H185ZM188 15H187V16H188ZM259 15H260V14H259ZM263 15H264V13H263ZM5 16H6V14H5ZM10 16H11V15H10ZM21 16H22V14H21ZM25 16H26V15H25ZM25 16H24V18H26ZM66 16H67V15H66ZM66 16H65V17H66ZM120 16H121V15H120ZM123 16H124V15H123ZM123 16H121V17H123ZM127 16H128V15H127ZM127 16H124L125 19H128V18H126ZM131 16H133V15H129L130 19H131ZM135 16H136V15H135ZM148 16H150V15H148ZM148 16H146V17H148ZM165 16H164V17H165ZM169 16L167 15V19H168ZM180 16H182V14H181ZM193 16H194V15H193ZM193 16H192V15H189L190 18L192 17L191 20L193 19ZM243 16H245V15H243ZM248 16H249V15H248ZM252 16H253V17H252ZM252 16L250 15L249 18H250V19H251V17L254 18L255 15H252ZM8 17H9V16H8ZM8 17L6 16V19H7ZM15 17H16V16H15ZM37 17H38V13H37ZM37 17L35 16L34 18H37ZM45 17H46V15H45ZM52 17H53V16H51V18H49V21H50V22H49V26L55 28V25H56V23H55V19H56V18H55V17L52 18ZM63 17H64V14H63ZM67 17H68V16H67ZM82 17H83V18H82ZM93 17H94V16H92V18H93ZM118 17H119V16H117V18H118ZM136 17H138V15H137ZM140 17H141V16H139V20H140V21H141V19H142V20H145V19H146L145 17H144L145 19L142 18V17H141V19H140ZM155 17H156V16H155ZM189 17H188V18H189ZM241 17H242V16H241ZM246 17H247V16H245V18H246ZM255 17H258V16L256 15ZM259 17H260V16H259ZM259 17H258V19L260 20ZM9 18H10L11 21L13 22V20H12L13 18H11V17H9ZM17 18H18V17H17ZM17 18H15V19H17ZM22 18H23V17H22ZM24 18H23V19H24ZM29 18H30V17H29ZM29 18H27V20H28ZM39 18H40V17H39ZM71 18H72V19H71ZM81 18H82V19H81ZM92 18L90 17V19H92ZM94 18H95V17H94ZM100 18H101V17H100ZM105 18H106V17H105ZM117 18H116V19H117ZM150 18H151V16H150ZM194 18H196V19H193V21L196 22V20H197V15H196V17H194ZM213 18H214V16H213ZM216 18H217V17H216ZM238 18H239V16H238ZM263 18H264V17H263ZM6 19H5V18L3 19V20H4V22H3L4 24H2V26H3V25L5 26V22L7 21ZM18 19L21 20V17L18 18ZM18 19H17V20H18ZM44 19H46V18H43L42 20L45 21ZM50 19H51V20H50ZM60 19H61V18H60ZM87 19H89V18H87ZM96 19H97V17H96ZM113 19H114V18H113ZM116 19H115L114 22L117 24L118 22H116V21H118V20H116ZM121 19H122V18H121ZM121 19H120V21H119L120 23L122 22ZM169 19H172V18L169 17ZM175 19H176V18H175ZM183 19H184V16H183ZM211 19H212V18H211ZM239 19H241V18H239ZM250 19H249V20H250ZM261 19H262V17H261ZM3 20H2V21H3ZM17 20H16V21H17ZM24 20H25V19H24ZM24 20H23V21H24ZM29 20H30V19H29ZM35 20H36V19H35ZM35 20H34V22H36V23L39 25V23H40V22H39V19H37L39 23H38L37 21H35ZM47 20H48V19H47ZM64 20H65V18H63L62 21L64 22ZM93 20L96 21L95 19H92L91 21H93ZM105 20H106V19H104V21H105ZM107 20L111 21L110 18L107 19ZM131 20L134 21V20H135V17H134V19H133V17H132ZM131 20H130V21H131ZM148 20H149V18H148ZM150 20L153 21V20H154V17H153V20H152V19H150ZM156 20H158V18H157ZM156 20H155V21H156ZM189 20H190V19H189ZM209 20H210V19H209ZM217 20H218V18H217ZM247 20H248V18H247ZM249 20H248V21H249ZM255 20L258 21L257 18H255ZM255 20L252 19V20H250V21H251V22H252V21L255 22ZM2 21H1V22H2ZM8 21H9V20H8ZM11 21H10V22H11ZM16 21H14L15 24H16ZM30 21H33V20H30ZM30 21H29V22H30ZM59 21H60V20H59ZM59 21H58V22H59ZM65 21H66V23H67V20H65ZM85 21H89V20H85ZM85 21H84V22H85ZM91 21L87 22V23H89V24H86L87 27H88V25L90 26V22H91ZM98 21H100V20H98ZM112 21H113V20H112ZM146 21H147V20H146ZM151 21H150V22L148 21V23H149V27H150ZM165 21H166V20H165ZM173 21H175V23H174ZM173 21L170 20V22H171V24L173 25V27L175 26V27H174L175 30H173V28L171 27L172 25H171V26L169 25V24H170L169 22H166V23H168V24H166V25H167V28H166V26H165L164 28L161 27L160 29H168V26H170V28H172L171 31H173V32L176 31V32H177L176 28H177L178 26L180 27V24L178 23V26H177V22H176V21H178V20H174V19H173ZM180 21H181V19H180ZM180 21H179V22H180ZM193 21H189V22H188V20H186V23H185L184 21H182V22H184L185 24H181V26H184V25H186V24L189 25L190 22H191V24H192ZM212 21H213V19H212ZM214 21H215V18H214ZM214 21H213V25H212V23L209 24L208 21H207V23L205 22V26H204V27H207L206 25H208V24H209V25H212V26H214V25H218V26H220V25H221V24H219V23L217 24L216 21H215V22H214ZM233 21H234V20H233ZM239 21H240V22H238V23H241V20H239ZM242 21H245V22H246V19L244 20V18H243ZM248 21L246 22L247 25L250 23V22L248 23ZM10 22H8V23H10ZM21 22H22V21H21ZM29 22H28V23H29ZM41 22H42V21H41ZM56 22H57V21H56ZM102 22H103V21H102ZM102 22H101V23H102ZM105 22H107V21H105ZM123 22H125V20H124ZM137 22H139V21H137ZM158 22H159V20H158ZM172 22H173V23H172ZM182 22H180V23H182ZM217 22H220V21L218 20ZM223 22H224V21H223ZM223 22H222V23H223ZM261 22H262V21H260V23H261ZM263 22H264V21H263ZM30 23H32V22H30ZM42 23H45V22H42ZM76 23H78V22H76ZM81 23H82V22H79V24L82 26ZM85 23H86V22H85ZM91 23H92V22H91ZM93 23H94V22H93ZM93 23H92V24H93ZM97 23H98V22H97ZM97 23H96V24H97ZM103 23H104V22H103ZM103 23H102V24H103ZM109 23H110V22H109ZM109 23H108V24H107V23L104 24V25H105V28H106V26H108V25H110V26L113 25L112 23H110V24H109ZM125 23L129 24V23L127 22V20H126ZM132 23H133V22H132ZM132 23H130V25H131ZM156 23H157V22H154V21H153V23L151 24V26H154L153 24H156ZM161 23H162V22H161ZM215 23H216V24H215ZM220 23H221V22H220ZM224 23H225V22H224ZM255 23H257V22H255ZM255 23H254V24H255ZM6 24H7V23H6ZM22 24H23V23H22ZM22 24H21V25H22ZM25 24H26V22H25ZM25 24H23V28H24V25H25ZM33 24H35V23H33ZM64 24H65V23H64ZM64 24H63V25H64ZM102 24H101V25H102ZM111 24H112V25H111ZM121 24H122V23H121ZM133 24H135V22H134ZM146 24H147V23H146ZM157 24H158V23H157ZM159 24H160V22H159ZM174 24H175V25H174ZM200 24H203V23H199L198 26H196V25H197L196 23H193V26H194V25L196 26V28L194 27L195 29H198V30H199V28H200V30H202L201 27H199ZM241 24L244 25V23H241ZM246 24H245V25H246ZM8 25H9V24H8ZM11 25H13V23H12ZM16 25H19V23L16 24ZM41 25H42V24H41ZM46 25H48V22L46 23ZM60 25H61V24H60ZM68 25H70V23H69ZM68 25H67V29H66V30H68V28L72 26V24H71V26H68ZM75 25L77 26V24H75ZM75 25H74V26H75ZM99 25H100V24H98V27H99ZM101 25H100V26H101ZM104 25H103V26H104ZM118 25H119V23H118ZM144 25H145V24H143V26H144ZM203 25H204V24H203ZM203 25H200V26H203ZM238 25H239V24H238ZM245 25H244V26H245ZM258 25H260V24L257 23V26H258ZM25 26H28V27H25V28H28V29L31 28V27H30L31 25L29 26V24H28V25L26 24ZM35 26H37V25L35 24ZM58 26H59V25H58ZM83 26L85 27V25H83ZM110 26H108V27H110ZM115 26H116V25H115ZM122 26H123V28H126V27H124V25H122ZM136 26H137V25H136ZM136 26H135V28H136ZM143 26H142V27H143ZM147 26H148V25L144 26L143 28H145V27H147ZM156 26H158V29H159L160 26H159V25H156ZM163 26H164V25H163ZM176 26H177V27H176ZM186 26H187V25H186ZM212 26H211V27L209 26L210 31H209V29H206V28H205L206 30H208L209 34H212V33L214 32V31H213V32L211 31V29L213 28ZM222 26H223V27H224V26L226 27V25H222ZM234 26H235V25H234ZM236 26H237V25H236ZM248 26H250V27L253 26V28H255L254 31L256 32L257 28L255 27V25H248ZM263 26H264V25H263ZM5 27H6V26H5ZM5 27H4V28H5ZM11 27H12V26H11ZM17 27H18V26H17ZM17 27L15 26L16 30L19 31L18 29H19L20 27H22V26H20V27H18V28H17ZM29 27H30V28H29ZM41 27H42V26H41ZM44 27H45V26H44ZM56 27H57V26H56ZM59 27H60V26H59ZM95 27H96V26H95ZM132 27H133V26H132ZM140 27H141V26H140ZM149 27H148L149 30H150V29H153V28H149ZM154 27H155V26H154ZM190 27H191V26H190ZM214 27H215V26H214ZM258 27H259V26H258ZM261 27H262V26H261ZM15 28H14V29H15ZM23 28H21L22 31H25L26 29L23 30ZM34 28H35V27H34ZM48 28H49V27H48ZM48 28H47V29H48ZM63 28H65V27H63ZM77 28H80V26L78 25ZM77 28H76V29H77ZM90 28H91V27H90ZM90 28H89V29H90ZM116 28H117V27H116ZM121 28H122V27H121ZM121 28H119V29H121ZM123 28H122V29H123ZM155 28H156V27H155ZM155 28H154V29H155ZM192 28H193V27H192ZM194 28H193V30H195ZM219 28H222V27L220 26ZM226 28L229 29L230 27H229V28L226 27ZM263 28H264V27H263ZM32 29H33V28H32ZM37 29H39V30L41 31V30L44 29V28H40V27H38ZM37 29H35V30H37ZM59 29H60V28H59ZM59 29H58V30L56 29V30L59 31ZM61 29H62V28H61ZM73 29H74V28H73ZM84 29H86V27L83 28V30H84ZM93 29H94V25H93ZM103 29H104V28H103ZM103 29H102V31L104 32L105 29H104V30H103ZM111 29H112V28H111ZM114 29H115V28L112 29V32H113ZM126 29H127V28H126ZM140 29H141V28H140ZM140 29H139V31H136V32H141L142 30L140 31ZM156 29H157V28H156ZM177 29H178V28H177ZM180 29H182V27H181ZM184 29L187 30V29H190V28H189V26H188V28H183V32H184V34H185ZM203 29H204V28H203ZM223 29H224V30H223L224 33L229 34L228 32H225V31H226L225 28H223ZM231 29H232V28H231ZM235 29H236V28H235ZM235 29L233 28V30H235ZM240 29H242L241 26H240ZM244 29H245V28H244ZM250 29H251L250 32H252V28H250ZM260 29H262V28H260ZM81 30H82V28H81ZM83 30H82V31H83ZM90 30H91V29H90ZM98 30H100V27H99V29H96V30H95V31H96L95 33L97 34V32H98V33H100V35H101V32L98 31ZM133 30H134V29H133ZM133 30H130V31H133ZM149 30H147L146 32H148ZM169 30H170V29H169ZM198 30H197V32L195 31V33L199 34L200 32H202V31L198 32ZM217 30H218V29H217ZM217 30H215V32H214L213 34L216 35V33L220 32V30H219V31H217ZM233 30H232V31H233ZM237 30H238V28L236 29V34H235V31H234L232 34H229V35H230V38H231L232 35H234V34L237 35V33H238ZM245 30H247V29H245ZM17 31H16V32H17ZM37 31H38V30H37ZM37 31H36V32H37ZM40 31H39V32H40ZM45 31H46V29H45ZM49 31H50V30H49ZM52 31H53V30H52ZM52 31H51V33H52ZM61 31H64V30H61ZM68 31H69V30H68ZM78 31H79V30L77 29L76 32H78ZM93 31H94V30H93ZM105 31H106V30H105ZM116 31H117V30H116ZM120 31H121V32L118 33V34H121V33H124V32H125V31L122 32V30H120ZM127 31H129V29H128ZM127 31H126V32H127ZM156 31H157V30H156ZM158 31H159V30H158ZM163 31H165V30H162V35H163V33L167 32V31H165V32H163ZM171 31H170V33H171ZM178 31H179V29H178ZM187 31H188V30H187ZM189 31H190V30H189ZM216 31H217V32H216ZM227 31H229V30H227ZM242 31H243V30H242ZM242 31L240 30L241 33H240V34L238 33L239 36L242 35ZM248 31H249V30H248ZM258 31H259V30H258ZM20 32H21V31H20ZM30 32H33V33H32V35H33L35 31H30ZM30 32H29V30H28V33H30ZM71 32H73L72 29H71ZM103 32H102V33H103ZM107 32H108V31H107ZM110 32H111V30L109 31V33H110ZM126 32H125V33H126ZM144 32H145V31H144ZM146 32H145V35H147ZM160 32H161V31H160ZM179 32L181 33V31H179ZM179 32H178V34H179V36H180V33H179ZM223 32H222V34H223ZM246 32H247V31H245V33H246ZM250 32H249V33H250ZM13 33H14V32H13ZM13 33H12V34H13ZM22 33H23V32H22ZM28 33H27V34H28ZM41 33H42V32H41ZM67 33H68V32H67ZM80 33H82V32H80ZM80 33H78V34H80ZM86 33H88V32L86 31ZM90 33L92 34V32H89V35H90ZM125 33H124V34H125ZM128 33H129V32H127V34H128ZM134 33H135V32H134ZM148 33H149V32H148ZM151 33H152V32H151ZM151 33H149V34H151ZM157 33H159V32H157ZM167 33H168V32H167ZM186 33H187V32H186ZM195 33H194V34H195ZM252 33H253V32H252ZM257 33L260 34L259 32H257ZM257 33H255V34H257ZM8 34H9V33H8ZM8 34H7V36H8ZM10 34H11V33H10ZM12 34H11L10 36H12ZM17 34H18V33H16L15 36H16ZM27 34H26V35H27ZM30 34H31V33H30ZM30 34H28V38H29V36H31ZM63 34H65V33H63ZM71 34H72V33H71ZM74 34L77 35L75 32H74ZM82 34H83V33H82ZM82 34H80V36H81ZM113 34H114V32H113ZM115 34H117V33L115 32ZM118 34H117V35H118ZM129 34H130V35H131V34L133 35V33H131V32H130ZM135 34H136V36L138 35L139 38H140V35H141L142 33H141L140 35L137 34V33H135ZM178 34L175 33V36L177 35V37H178ZM192 34H193V31H192ZM200 34H201V33H200ZM200 34H199V35H200ZM204 34H205V33H204ZM213 34H212V35H213ZM218 34H219V33H218ZM218 34H217V37H219V38L221 37V39H220L219 41L222 42L223 39H225V38H223L224 36H220V35H218ZM227 34H226V36L228 37ZM243 34H244V33H243ZM255 34H254V36H255ZM262 34H264V33H262ZM41 35H43V34H41ZM44 35H45V34H44ZM49 35H50V34H49ZM53 35H54V34H53ZM53 35H52V37H53ZM58 35H60V34H58ZM97 35H98V34H97ZM121 35H122V34H121ZM130 35H129V36H130ZM143 35H144V34H143ZM152 35H153V36H154V35L157 36L156 33L154 34V31H153ZM160 35H161V34H160ZM162 35H161V36H162ZM165 35H166V34H165ZM165 35H164V36H165ZM168 35H169V34H168ZM168 35H167V36H168ZM171 35H172V34H171ZM182 35H183V34H182ZM185 35H186V34H185ZM185 35H183V36L185 37ZM189 35H191L190 32H189ZM212 35H211V36H212ZM215 35H214V36H215ZM235 35H234V37H236ZM238 35H237L236 38H238ZM248 35H249V34H248ZM251 35H252V34H251ZM2 36H3V35H2ZM19 36H20V35H19ZM23 36H24V34H23ZM23 36H22V37H23ZM46 36H47V35H46ZM60 36H61V35H60ZM65 36H66V35H65ZM65 36H64V37H65ZM83 36H84V35H83ZM83 36H82V37H83ZM110 36H111V35H110ZM112 36H113V35H112ZM118 36H119V35H118ZM118 36H117V38H119V39L121 40V36H119V37H118ZM124 36H125V35H124ZM127 36H128V35H127ZM134 36H135V35H134ZM147 36H148L149 39H150V36H149V35H147ZM153 36H152V37H153ZM156 36H154L153 39H156V40H157L158 37H156ZM167 36L164 37V39L167 38ZM172 36H173V38L175 37L174 34H173ZM172 36H171V37H172ZM205 36H206V35H205ZM205 36H202V38L205 37ZM211 36L208 35L209 39L206 38V37H205V38H206L207 40H209V42H210V38H211ZM214 36L212 37V39L214 38V39L216 40V38H215ZM244 36H245V35H243V37H244ZM246 36H247V35H246ZM261 36H262V35H261ZM36 37L40 40L42 36H41V37H38V36L36 35ZM43 37H44V36H43ZM48 37H49V36H48ZM66 37H67V36H66ZM68 37H70V36L68 35ZM86 37H88V36H86ZM115 37H116V36H115ZM115 37L113 36L112 38H115ZM131 37H132V36H131ZM148 37H147V39H148ZM152 37H151V38H152ZM155 37H156V38H155ZM171 37H169V38H171ZM200 37H201V36H200ZM243 37H242V39H244ZM6 38H7V37H6ZM14 38L18 41L17 38H19V37H18V35H17V38H16V37H14ZM30 38H31V37H30ZM44 38H47V37H44ZM44 38H43V39H44ZM50 38H51V37H50ZM56 38H57V37H56ZM70 38H71V37H70ZM70 38H69V39H70ZM80 38H81V37H80ZM83 38H84V37H83ZM83 38H82V39H83ZM103 38H104V37H103ZM107 38H108V37H107ZM107 38H106V39H107ZM112 38H111V39H112ZM117 38H115V39L117 40ZM122 38H123V36H122ZM125 38H126V37H124V39H122V40H126ZM127 38H128V37H127ZM135 38H137V37H135ZM142 38H143V37H142ZM169 38H168V39H169ZM202 38H200V39H202ZM245 38H246V37H245ZM249 38H250V37H249ZM249 38H248V39H249ZM254 38H256V40H257V36H255ZM262 38H263V40H264V37H260V35H259L258 41H259L260 39L262 40ZM12 39H13V37H11V40H12ZM15 39H13V40H15ZM33 39H34V38H32V39H28V41L30 40V42H31V40H33ZM57 39H59V38H57ZM64 39H65V38H64ZM69 39H67V42L69 41ZM85 39H86V38H85ZM111 39L109 40L110 43H112L113 41H114L113 44L119 42V43H120L119 45H118V44H114V46H115V45H118V46H120V47H121L122 45H125V44L127 45V44L130 42V41L128 42V39H127L126 42H125L124 44H121V41H120L119 39H118V42H117V41L115 42V39H114L113 41H112ZM130 39H131V38H130ZM144 39H145V38H144ZM149 39H148V40H149ZM158 39H159V38H158ZM161 39H163V36H162ZM164 39H163V40H164ZM186 39H188V33H187V38H186ZM214 39H213V40H214ZM239 39H241V38H239ZM239 39H238V40H239ZM242 39H241V40H242ZM250 39L253 40L252 36H251ZM5 40L8 41V39H5ZM13 40H12V42H13ZM16 40H15V41H16ZM22 40H23V39H22ZM22 40H21V41H22ZM44 40H45V39H44ZM44 40H43V41H44ZM50 40H51V39H50ZM72 40H73V42H74V40H76V36H75L74 39H73V35H72ZM86 40H87V39H86ZM104 40H105V39H104ZM104 40H103V44H105V43H104V42H105ZM139 40H140V39H139ZM142 40H143V39H142ZM179 40H181V41L183 42V38L181 39V38H179V37H178V40H177L178 42H177L176 40H174V41H176L175 43H177V46H178L179 44H181V43L179 42ZM215 40H214V41H215ZM228 40H229V39H228ZM263 40H262V41H263ZM7 41H5L4 43H6ZM15 41H14L13 43H17V42H15ZM21 41L19 40V42H21ZM45 41H47V40H45ZM45 41H44V43H45ZM70 41H71V40H70ZM82 41H85V40H82ZM88 41H89V40H88ZM136 41H137V39H136ZM145 41H146V40H144V42H145ZM184 41L186 42L187 40L184 39ZM195 41H196V39H195ZM199 41H200V40H199ZM199 41L196 43V45L199 44ZM201 41H205V40H201ZM201 41H200V42H201ZM211 41H212V40H211ZM216 41H217V40H216ZM225 41H227V39H226ZM239 41H240V40H239ZM247 41H248V40L246 39L245 44L249 46L250 44H247V43H248ZM254 41H255V40H254ZM262 41H260L261 44L264 43V41H263V42H262ZM9 42H10V38H9ZM24 42H26V41H24ZM34 42H37V40H35ZM41 42H42V41H41ZM62 42H64V40L61 41V44H62ZM67 42H66V44H67ZM71 42H72V41H71ZM78 42H79V39H78ZM85 42H86V44H87V41H85ZM122 42H123V41H122ZM131 42H132V41H131ZM137 42H139V41H137ZM137 42L135 43V40H134V43H135V44H137ZM150 42H151V43H154V41H153V40L151 41V39H150V41H149L148 43L151 44ZM161 42H162V41H161ZM161 42H160V44H162V45H160V47H161V46L165 47L166 43H164V42L161 43ZM167 42L170 43V41H167ZM187 42H189V41H187ZM209 42H208V43H209ZM223 42H224V41H223ZM228 42H229V41H228ZM230 42H231V41H230ZM233 42H234V40H233ZM242 42H243V40H242ZM246 42H247V43H246ZM250 42H251V41H250ZM250 42H249V43H250ZM252 42H253V41H252ZM252 42H251V43H252ZM256 42H257V41H255V43H254L255 45H256ZM10 43H11V42H10ZM13 43H11V44L14 46ZM32 43H33V41H32ZM47 43H48V42H47ZM47 43H46V44H47ZM51 43H52V41H51ZM64 43H65V42H64ZM68 43L70 44V42H68ZM74 43H75V42H74ZM80 43H81V39H80ZM88 43H89V42H88ZM155 43H156V42H155ZM163 43H164V45H163ZM178 43H179V44H178ZM189 43H190V42H189ZM192 43H193V42H192ZM208 43H207V44H208ZM225 43H226V42H225ZM235 43H237L238 46H239V44H241L240 42H239V43L236 42V40H235ZM258 43H259V42H258ZM37 44H40V42H38ZM37 44H36V45H37ZM49 44H50V41H49ZM49 44H47V45H49ZM71 44L73 45V43H71ZM75 44H78V43L76 42ZM75 44H74V45H75ZM101 44H102V43H101ZM107 44H109V43L107 42ZM113 44H110V45L113 47ZM132 44H133V43H132ZM139 44H140V43H139ZM149 44H146V42H145V45H149ZM158 44H159V42H158ZM187 44H188V43H187ZM187 44H186V45H187ZM194 44H195V42H194ZM204 44H206V41H205ZM207 44H206V45H207ZM210 44L212 45V42H210ZM213 44H214V43H213ZM227 44H228V43H227ZM243 44H244V43H243ZM243 44H241V45H243ZM254 44H251V46L253 45V47H254ZM261 44H259V46L261 47V50H264V49L262 48V45H261ZM22 45L25 46L24 44H22ZM32 45H33V44H32ZM32 45H31V46H32ZM51 45H52V44H51ZM51 45H50V46H51ZM55 45H56V44H54V46H53V47H54V48H53L54 51H56V49H55L56 46H55ZM74 45H73V46H74ZM80 45H81V44H80ZM83 45H84V43H83ZM87 45H88V44H87ZM87 45H86V46H87ZM105 45H106V44H105ZM110 45H108V46H110ZM126 45H125L124 48H126ZM130 45H131V44H130ZM143 45H144V44H143ZM143 45H142V46H143ZM154 45H155V44H154ZM168 45H170V47H171V45H173V44H172V42H171V43L168 44ZM174 45H175V44H174ZM181 45L183 46V43H182ZM184 45H185V43H184ZM189 45H190V44H189ZM206 45H205V46H206ZM229 45H230L229 47L233 46V44H231V43H230ZM234 45H236V44H234ZM246 45H245V47H246ZM5 46H6V44H5ZM5 46H3V48H5ZM42 46H44L43 43H41L40 45H38V50H39L40 52L42 51V49L45 48V47L43 48ZM65 46H66V45H65ZM65 46H64V47H65ZM86 46H85V47H86ZM89 46H90V45H89ZM94 46H95V45H94ZM94 46H92V49H93ZM111 46H110V47H111ZM134 46H135V45H134ZM134 46H131V47L133 48ZM138 46H139V45H138ZM199 46L201 47V45H199ZM199 46H197V47H199ZM202 46H203V45H202ZM207 46H208V45H207ZM216 46H217V45H216ZM220 46H221V45H220ZM238 46H237V47H238ZM248 46H247V47H248ZM256 46H257V45H256ZM256 46L254 47V49L256 50V48H257V50H258L259 46H258V47H256ZM10 47H11V46H10ZM16 47H17V46H16ZM20 47H21V46H20ZM29 47H30V46H29ZM32 47H33V46H32ZM34 47H35V45H34ZM40 47H42V49H41ZM48 47H49V46H48ZM48 47L46 46L47 49H48ZM60 47H61V46H60ZM60 47H59V48H60ZM112 47H111V48H112ZM116 47H117V46H115V48H116ZM120 47H119V48H120ZM127 47H130L129 44H128ZM136 47H137V45H136ZM150 47H154V46L151 45ZM150 47H149V48H150ZM163 47L161 48V50L163 49ZM167 47H168V46H167ZM167 47H166V48H167ZM172 47H173V46H172ZM172 47H171V48H172ZM174 47H176V46H174ZM174 47H173V48H174ZM186 47H187V49H188L189 47H192V46H191V45H190V46L187 45ZM193 47H194V45H193ZM208 47H209V46H208ZM208 47H207V48H208ZM213 47H214V46H213ZM221 47H222V46H221ZM245 47H244V48H245ZM247 47H246V48H247ZM3 48H2V49H3ZM6 48H7V46H6ZM6 48H5V50H6ZM22 48H23V47H22ZM22 48H20V49H22ZM57 48H58V47H57ZM75 48H76V47H75ZM86 48H87V47H86ZM90 48H91V47H90ZM96 48H97V47H96ZM104 48H105V46H104ZM111 48H110V49H111ZM113 48H114V47H113ZM115 48H114V49H115ZM122 48H123V46H122ZM122 48H121V49H122ZM124 48H123V51L125 50ZM132 48H131V49H132ZM141 48H142V47H141ZM156 48H159V46L156 47ZM156 48H155V49H156ZM178 48H179V46H178ZM178 48L176 47V48H174V49H178ZM181 48H182V47H181ZM184 48H185V47H184ZM184 48H183V49H184ZM195 48H196V47H195ZM203 48H204V47H203ZM203 48H202V49H203ZM231 48H232V47H231ZM235 48H236V47H235ZM238 48H239V47H238ZM246 48H245V50H246ZM251 48H252V47H251ZM251 48L249 47V48L247 49L248 52L242 54V57H243V55H245V56L243 57V59H244L246 56H248L247 54L250 53V52H249V49H251ZM23 49H24V48H23ZM28 49H29V48H28ZM31 49H32V48L30 47V49H29L30 51H28V53H29V52H32ZM47 49H45V51H46ZM49 49H51V48H49ZM73 49H74V48H73ZM83 49H85V48H83ZM88 49H89V48H88ZM100 49H103V48H100ZM107 49H109V48H107ZM110 49H109V50H110ZM114 49H111V50H110L111 52H112V50H113V53L115 52L114 55H113L112 57H116L117 54L119 55L120 50H121V49L119 50V49L116 48L117 51H119V52H117L116 49H115V51H114ZM126 49H127V48H126ZM137 49H138V47H137ZM137 49H134V50H137ZM143 49H144V48H143ZM143 49H142V51H143ZM145 49H147V48H145ZM145 49H144V51H146ZM159 49H160V48H159ZM164 49H165V48H164ZM174 49H171L172 52H173V51L176 52V50H174ZM179 49H180V48H179ZM179 49H178V50H179ZM190 49H191V48H190ZM190 49H189V50H190ZM192 49H194V48H192ZM200 49H201V48H199V50H200ZM214 49H215V48H214ZM214 49H213V50H214ZM221 49H222V48H221ZM225 49H228V48H227V47L225 46V44H224V50H225ZM232 49H234V48H232ZM259 49H260V48H259ZM0 50H1V49H0ZM7 50H8V49H7ZM7 50H6V51H7ZM13 50H14V49H13ZM89 50H91V49H89ZM97 50H99V48H98ZM129 50H130V49H129ZM171 50H169V47H168V51L170 52ZM180 50H182V49H180ZM199 50H198V52H199ZM236 50H237V48H236ZM236 50H234V51H236ZM240 50H241V48H240ZM243 50H244V49H243ZM261 50H260V51H261ZM3 51H4V49H3ZM3 51L1 50V52H3ZM6 51H5V52H6ZM14 51H15V50H14ZM14 51H13V53H14ZM20 51H21V50H20ZM23 51H24V50H23ZM25 51H27V50L25 49ZM35 51L37 52V49H36ZM35 51H34V49H33V53H31V57H33L32 54H34V56H35V54H36ZM43 51H44V50H43ZM45 51H44V52H45ZM49 51H50V50H49ZM57 51H58V50H57ZM78 51L81 52L82 50H78ZM91 51H92V50H91ZM99 51L101 52V50H99ZM110 51H109V52H110ZM121 51H122V50H121ZM123 51H122V53H120V54H121V57H120V59L117 60V61H121V58L124 57V56H122ZM125 51H126V50H125ZM139 51H140V50H139ZM151 51H152V49H151ZM182 51H183V50H182ZM185 51H186V50H185ZM190 51H191V50H190ZM190 51H188V54H190V53H189ZM193 51H194V50H193ZM204 51H206V52L204 53ZM207 51H208V49H205V50H203V52L201 51L200 54H199L198 52L195 51V53L198 54V56H197L196 54H195V56L198 57V58H196L194 55H192V59H191V58H188V57H190V56H188L187 58H188L189 60H187V62L189 61V63H190L191 60L193 61V56L195 57V58H194L195 60L199 59V57H200V59H201V58L203 57L204 54H207ZM220 51H222V50H220ZM232 51H233V50H232ZM252 51H253V50H251V53H252ZM34 52H35V53H34ZM44 52H43L42 54H44ZM80 52H79V53H80ZM86 52H87V51H86ZM96 52H97V51H96ZM96 52H94V54H95ZM100 52H99V53H100ZM105 52H106V51H105ZM109 52H107V53H109ZM116 52H117V54H116ZM130 52H132V55H131L130 57H132V56L136 57V54L133 55V53H134V52H133V49H132ZM130 52H127V51H126V52H125V56L129 55ZM135 52H138V51H135ZM149 52H150V50H149ZM165 52H166V50H165ZM165 52H164V53H165ZM169 52H168V53H169ZM180 52H181V51H180ZM191 52H192V51H191ZM225 52H227V51L225 50L224 53H225ZM229 52H231V51H230V48H229ZM241 52L243 53L244 51H241ZM21 53L24 54V52H21ZM21 53H20V55H21ZM37 53H39V52H37ZM48 53H49V52H47V54H48ZM50 53L52 54L53 52H50ZM83 53H85V52L83 51ZM88 53H89V52H88ZM92 53H93V52H92ZM113 53H112V54H113ZM126 53H127V54H126ZM128 53H129V54H128ZM142 53H144V52H142ZM154 53H155V52H154ZM157 53H158V51H157ZM157 53H155V54H157ZM159 53H160V52H159ZM161 53H163V50L161 51ZM161 53H160V54H161ZM164 53L161 54V59H165V58L163 57ZM173 53H174V52H173ZM203 53H204V54H203ZM211 53H212V52H211ZM213 53H214V51H213ZM231 53H233V52H231ZM254 53H255V52H254ZM262 53H264V51H263ZM4 54H5V53H4ZM16 54H17V53H16ZM25 54H26V52H25ZM39 54H40V53H39ZM39 54H36V55H39ZM45 54H46V53H45ZM45 54H44V55H45ZM86 54H87V53H86ZM89 54H90V53H89ZM96 54H97V53H96ZM147 54H148V53H147ZM151 54H153V53H151ZM155 54H154V55H155ZM160 54H159V55H160ZM171 54H172V53H171ZM171 54H170V55H171ZM208 54H209V52H208ZM215 54H216V50H215ZM219 54H223V53L220 52ZM227 54H229V53L227 52ZM227 54H226V55H227ZM239 54H240V53H239ZM260 54H261V53L259 52V55H260ZM40 55H41V54H40ZM58 55H59V54H58ZM60 55H61V54H60ZM74 55H76V53H75ZM79 55H82V54H79ZM107 55H108V54H107ZM110 55H111V54H110ZM118 55H117V57H118ZM139 55L141 56V54H139ZM142 55H143V54H142ZM149 55H150V53H149ZM149 55H148V56H149ZM154 55H153V57H154ZM183 55H185L184 52H183L182 56H183ZM186 55H187V53H186ZM199 55H202V56H199ZM210 55H211V54H210ZM213 55H214V54H212L211 57H212ZM226 55H225V56L222 55V56H223V57H226ZM236 55H237V54H236ZM236 55H234V56L237 57ZM240 55H241V54H240ZM262 55H263V54H262ZM14 56H15V54H14ZM27 56H30V55L27 54ZM42 56H43V55H42ZM42 56H41V58H42V60H44V59H43L44 56H43V57H42ZM48 56H49V55H48ZM50 56H51V55H50ZM55 56H56V55H55ZM63 56H64V55H63ZM77 56H78V53H77ZM77 56H76V57H77ZM83 56H86V55H83ZM108 56H109V55H108ZM119 56H120V55H119ZM222 56H221V57H222ZM9 57H11V56H9ZM12 57H13V56H12ZM16 57H17V56H16ZM16 57H14V58H15L16 61H18L17 59H19V58L16 59ZM18 57H20V56H18ZM22 57H23V56H22ZM22 57L20 58L21 60H23ZM31 57H29L28 60L33 59V61L25 60V63H26V61H27V62H30V63H33V62L36 61V60L34 61V58H35V57H34V58H31ZM68 57L70 58V55H69ZM71 57H73V56H71ZM81 57H82V56H80V58H81ZM86 57H87V56H86ZM128 57H129V56H127V61H130L131 59H129ZM144 57H145V56H144ZM165 57L167 58V59H165V61L168 60L167 63H166V64L168 65V69H170L169 66L172 67V66L174 65V63H171V60H170V64H171V65H170V64H169V58H170V57L166 56V54H165ZM172 57H173V56H172ZM174 57H175V56H174ZM174 57H173V58H174ZM180 57H181V56H180ZM184 57H185V56H184ZM184 57H181V58H184ZM205 57H206V56H205ZM211 57H210V58H211ZM213 57H215V56H213ZM217 57H219V56L217 55ZM221 57H219V59H220ZM235 57H234V58H235ZM30 58H31V59H30ZM46 58H47V56H46ZM46 58H45V59H46ZM66 58H67V57H66ZM66 58H65V59H66ZM74 58H75V56H74ZM78 58H79V57H78ZM78 58H77V59H78ZM118 58H119V57H118ZM136 58H137V57H136ZM138 58H139L138 61H140V60L142 59V58H140V57H138ZM148 58H149V57H148ZM157 58H158V57H157ZM207 58H208V57H207ZM234 58H233V61H234ZM247 58H248V57H246V59H247ZM254 58H255V57H254ZM259 58H262V60H264V57L260 55V56H258V62H259ZM20 59H19V61H20ZM26 59H27V57H26ZM59 59H60V58H59ZM59 59L57 58L56 60L58 61ZM63 59H64V58H63ZM82 59H83V57H82ZM82 59H81V60H82ZM110 59H111V58H110ZM116 59H117V58H116ZM128 59H129V60H128ZM143 59H144V58H143ZM146 59H147V58H146ZM149 59H152V58H149ZM159 59H160V58H159ZM161 59H160V60H161ZM175 59H178V57L175 58ZM184 59H186V58H184ZM190 59H191V60H190ZM204 59H205V58H204ZM215 59H216V57H215ZM215 59H213V60L215 61ZM217 59H218V58H217ZM221 59H224V60H222V61L224 62V61H226L227 58H221ZM235 59H236V58H235ZM240 59H241V57H240ZM243 59H241V60H243ZM246 59L244 60V62H243V61H240V62H243V64H244V63L246 62ZM9 60H10V59H9ZM15 60H13V63H15V62H14ZM60 60H61V59H60ZM68 60H69V59H68ZM68 60H67V61H68ZM70 60H71V59H70ZM70 60H69V62H70ZM101 60H102V59H101ZM111 60H112V59H111ZM123 60H126L125 57H124ZM132 60L134 61V58H133V57H132ZM132 60H131V61H132ZM135 60H136V59H135ZM144 60H145V59H144ZM144 60H143V61H144ZM147 60H148V59H147ZM156 60H157L156 62H158V59H156ZM213 60H212V61H213ZM236 60H237V59H236ZM236 60H235V61H236ZM238 60H239V58H238ZM262 60H261V61H262ZM11 61H12V60H10V61H8V62L10 63ZM38 61H39V60H38ZM44 61H45V60H44ZM61 61H63V60H61ZM75 61H76V60H75ZM77 61L79 62V60H77ZM77 61H76V63L72 61L74 64H76L75 67H77V65H78ZM112 61L115 62V63H114L115 65H114V64H112V65L116 66L115 69H116V71H117V67H118V66L116 65V60L113 59ZM163 61H164V60H163ZM165 61L163 62V64L165 63ZM172 61H173V59H172ZM181 61H183V60L181 59ZM208 61H209V59H208ZM214 61H213L214 68H213V66H212V70L215 71V68H216L217 66L219 67L220 65H217V66H216V64H218V63H216V61L218 62L219 60H216L215 62H214ZM222 61H220L219 64H221ZM39 62H40V64L42 63L41 60H40ZM45 62H46V61H45ZM72 62H71V63H72ZM83 62H84V61H83ZM110 62H111V61H110ZM124 62L126 63V61H124ZM124 62H123V63H124ZM135 62H137V60H136ZM145 62H146V61H145ZM152 62H153V61H152ZM152 62H150V63H152ZM174 62H175V60H174ZM185 62H186V61H185ZM185 62L183 61V63H185ZM194 62H196V61H194ZM201 62H203V60H202V61L199 60V61H197V64H195V65L197 66V68H199V66L202 64ZM223 62H222V64H224ZM9 63H8L6 66H8V67L11 66V63H12V62L10 63V65H9ZM13 63H12V64H13ZM36 63H38V62H36ZM55 63H56V62H55ZM58 63L60 64L59 61H58ZM62 63H63V66H64L65 63H64V62H62ZM62 63H61V64H62ZM80 63H81V62H80ZM123 63H122V65H123ZM146 63H147V62H146ZM150 63H148V64L150 65ZM153 63H155V62H153ZM153 63L151 64L152 66H154L155 64L159 65L158 63H160V62L155 63L154 65H153ZM176 63H178L177 66H179V67H176L175 72L177 71L178 68L180 69L181 66H182V64H181L182 62L180 63V62L177 61ZM176 63H175V65H176ZM189 63H187V64H189ZM206 63H207V62H206ZM214 63H216V64H214ZM5 64H6V63H5ZM20 64H21V63H20ZM20 64L17 62V65H18L19 68H20L21 65H25V64H23V63H22L21 65H20ZM27 64H28V63H27ZM27 64H26V67H27L28 65H30V64H28V65H27ZM34 64H35V63H33V65H34ZM40 64H39V65H40ZM43 64H44V63H43ZM61 64H60V66H62ZM66 64H67V63H66ZM74 64H73V65H74ZM82 64H84V63H82ZM82 64H80V65H82ZM101 64H102V62H101ZM107 64H108V63H107ZM119 64H120V63H118V65H119ZM127 64H128V63H127ZM129 64H131V63H129ZM129 64H128V66H129ZM138 64H139V63H138ZM138 64L135 63V64H132V65H133V67H134L135 65L137 66ZM148 64H147V65L145 64L146 67L148 66ZM160 64H162V62H161ZM163 64H162V65H163ZM166 64H165V66H166ZM179 64H180V65H179ZM191 64H192V63H191ZM193 64H194V63H193ZM203 64H204V63H203ZM211 64H212V63H211ZM211 64H210V65H211ZM222 64H221V67H222ZM238 64H241V63H238ZM238 64H236V66H239ZM245 64H246V63H245ZM245 64H244V65H245ZM249 64H250V63H249ZM260 64H261V63H260ZM260 64H259V65H260ZM262 64H264V61L262 62ZM17 65H16V63H15V65L13 64L12 67H13V66H17ZM19 65H20V66H19ZM33 65H32V67H31L32 69H34V68H33V67H34ZM35 65H36V64H35ZM55 65H57V64H55ZM69 65H70V64H69ZM98 65H99V64H98ZM104 65H106V64H104ZM110 65H111V64H110ZM132 65H130V66H132ZM139 65H141V64H139ZM157 65H155V66H157ZM162 65H159V66L164 67V70H165L167 67L165 68V66H164V65L162 66ZM184 65H185V66H188V65H186V64H184ZM184 65H183V67H184ZM206 65H207V64H205V66H206ZM208 65H209V64H208ZM210 65H209V70L211 69ZM234 65H235V64H234ZM241 65H242V64H241ZM1 66H2V65H1ZM3 66H4V67H2V68H4L3 70H5V67H6V66H5V65H3ZM37 66H38V65H37ZM57 66L59 67L58 71L61 70V69H60L61 67H60L59 65H57ZM57 66H56V67H57ZM101 66H102V65H101ZM120 66H121V64H120ZM120 66H119V67H120ZM123 66H124V68H125V66L127 67V65H123ZM123 66L120 67V68L123 69ZM141 66H144V64L141 65ZM159 66H157V67L159 68ZM189 66H190V65H189ZM205 66H204V67H205ZM223 66H224V65H223ZM236 66H235V68H236ZM242 66H243V65H242ZM242 66H240L241 69H238V67H237L236 69H238V71H240V70H242ZM247 66H248V65H247ZM257 66H258L257 63L254 64L253 67H254L255 69H254V68H253V69H254V70H257V68H258V69H261V68H262V69H261V73L263 74L262 70L264 71V66L261 65V66H262L261 68H260V66H259V67H257ZM18 67H17V69H16V71H15L14 73H16L17 70H20ZM26 67L23 66V68H26ZM39 67H40V66H39ZM39 67H38V69H39ZM41 67H42V68H41L42 70L39 69L40 72H41V71H42V73H44L45 71H47V73L49 72L48 69L46 68V66L44 67V65H43V66H41ZM43 67L46 68L44 71H43V69H44ZM47 67H48V66H47ZM51 67H52V66H51ZM54 67H55V66H54ZM58 67H57V68H58ZM66 67H67V66H66ZM66 67L64 66V68H62V70H63L62 72H65L64 70L66 69ZM68 67H69V66H68ZM68 67H67V68H68ZM70 67H71V65H70ZM73 67H74V66H72V68H73ZM75 67H74V68H75ZM79 67H80V66H79ZM79 67H78L77 69H79ZM81 67H83V66H81ZM103 67H104V66H103ZM103 67H102V68H103ZM107 67H109V66H107ZM133 67H132V69H133ZM138 67H139V66H138ZM138 67H137V68H138ZM149 67H151V66H149ZM161 67H160V69H161ZM193 67H194V66L191 65L190 70H191ZM200 67L202 68V66H200ZM240 67H239V68H240ZM243 67H244V66H243ZM245 67H246V65H245ZM29 68H30V67H28V71H29V72L32 71V70L29 69ZM48 68H49V67H48ZM83 68H84V67H83ZM104 68H106V66H105ZM104 68H103V69H104ZM112 68H113V70H114V67H112ZM127 68H128V67H127ZM127 68H126V69H127ZM129 68H130V67H129ZM141 68H142V67H141ZM147 68H148V67H147ZM147 68L144 67V69H146V70H147ZM153 68H154V71H155V70H156L155 67H153ZM173 68H174V66L172 67V73L174 72V71H173V70H174ZM184 68H185V67H184ZM194 68H196V67H194ZM197 68H196V69H197ZM224 68H225V67H224ZM250 68H252V67L249 65V69H250ZM6 69H7V68H6ZM21 69H22V68H21ZM54 69H56V68H52L50 71H52V70H54ZM118 69H119V68H118ZM138 69H139V68H138ZM138 69H136V70H138ZM144 69H143V70H144ZM160 69H158V70H160ZM181 69H182V68H181ZM218 69H220V71H222L221 68H218ZM245 69H247L246 71L249 70L248 68H244V70H245ZM1 70H2V69H1V67H0V73H1ZM7 70H8V71H6V73H7V72L9 73L10 67H9V69H7ZM11 70H12V71H11L12 73L9 74V77L11 76V74H13V69H11ZM24 70H25V69L22 70V73H24ZM26 70H27V69H26ZM26 70H25V72H26ZM35 70H36V69H35ZM75 70H76V68H75ZM80 70H82V69H80ZM89 70H91V69L89 68ZM110 70H111V69H109L108 71L110 72ZM119 70H120V69H119ZM134 70H135V68H134ZM134 70H131V71H134ZM136 70H135V71H136ZM146 70H145V71H146ZM149 70L153 71L152 68H148V70L146 71L147 73L145 72V74H148V73H149ZM161 70H162V69H161ZM199 70H200V69H199ZM202 70H203V69H202ZM205 70H206V68H205ZM205 70H203L204 73L207 72V71L205 72ZM212 70H211V71H212ZM234 70H235V69H234ZM28 71H27V73H28ZM54 71H57V70H54ZM72 71H74V69H72ZM76 71H77V70H76ZM76 71H75L74 73L71 72V75H72V77H75V78H77V79H78V77L80 78V76H81L83 73L85 74V72H82V71H81L82 74H81L80 76H79V74H80L81 72L78 74L77 77H76V76H73V75H76ZM83 71H84V70H83ZM87 71H88V70H87ZM105 71H106V70H105ZM114 71H115V70H114ZM124 71H125V70H124ZM154 71H153V72H150V74L152 73L153 76H154ZM169 71H170V72H169ZM178 71H179V70H178ZM195 71H196L195 73L200 72V71H197V70H195ZM211 71H210V72H211ZM216 71H217V69H216ZM220 71L218 70V71H217L218 73H216V72H212L210 78H213V79H214V78H217V77H219V76H222V74H221L222 72H220ZM235 71H236V70H235ZM242 71H243V70H242ZM251 71H252V69H251ZM251 71H250V72H251ZM18 72H19V71H18ZM36 72H37V71H36ZM40 72H37V73H40ZM78 72H79V70H78ZM103 72H104V71H103ZM112 72H113V71H112ZM120 72H121V71H120ZM120 72H119V73H120ZM128 72H129V69H128ZM136 72H137V71H136ZM139 72L142 73V72H144V71H142V70L140 71V69H139ZM160 72H161V74H162V73H163V70L160 71ZM164 72L166 73V71H164ZM168 72L170 73V76H171V69H170V70H167V73H166V74H168ZM180 72H181V71H179V73H180ZM210 72H208V73H210ZM236 72H237V71H236ZM243 72H244V71H243ZM250 72L248 71L249 76L251 75ZM255 72H257V71H255ZM2 73H3V71H2ZM6 73H5V74H6ZM20 73H21V71L19 72V74H20ZM27 73H25V74H27ZM37 73H35V72L33 73V71H32V73H28V74H31V75H33V74L35 75V74H36V75H38ZM52 73H53V71H52L50 74H49V73H48V74L45 73V74L47 75V79H48V80L45 79V76H46L45 74H39L38 77H39V76L42 77V78L39 77V80H40V81H39L38 79H36V81H35V77L37 78L36 75H35V77L29 75V76H31L32 78H34V80L32 79L33 81L38 82V83H36V84L33 85V84H31V82H29V81H30V80H29L28 82L30 83V88H32V89H31V90H30L29 88L26 89L27 92L29 91V93H27L25 89H22L23 92H24L23 95H26V94H30V93H31V97H30V98H31V101L34 102V100H36V99H35V98H36L35 96H37V95L39 94L38 97L42 98L43 101H41V99L39 98V100L41 101V103H40V101L37 99L38 101L36 102V105H38V102H39V104L43 105L44 102L46 101V98L43 99V95H45V94H42V92L47 93V92L49 91L50 93H49V92H48V93L50 94V97H53V100H54L56 97H58L59 95H58V96H57V95L55 96V93H54L53 96H52L51 92L53 91V87H55V88H54L55 90H56L57 88H56V86L51 87V84H50L48 81H50V82L53 81V82H54V81L56 80V83L54 82L53 84L58 85L57 81H58V78L61 77V71H59L60 74L57 73V72H56V73L54 72V74H52ZM72 73H73V74H72ZM113 73H114V74H113ZM113 73H112V74H113L112 78H110V79H112V80L114 79V75H115V72H113ZM116 73H117V72H116ZM119 73H118V74H119ZM125 73H127V72H125ZM132 73H133V72H132ZM137 73H138V72H137ZM165 73H163V74H165ZM201 73H202V72H201ZM219 73H220L221 75H220ZM223 73H224V71H223ZM241 73H242V72H241ZM241 73H240V74H241ZM245 73H246V72H245ZM248 73H247V74H248ZM251 73H252V72H251ZM257 73H258V72H257ZM3 74H4V73H3ZM17 74H18V73L14 74V75H17ZM25 74H21V78H20V79H19L20 76H18V78H16V76L13 75V77L16 78V81H18V79H19V81H20V80L22 79V76H23V75H24V77H25ZM63 74H64V73H63ZM65 74H66V73H65ZM103 74H104V73H103ZM105 74H106V73H105ZM110 74H111V73H110ZM112 74H111V75H112ZM122 74H123V73H122ZM129 74H130V73H129ZM152 74H151V76H152ZM155 74H156V73H155ZM166 74H165V76H167ZM175 74H178V72H176ZM191 74H192V73H191ZM197 74H200V73H197ZM217 74H219V76H218ZM253 74H254V73H253ZM41 75H42V76H41ZM127 75H128V74H127ZM135 75H136V74H135ZM135 75H134V76H135ZM156 75H159V72H158ZM168 75H169V74H168ZM173 75H174V74H173ZM193 75H194V74H193ZM193 75H191L192 78H193ZM207 75H208V74H207ZM224 75H227V74L224 73ZM229 75H230V77H231V74H229ZM256 75H258V76L261 77L260 72H259L258 74H256ZM256 75L254 74V77H255V78H256ZM0 76H1V74H0ZM3 76H4V79H5V76H6V75H2V77H3ZM27 76H28V75H26V77H27ZM29 76H28L27 80L30 78ZM116 76H117V74H116ZM116 76H115V79L118 77V76H117V77H116ZM119 76L122 77L121 75H119ZM129 76H130V75H129ZM129 76H128V77H129ZM131 76H133V75H131ZM131 76H130V77H131ZM136 76H137V75H136ZM136 76H135V77H136ZM138 76L140 77V75H138ZM149 76H150V75H149ZM151 76H150V77H151ZM153 76L151 77V79L154 78V77H156V76H154V77H153ZM161 76H162V75H161ZM170 76H168L167 79L170 78ZM196 76H197V75H196ZM196 76H195V77H196ZM199 76L201 77V75H199ZM203 76L205 77V74H204ZM208 76H209V75H208ZM208 76H207V78H208ZM245 76H246V75H245ZM245 76H244V78H241V80H242V79H245ZM2 77H0V78H2ZM9 77L7 78V80L9 79ZM13 77H12V78H13ZM26 77H25V78H26ZM67 77H68V76H67ZM109 77H110V76H109ZM128 77H127V78H128ZM139 77H138V78H139ZM157 77H158V76H157ZM163 77H164V76H162V79H164ZM174 77L177 79V75L174 76ZM174 77L172 76L173 79H174ZM197 77H198V76H197ZM222 77H223V76H222ZM224 77H225V76H224ZM254 77H253V78H254ZM260 77H259V79H260ZM62 78L65 79L66 77H63V76H62ZM62 78H60V79H62ZM68 78H69V77H68ZM118 78H119V77H118ZM118 78H117V79H118ZM138 78H137V79H138ZM158 78H160V79H159V81H160V80H161V77H158ZM198 78H199V77H198ZM205 78H206V77H205ZM207 78H206V79H207ZM226 78H229V76H227ZM249 78H250V77H249ZM249 78H247V80H248ZM253 78H251L252 81H254V79H255V78H254V79H253ZM262 78L264 79V76H262ZM10 79H11V77H10ZM30 79H31V78H30ZM44 79L47 80V82H46ZM49 79H50V80H49ZM66 79H67V78H66ZM72 79H73V78H72ZM72 79H71V80H72ZM77 79H76V80H77ZM103 79H105V78H103ZM103 79L101 80L102 83L104 82ZM106 79H107V80H106ZM106 79H105L106 81L109 80L108 78H106ZM121 79H122V78H120V81H121ZM154 79H155V78H154ZM156 79H157V78H156ZM156 79H155V80H156ZM176 79H175V80H176ZM194 79L197 80L196 78H194ZM199 79H200V78H199ZM201 79H202V77H201ZM203 79H204V78H203ZM217 79H218V78H217ZM223 79H224V78H223ZM256 79H258V78H256ZM259 79H258V80H259ZM263 79H260V80H263ZM23 80H24V81L21 80V81L23 82V85H24V83H25V84L28 83L27 81H25V79H23ZM37 80H38V81H37ZM43 80L46 82V84H45V82H43ZM51 80H52V81H51ZM62 80H63V79H62ZM62 80H59V83H60ZM71 80H69V81L72 82V83H75V82H76L75 80H74L75 82H74L73 80H72V81H71ZM112 80H111V81H112ZM131 80H132V79H131ZM131 80H129V81L131 82ZM155 80H153V81H155ZM168 80H169V79H168ZM175 80H172V81H175ZM181 80H182V79H181ZM207 80H208V79H207ZM209 80H210V79H209ZM224 80H225V79H224ZM228 80H229V79H228ZM228 80H227V81H228ZM4 81H5V80H4ZM9 81H10V80H8V83H7V82L4 83L5 85L8 84V86H7L8 89H7V88H5V89L10 90V87H11V88L14 87V89H15V87H18V86H19V85L17 84V83H19V82H16L17 85H16V86H13V85L15 84V83H14V79H13V80L11 79V83L13 82L14 84H13V83H12V84H11V83L9 84ZM21 81H20V82H21ZM67 81H68V80H65V83L67 84V86L65 87L66 89H67L68 85H69V88L73 85L72 83H68L69 81H68V82H67ZM106 81H105V83H107ZM111 81H110V82H111ZM113 81H114V80H113ZM113 81L111 82V84H112V83H117V82H115V81L113 82ZM117 81H118V80H117ZM122 81H123V80H122ZM127 81H128V80H127ZM134 81H135V79H134ZM137 81H139V80H137ZM140 81H141V80H140ZM149 81H150V80H149ZM156 81H158V80H156ZM163 81H164V80H163ZM179 81H180V79H179ZM201 81H202V80H201ZM219 81H220V80H219ZM222 81H223V80H222ZM222 81H220V82H222ZM255 81H256V80H255ZM26 82H27V83H26ZM62 82H64V80H63ZM62 82H61V83H62ZM123 82H124V81H123ZM132 82H133V80H132ZM135 82H136V81H135ZM135 82H134V83H135ZM150 82H151V81H150ZM150 82H149V83H150ZM161 82H162V80H161ZM165 82H167V81L165 80ZM199 82H200V81H199ZM216 82H218V81L216 80ZM224 82H225V81H224ZM239 82H240V81H239ZM241 82H242V81H241ZM250 82H251V81H249L248 84H249ZM33 83H34V82H33ZM47 83H49V86L47 85ZM61 83H60V84H61ZM105 83H103V84H105ZM108 83H109V82H108ZM119 83H121V82H119ZM119 83H117V84H119ZM134 83H132V84L135 86ZM142 83H143V82H142ZM142 83H141V84H142ZM144 83H145V82H144ZM144 83H143V84H144ZM153 83H154V82H153ZM158 83H159V82H158ZM162 83H163V82H162ZM167 83L170 85L169 82H167ZM167 83H166V84H167ZM172 83H173V82H172ZM172 83H171V84H172ZM179 83H180V82H178V84H179ZM190 83H191V82H190ZM206 83H207V82H206ZM206 83H205V84H206ZM208 83H210V82L208 81ZM208 83H207V84H208ZM211 83H212V84H215L214 82H211ZM211 83H210V84H211ZM237 83H238V82H237ZM243 83H244V82H243ZM251 83H252V82H251ZM255 83H256V82H255ZM257 83H258V82H257ZM1 84H2V83H1ZM1 84H0V85H1ZM53 84H52V85H53ZM62 84L64 85V83H62ZM111 84H106V85H111ZM126 84H128V83H126ZM136 84H137V86H138V85L141 86V85H140V82H139V83L136 82ZM145 84H146V83H145ZM164 84H165V83H164ZM166 84H165V85H166ZM168 84H167V86H168ZM207 84H206V85H207ZM217 84L219 85V84H221V83H217ZM244 84H247V81H246V80H245V83H244ZM244 84H243V85H244ZM252 84H253V83H252ZM258 84H259V85H258ZM258 84H257L258 86H256V87H253V86H252V88L249 90V92L247 91V92H248V94H247V95H248V96H247L248 98H247L246 100H247V102H249V104H247L246 101H245L246 105H251V102H254V104H256V103H260V102H261V99H263L262 96H263V94H264V81H262L261 83H258ZM20 85H22V84H20ZM23 85H22V87L25 88L26 85H25V86H23ZM28 85H29V84H27V86H28ZM31 85H32V86H31ZM63 85H62V87H63ZM74 85H75V84H74ZM76 85H77V84H76ZM124 85H125V82H124ZM124 85H123V86H124ZM129 85H131V83H130ZM154 85H159V84H156V83H155ZM162 85H163V84H162ZM162 85L160 84V86L163 87V90L166 91V89H167V92H166L167 94H169V92L171 93L172 91H174L173 89H172V91H171V89H169V91H168V87L166 88V86H162ZM172 85H173V84H172ZM172 85H171V86H172ZM203 85H204V84H203ZM206 85H204V89H207V88H209L208 90L213 89V88H212L213 86H211V85H210V86H211V89H210V86H209V85H207V86H209V87L205 88ZM215 85H216V84H215ZM249 85H251V84H249ZM255 85H256V84H255ZM44 86H48V87H50V88H49L50 90H49V89L46 90L48 87L45 89ZM64 86H65V85H64ZM145 86H146V85H145ZM145 86H144V87H145ZM171 86H169V87H171ZM201 86H202V85H201ZM201 86H200V89H201ZM222 86H223V83H222ZM233 86H234V84H233ZM237 86H239V84H238V85L236 84L235 87H237ZM2 87H3V84L1 85L0 88H2ZM5 87H6V86H5ZM57 87H59V85H58ZM117 87H118V85L116 86V88H117ZM125 87H126V86H125ZM125 87H124V88H125ZM129 87H132V86H129ZM142 87H143V86H142ZM144 87H143V88H144ZM172 87H177V86L174 85V86H172ZM224 87H225V86H224ZM242 87H243V86H242ZM247 87H248V85H247ZM18 88L21 89L20 86H19ZM18 88H16V89H18ZM65 88H63V89H65ZM120 88H122V87L120 86ZM132 88H133V87H132ZM132 88H131V89H132ZM164 88H165V89H164ZM177 88H178V87H177ZM180 88H182V87L180 86ZM215 88H216V87H214V89H215ZM218 88H219V89H222V87L220 88V86H219ZM218 88H217V89H218ZM16 89H15V91H16ZM28 89H29V90H28ZM58 89H59V93H60V91H61L62 88L60 87V88H58ZM117 89H119V87H118ZM125 89H126V88H125ZM129 89H130V88H129ZM174 89H176V88H174ZM197 89H198V88H197ZM197 89H196V90H197ZM233 89H235V88H233ZM233 89L231 88V90H233ZM243 89H244V88H243ZM247 89H248V88H247ZM7 90H6V91H7ZM22 90H20V92H21ZM45 90H46L47 92H46ZM51 90H52V91H51ZM55 90H54V91H55ZM119 90H120V89H119ZM119 90H118V91H119ZM127 90H128V89H127ZM178 90L181 91V89H179V88H178ZM183 90H185V89L183 88ZM231 90H230V91H231ZM237 90H238V92H239L240 88L237 89ZM2 91H3V90L0 91L1 94L6 95V94H5V91H3V93H2ZM12 91H13V90L11 89V91H9V92H12ZM15 91L12 92V94H11L12 96L8 94V95H9V101L12 100V99H11V97H12L13 100H17V101H18V102H15V101H14V103H16L17 106H20L19 103L22 102V101H23V102H22L23 105H27V106H28L30 102H29V103H28V102H25L26 99H24V98L27 97V99H29V96H30V95H29V96L26 95L25 97L22 98L21 96H23V95L20 94V92H19V94L21 95V96H20V95L18 94V95H19V98L21 97V98L24 99V100H18V99H15V95L18 96V95H17V93H18L17 91H19V90L16 91L17 93H16ZM30 91H31V92H30ZM39 91H41V94H40ZM57 91H58V90H57ZM112 91H113V90H112ZM118 91L116 90L117 93H118ZM128 91L130 92V90H128ZM131 91H132V90H131ZM165 91H162L161 93L164 94ZM175 91H176V93H177V90H175ZM185 91H186V90H185ZM185 91H184V93L187 94V97L185 96L186 98H188V95H190V93H194V92H195V91H194V92H191V90H190L188 93H186ZM215 91H217V90H215ZM219 91H220V90H219ZM9 92H8V93H9ZM62 92H64V91H62ZM66 92H67V90H65V93H66ZM109 92H111V91H109ZM109 92H108V93H109ZM116 92L114 91L113 94L116 93ZM120 92H121V94L119 95V97H116V99L114 98V96H115L116 94H115L114 96H113V94H112L111 97H110V94H111V93H110V94H107V95H109V98H112V97H113L111 100H113V99L117 100L116 102H115V100H113V102H115V103H113V102L110 101V102H111L110 104H111V105H113V104L115 105V104H116L115 106H117L118 104H120V105H118L117 107H119L118 109H119L120 112H121V111H123V110H122V109H123L122 106H123V105L126 106V105L128 104V102H127V103L125 102L126 105H125V103L123 102L124 104L122 105V104L120 103V100L118 101V99L120 98V96L123 95L122 93L124 92V89H123V90L121 89ZM125 92H126V91H125ZM134 92H135V91H134ZM140 92H141V91H140ZM199 92H200V91H199ZM202 92H204V90H202ZM202 92H201V94H202ZM235 92H236V90H235ZM48 93H47V94H48ZM52 93H53V92H52ZM59 93H56V94H59ZM65 93H64V94H65ZM67 93H68V92H67ZM67 93H66V94H67ZM126 93H128V92H126ZM132 93H133V92H131V95H132ZM161 93H160L159 95L162 97ZM172 93H173V92H172ZM172 93L169 94L168 96H169V97H172V98L175 97L176 95H177V97L179 96V95L176 94V93H174L175 95L171 96ZM184 93H181L180 95L184 96V95H183ZM230 93H234V92H230ZM230 93H229V94H230ZM13 94H14V97H13ZM47 94H46L45 97L49 96V95H47ZM61 94H62V93H60V95H61ZM105 94H106V93H105ZM118 94H119V93H118ZM128 94H129V93H128ZM135 94H136V92L134 93V97H136ZM138 94H140V93H138ZM138 94H137V98H136V100H137L138 98H139V99L141 98V96L138 97V96H139ZM143 94H144V93H143ZM145 94H146V93H145ZM149 94L151 95V93H149ZM196 94H197L196 96L199 95V93H197V92H196ZM238 94H239V93H238ZM242 94H243V92H242ZM244 94H245V91H244ZM8 95H6V96H8ZM40 95H42V97H41ZM62 95H63V94H62ZM107 95H105V97H104L105 100H107V98H106ZM131 95H127V97H128V96H131ZM150 95H149V96H150ZM153 95H154V94H153ZM194 95H195V93H194ZM231 95H232V94H231ZM240 95H241V94H240ZM240 95H239V96H240ZM1 96H3V95H1ZM54 96H55V98H54ZM124 96H126V95L124 94V95L121 96V97L123 98ZM132 96H133V95H132ZM132 96H131V97H132ZM149 96H146V97H149ZM157 96H158V95H157ZM157 96H155V97H157ZM163 96H164V98L166 97V99H167V97H168V96L165 95V94H164ZM191 96H193V94H191ZM227 96H228V94H227ZM229 96H230V95H229ZM235 96H236V94H235ZM34 97H35V98H34ZM50 97H49V98H50ZM62 97L65 98V95H63V96H61V97L59 96V99L56 98L55 100H56V101H58V100L60 101V100H61L60 98H62ZM151 97H152V96H151ZM158 97H159V96H158ZM169 97H168V100H169V102L171 103L172 101H170V98H169ZM179 97H180V96H179ZM189 97H190V96H189ZM203 97H204V96H203ZM203 97H202V98H203ZM205 97H206V96H205ZM208 97H209V96H208ZM210 97H211V96H210ZM212 97H213V96H212ZM212 97H211V98H212ZM232 97H233V95H232ZM232 97H231V99L235 100V97H233V98H232ZM240 97H241V96H240ZM0 98H1V97H0ZM2 98H5V96H3ZM21 98H20V99H21ZM33 98H34V100H33ZM117 98H118V99H117ZM128 98H129V97H128ZM128 98H123V99H124V100L126 99V101H127ZM143 98H144V95H143ZM143 98H142L141 101H145L146 99L148 100V98H144V99H143ZM152 98H153V97H152ZM152 98H151V100H154V99H155V98H153V99H152ZM162 98H163V97H162ZM162 98H161V99H162ZM202 98H201V99H202ZM211 98H210V99H211ZM237 98H238V97H237ZM237 98H236V99H237ZM51 99H52V98H51ZM57 99H58V100H57ZM120 99H121V98H120ZM132 99H134V98L132 97ZM132 99L130 98L128 101H130V100L132 101ZM139 99H138V100H139ZM159 99H160V97H159ZM166 99H163V101L168 103V101H165ZM173 99H174V98H173ZM177 99H180V100H179L180 102L175 103V101L173 100V102H174V103H172L173 105H171V104H166V105H164V102H163L162 104H163V106H169V105H170L169 107H171V106H175L176 104L181 103L182 101H183V103H185V102L188 100V99H186V100H181V99H185L184 97L176 98V100H177ZM190 99H192V98H190ZM207 99H208V98H206V100H207ZM210 99H209V100H210ZM215 99H216V97H215ZM215 99H214V98H213V100L211 99L212 101H208V100L205 101V100H204V101H205L204 103H202L203 101L200 102V103L203 104V105H202L203 107H202V106H200V107H202L206 113L209 112V111H210V113H212V114H215V113H216V114L214 115L215 118L218 116L217 118L219 119V115H218V114H220V113H221L222 116L227 115V116H225L224 119H226V117H228V116H231V118H232V116L235 114L234 111H233V109L231 108V109L227 110V109H226V108H227V107H226L227 105H225L226 103H224V102L221 100V101L224 103V104H223L219 99H218V100H219L221 103H220L218 100H217V101H214ZM240 99H241V98H240ZM2 100H4V99H2ZM5 100H6V98H5ZM5 100H4V101H5ZM47 100H48V97H47ZM53 100L50 101V99H49L48 102L53 103ZM121 100H122V99H121ZM124 100H123V101H124ZM136 100H135V101L133 100L134 103L132 102L131 105H132V104H135V103L138 105V104H139V103H138V100H137V101H136ZM147 100H146V102L150 101V100H148V101H147ZM171 100H172V99H171ZM202 100H203V99H202ZM225 100H226V99H225ZM227 100H228V99H227ZM233 100H232V101H233ZM237 100H238V99H237ZM242 100H243V99H242ZM27 101H28V100H27ZM65 101H67V100H64V102H65ZM103 101H104V100H103ZM103 101L101 100V101L99 102V105H102V106H100L101 108L104 109V107H103V105H104V106H105V109H108V108H110V109H111V108H112V109H115V108H116V109H117V107H112L111 105H110V107H109V105H108V107H107V105H105V103H106L107 101H105L104 104H103ZM108 101H109V99H108ZM131 101H130V102H131ZM154 101H155V100H154ZM154 101H153V102H154ZM161 101H162V100H161ZM230 101H231V100H230ZM232 101H231V102H232ZM235 101H236V100H235ZM238 101H239V100H238ZM262 101H263V100H262ZM5 102H6V101H5ZM42 102H43V103H42ZM48 102H46L45 104H47ZM64 102L61 100V103L59 102L60 105H59L57 102H56V103L59 105L60 108H61V107L63 108V106H65V103H64ZM67 102H68V101H67ZM67 102H66V103H67ZM101 102H102V103H101ZM117 102H119V103H117ZM156 102H158L157 99H156ZM156 102H154V104H155ZM176 102H177V101H176ZM187 102H188V101H187ZM189 102L191 103V100H190ZM225 102H226V101H225ZM240 102H243V101H240ZM255 102H256V103H255ZM0 103H1V102H0ZM14 103H13V102H12V103L9 102V104H13V105H12V107L9 106L8 110L12 108V109L14 110V112L18 113L20 110L17 109V111H15V109L17 108V106H16ZM17 103H18V104H17ZM27 103H28V104H27ZM51 103L49 104L50 106H49V105H48V106L44 105V106L41 107V105H40V106L38 105V108H39V107L42 108V109L40 108V109H41V110H40V113H41L42 111H45V112H46V110H47L48 108L51 107ZM54 103H55V101H54ZM54 103H53L52 105H53L54 107H55V106L57 107L58 105H57V104L54 105ZM62 103H64V104H62ZM100 103H101V104H100ZM108 103H109V102H108ZM108 103H106V104H108ZM190 103H186V105L188 104V106L192 108V105L190 106ZM262 103H263V102H262ZM1 104H2V103H1ZM3 104H4V103H3ZM3 104H2V108H3V109L5 108V109L7 110V107H8V106L5 107ZM5 104H6V103H5ZM34 104H35V103H34ZM61 104H62V105H61ZM97 104H98V103H97ZM129 104H130V103H129ZM129 104H128V105H129ZM142 104H143V105H142ZM146 104H147V103H146ZM152 104H153V103H152ZM158 104H159V102H158ZM240 104H241V103H240ZM240 104H238V102H237V108H240V107H241ZM6 105H8V104H6ZM14 105L16 106V108L13 107ZM21 105H22V104H21ZM23 105H22V107L24 108ZM66 105H67V104H66ZM131 105H129L131 108H132V107H134V108L136 107V105H135V106H134V105L131 106ZM140 105H141V106H144V103L141 102ZM140 105H139V108H140ZM149 105H150V104H149ZM149 105H147V106H149ZM179 105H180V104H179ZM181 105H182V103H181ZM181 105H180V106H181ZM229 105H230V103H229ZM229 105H228V108H230ZM231 105H232V103H231ZM238 105H239V107H238ZM258 105H259V104H258ZM258 105H257V106H258ZM261 105H262V104H261ZM67 106H68V105H67ZM120 106H121L122 109H120ZM124 106H123V107H124ZM129 106H128V107H129ZM147 106H144V107H147ZM151 106H153V105H151ZM160 106H161V105H157V104H156V107H159V108H160ZM180 106H179V107H180ZM255 106H256V105H255ZM257 106H256V107H257ZM0 107H1V105H0ZM20 107H21V106H20ZM20 107H19V108H20ZM25 107H26V106H25ZM30 107H31V105H30ZM32 107L34 108V105H33ZM43 107H45V108L48 107V108H47L46 110H44L45 108H43ZM59 107H57L56 109H58ZM106 107H107V108H106ZM137 107H138V106H137ZM137 107H136V108H137ZM144 107H143V108H144ZM175 107H178V106H175ZM175 107H174V108H175ZM179 107H178V109H180L179 111L176 110V108H175V111H174V108H172V113L174 112V114H176V113H175L176 111H178V113H179V112L182 111V109H183L184 113H185V111H188V110H184V109H186L187 106H186L185 108H184L183 105L181 106V108H179ZM182 107H183V108H182ZM189 107H188V108H189ZM242 107H245V106L242 105ZM242 107H241V108H242ZM246 107H247V106H246ZM14 108H15V109H14ZM35 108H36V106H35ZM35 108H34V110L36 111ZM38 108H37V109H38ZM52 108H53V107H51V109H52ZM60 108H59V110H60ZM64 108H65V107H64ZM97 108H99V107H97ZM101 108H100V111H101V112H100L99 110H97L98 112L94 114L93 118L96 117L95 115H97L98 113H102V110H103V109H101ZM126 108H127V107H126ZM131 108H128V111H127V110L125 109V107H124V110L127 111V112L129 113V109L131 110V112L133 111ZM136 108H135V109H136ZM139 108H138V110L140 111ZM143 108H141V109H143ZM151 108L153 109V107H151ZM151 108L149 107L148 109H147V108H145V109L147 110V112L151 113V110H150ZM159 108H158V109H157V108L155 109V107H154V109H153L152 112H154V113H156V112H158V111L160 112V109H159ZM161 108H162V106H161ZM165 108L168 109V107H165ZM188 108H187V109H188ZM217 108H219V109H217ZM233 108H234V106H233ZM241 108H240V109H241ZM258 108H259V106H258ZM258 108H256V110H257ZM262 108H264V107L262 106ZM5 109H4V110H5ZM12 109H11V110H12ZM20 109H21V108H20ZM68 109H69V108L66 107L65 109L60 110V111H63V113H65V114H62L63 116H64V115H67V116H68V115L71 113L72 110H70V112H69ZM105 109L103 110V111H104V112H103L104 115H105ZM110 109L107 110V111H110ZM118 109H117V111H118ZM135 109H134V110H135ZM145 109H143V110L146 111ZM163 109H164V108H163ZM220 109H221L220 113H217V112L214 113V112H213V111H215V110L217 111V110H220ZM222 109H223V110H222ZM248 109H249V111L245 112V108H244V113H243L242 115H240V118L238 119V122H237V121H236V122H235V121L233 122V123H235V124L237 123L236 126L233 125L234 128H235V127H238V128L241 129V131H243L244 129L246 130V131H244L245 133L243 132V133H244V136H243L244 139H246V138L248 139V138L251 137V136L254 137V135H259V134L261 135V134H263V133H261L259 130H264V120H263V122L261 123V126L259 125L260 128H259L258 130L255 129V128H253V126L250 127V128H246V127L250 124V122H251V121L253 122V120H255V119L257 118V116L259 115V114L257 115V112H256V111H254V109H255L254 107H252V108H248ZM260 109H261V108H260ZM8 110H7V112L9 113L10 110H9V111H8ZM13 110H12L11 112H13ZM21 110H22V109H21ZM24 110H25V109H24ZM28 110H29V107H28ZM34 110L32 109V111H33V112H32V111H31V108H30V110H29L30 112L28 111V114H29V113L36 114V112L34 113ZM54 110H55V108H53V111H54ZM59 110H58V111H59ZM64 110H66V112H65ZM136 110H137V109H136ZM143 110H141V111H143ZM154 110H155V111L158 110V111L155 112ZM170 110H171V108H170ZM191 110H192V109H191ZM235 110H238V109H236V107H235ZM0 111H3V110L0 109ZM22 111H23V110H22ZM22 111H20V112H21L20 116L23 115V113H24V114H26V115H24L25 118H26V116H28L27 118L34 117L33 114L28 115L26 112H22ZM38 111H39V109H38ZM38 111H37V113H38L37 115L40 114ZM51 111H52V110H51ZM53 111H52V112H53ZM60 111H59V112H60ZM67 111H68V114H66ZM107 111H106V116L103 115L104 118H105V120H106V117H107V116H110V114H111L114 110L111 111V112H109V115L107 114V113H108ZM115 111H116V110H115ZM125 111H124V112H121L120 114H119V111H118L117 113H116V112H113V114L115 113V116H116V114L119 115V117L116 116L115 119L118 120L117 122H120V123H121V126H124V125H125V124H123V123H125V121H129V119L127 120V118H123V115H124L125 113H126V116L128 117V115H127L128 113L125 112ZM204 111H202V112H204ZM211 111H212V112H211ZM241 111H243V110H241ZM241 111H240V112L238 111V113L241 114ZM260 111H261V110H260ZM5 112H6V111H4V112H0V113H4V114H5ZM20 112H19V113H20ZM47 112L50 113V110L47 111ZM47 112H46V116H47V117H48V116L50 117V115H47V114H48ZM54 112H56V110H55ZM133 112L135 113V111H133ZM137 112H138V111H137ZM137 112H136V113H137ZM166 112H167V110H166ZM189 112H192V111H189ZM8 113L6 114V116L8 115ZM19 113H18V116H16V117H19ZM56 113L58 114V112H56ZM56 113H55V114L53 113V114L56 115ZM74 113H75V112H74ZM74 113H72V114H74ZM91 113H92V112H91ZM91 113H89V114L92 115ZM103 113H102V114H103ZM122 113H123V115L121 116ZM140 113L142 114V113H144V112H139V115H140ZM149 113H147V116H148ZM167 113L170 114L171 112L168 111ZM172 113H171V114H172ZM178 113H177V114H178ZM184 113H183V114L179 113V116H181V115H184V116H185ZM186 113H187V112H186ZM210 113H207V115H208V114L210 115ZM259 113H260V112H259ZM11 114H12V113H11ZM42 114L44 115L45 113H42ZM50 114H52V113H50ZM60 114H61V113H60ZM60 114H59V117H58V116H54V117H52V119L55 118V117H56V118L58 117L57 119H56V118H55V119H56V120H58V119H59V120H62V119H60V117H62V115H60ZM78 114H81V115H82V113H77V114H76L77 117L79 116ZM85 114H86V113H85ZM89 114H88V116H89ZM102 114H101V115H102ZM113 114H112V115H113ZM177 114H176V116H177ZM180 114H181V115H180ZM190 114L193 115V113H190ZM194 114H195V113H194ZM204 114H205V113H204ZM15 115H16V114H15ZM101 115L99 114L100 117L97 115V116L100 118V119H98V117H97V119L100 120V121H101V120L104 121L103 118L101 119ZM130 115H131V116H130ZM134 115H135V114H134ZM142 115H145V117H146V114H142ZM142 115H140V116H142ZM152 115H154V114L152 113ZM187 115H188V114H187ZM205 115H206V114H205ZM216 115H217V116H216ZM221 115H220V116H221ZM256 115H257V116H256ZM11 116H12V115H11ZM13 116H14V115H13ZM24 116H23V117H24ZM40 116H41V117H40ZM40 116H39L40 118H45V117H46V116H45V117H42V115H40ZM52 116H53V115H52ZM86 116H87V115H86ZM88 116H87V117H88ZM124 116H125V115H124ZM129 116L132 118V116H133L132 113L129 114ZM137 116H138V115H137ZM137 116H135V117H137ZM140 116H139L138 118H140ZM149 116H151V115L149 114ZM176 116H175V117H176ZM179 116L176 117V118L178 119V121H177V119H173V120H172V118H171L172 121H174V120H176L177 122L180 121V122H179V127H178L179 129L177 128V129L175 130V131H176L175 133H176L177 135H178L177 130L180 131V126H181L180 124H183V123L186 121L185 118L182 119V118L179 117ZM190 116H191V115H190ZM261 116H262V115H261ZM8 117H9V116H8ZM8 117H7V118H8ZM16 117H15V118H16ZM36 117H38V116H36ZM39 117H38V118H39ZM47 117H46L47 122H46L45 119H44L45 122H44V121H41L40 119H39L40 121H39L38 119H35V120H36L35 122H36V123H39V122H40V125H41V126H42V124L44 123V126H42L43 128H41L42 130L45 128V123H46V124L48 123V127H49V122H48ZM69 117H70L71 119H72V118L74 119V123H72V124H73L74 126H76L75 122L79 121V120H78L79 117H78L77 121H75V118H77V117H72V115L69 116ZM69 117H68V118H69ZM80 117H81V116H80ZM87 117H86V118H87ZM91 117H92V116H91ZM91 117H89V118H90V121H89V118H87V120L90 122V126H91V124H93V123H91V122H92L91 120L94 121V119H96V118L93 119V118H91ZM111 117H112V116H111ZM117 117H118L119 119H117ZM145 117L143 116L142 118H145ZM175 117H174V118H175ZM178 117H179V118H178ZM182 117H183V116H182ZM258 117H259V116H258ZM7 118H6V119H7ZM9 118H10V117H9ZM9 118H8V119H9ZM11 118H12V117H11ZM13 118H14V117H13ZM13 118H12V119H13ZM25 118H24V119H25ZM27 118L25 119V122H24V123H23V118L21 117V118H19L20 120L22 119L21 122H20V120H18V122H20V123H12V124H14V125H15V124H16V125L18 124V125H20V127H21V123H22L23 125H25V126H27V125H28V126H29V125L31 126V124H29V123H30V121H31V122H34V118H35V117H34V118H30V119H29L30 121L27 122L28 124L26 123V120H28ZM50 118H51V117H50ZM70 118H69V120H70ZM81 118H82V119L80 120V123L77 122L78 125H79V124H80V125H84V124H82V123H83L82 120H83L84 117H81ZM108 118H109V117H108ZM113 118H114V115H113ZM121 118L125 119V121L123 120V121H124L123 123L120 121ZM128 118H129V117H128ZM131 118H130V119H131ZM133 118H134V116H133ZM147 118H149V117H147ZM147 118H146V119H143L145 122L141 119L142 122H143L144 124H146V121L148 120ZM150 118H151V117H150ZM150 118H149V120H151V119L153 118V116H152L151 119H150ZM156 118H159V117H156ZM160 118H161V120L157 119V122H154V121H153L154 124H157V123H158V120L161 122V121H162V117L160 116ZM207 118H208V119H207ZM207 118H206V119H207V121H208L210 117H207ZM217 118H216V119H217ZM231 118L228 117V119H231ZM254 118H255V119H254ZM4 119H5V118H3V120H4ZM12 119H9V120H12ZM32 119H33V121H32ZM52 119H49V120H52ZM64 119L66 120V116L63 118V120H64ZM73 119H72V120H73ZM84 119H85V118H84ZM97 119H96V120H97ZM134 119H135V121H137V120H136L137 118H134ZM153 119H154V118H153ZM179 119H180V120H179ZM186 119H187L186 122L188 123V121H189L188 116L186 117ZM222 119H223V118H222ZM228 119H227V122L230 121V120H228ZM257 119H258V118H257ZM0 120H1V119H0ZM3 120H1V121H3ZM9 120H8V121H9ZM37 120H38L39 122H37ZM56 120H55V121H56ZM65 120H64V122H65ZM67 120H68V119H67ZM67 120H66V121H67ZM69 120H68L67 123H68L70 126H72V124H70V123L72 122V120H70L71 122H69ZM85 120H86V119H85ZM85 120H83V121H85ZM109 120H111V119H109ZM116 120L113 119V121H115V122H116ZM121 120H122V119H121ZM149 120H148L147 122L150 123ZM154 120H155V119H154ZM182 120H185V121H182ZM210 120L213 121V120H214L213 117H212V119H210ZM219 120H221V119H219ZM233 120H234V119H233ZM13 121H16V120L14 119ZM13 121H12V122H13ZM53 121H54V120H52L50 123L52 124ZM55 121H54V123H55L56 132H57L58 134H60V133H61V134H63V133L65 134V132H67V134H68L69 128L71 129V127H70V126L68 127V124L65 122V123L67 124V125H66L67 130H65V127L63 128V126H62L63 121H62V123H61V121H60V123H61L60 125L62 126V129H64V132L62 133V132H60L61 127L58 126L59 124L57 125V123H56L57 121H56V122H55ZM102 121H101V122H102ZM107 121H108V120H107ZM113 121H112V120H111L110 122L108 121L109 123L105 122V124L107 123V124L110 125V123H112ZM132 121H134V120H132ZM139 121H140V120H139ZM139 121L136 122V123L139 124ZM155 121H156V120H155ZM163 121L165 122V124H164V122H162L163 124H162V123H158V125H159V124H162V125L165 126V125H166L167 123H169V122H171V123L173 124V126H176V124H177V123H175L176 121H174V123H175V124H174L172 121H170V119H169V122H167V123H166L167 120H163ZM181 121H182V122H181ZM207 121L205 120V122H207ZM224 121H225V120H224ZM257 121H258V120H257ZM257 121H255L256 124H257ZM5 122H7V121H5ZM16 122H17V121H16ZM42 122H43V123H42ZM81 122H82V123H81ZM89 122H88V123H89ZM94 122H96V121H94ZM98 122H99V121H98ZM98 122H97V123H98ZM101 122H100V124H101ZM117 122H116V123H117ZM142 122L140 121V123H142ZM186 122L184 123V125L186 124ZM209 122H210V121H209ZM222 122H223V121L221 120V123H222ZM255 122H254V123H255ZM36 123H35V125H36ZM54 123L52 124V126L54 125ZM84 123L86 124L87 122H84ZM88 123H87V124H88ZM120 123H119V124H120ZM134 123H135V122H133V123L131 122V124H134ZM136 123H135V124H136ZM143 123H142V124H143ZM171 123H170V125H172ZM211 123H212V126H215V127H221V125L223 124V123H222V124L219 123L218 121H214V122H211ZM211 123H210V125H211ZM224 123L227 124L226 121H225ZM258 123L260 124V121H258ZM5 124H6V123H5ZM7 124H8V126H7L6 128H7L10 132H12L11 134H13V135H12L13 140H16V139H17V140L19 141V137H20V135H18V134H19V133H22V132H21V128L17 127L16 125H15V126H16V127H15L14 125H13V126H10L11 124L9 125V123H7ZM7 124H6V125H7ZM26 124H27V125H26ZM51 124H50V125H51ZM87 124H86V126H87ZM102 124L105 125L104 123H102ZM112 124H113V123H112ZM114 124H115V123H114ZM119 124H117V125H119ZM122 124H123V125H122ZM128 124L131 125V124H130V121L128 122ZM135 124H134V125H135ZM151 124H152V122L150 123V125H151ZM189 124H190V123H189ZM189 124H186L188 128H189V126H188ZM220 124H221V125H220ZM230 124H232V123L230 122ZM230 124H229V125H230ZM256 124H255V125H256ZM3 125H4V124H3ZM23 125H22V126H23ZM35 125L32 124L31 127H28V126H27L26 129H27V128H29V129L31 128L30 130H33L32 133H34V130H37L38 128H39V130H41L40 127H38V126H40L39 124L36 125V126L38 127L37 129H36V126H35ZM56 125L58 126V128H57ZM63 125H64V123H63ZM98 125H99V124H98ZM103 125H102V126L99 125L100 127H98V126H96V123H95V126H94V125H93V126H94V128H95V127L102 128ZM134 125H133V127H132V126H130V127H131L132 129H134V128L137 129L136 131H139L140 133H142L141 131H142V129H143L144 127L146 128V126H150L149 124H148V125L146 124L145 126H143V125L141 126V124H140V126L143 127L142 129H140L141 127L138 128L139 125H135V126H134ZM158 125H156L155 127H157ZM170 125L168 124V125H166V126H169V128H170ZM184 125L181 127V128H182L181 131H184V130H183L184 128H185L186 130L188 129V128H186V125H185V127H184ZM4 126H5V125H4ZM4 126H3V129H4ZM25 126L22 127L23 130H24V127H25ZM33 126H34L35 129L33 128ZM90 126H89V127H90ZM105 126H106V125H105ZM105 126H104V129H103V130H106V131H107V129L105 128ZM115 126H116V125H115ZM119 126H120V125H119ZM119 126H118V128H119ZM121 126H120V128H121ZM136 126H137V128H136ZM152 126H153V125H152ZM152 126H150V127L152 128ZM160 126H161V125H160ZM173 126H172V127H173ZM177 126H178V124H177ZM212 126H211V127H212ZM222 126H223V125H222ZM224 126H225V125H224ZM224 126H223V127H224ZM231 126H232V125H230V127H227V129H228L227 131H229V133H231V134L233 135V133L230 132V131H233L234 128L231 127ZM250 126H251V125H250ZM0 127H1V126H0ZM59 127H60V128H59ZM72 127H73V126H72ZM91 127H92V126H91ZM110 127H111V126H110ZM127 127H128V125L126 124V128H127ZM130 127H128V128H130ZM155 127H154V129H155ZM162 127H163V126H162ZM223 127H222V128H223ZM225 127H226V126H225ZM46 128H47V125H46ZM46 128H45L44 130H46ZM49 128H50V127H49ZM49 128H48V129H49ZM51 128H52V127H51ZM51 128H50V129H51ZM92 128H93V127H92ZM92 128H91V129H90V128H88V129L86 128L87 130L90 129V130L88 131V133L92 130ZM107 128H108V125H107ZM115 128H116V127H115ZM115 128L112 129V130H115ZM118 128H117V129H118ZM122 128L124 129V127H122ZM122 128H121V129H122ZM126 128H125L124 130H122L123 132H120V129H118L119 132L121 133V134H118V133H117L118 136H119V138H115V136L117 135V134H116L117 130H116V132H115V134H116V135H115V134H112V133H114V131H112V133H110L111 131L109 132V129H108V132L110 133V134H109V133L106 134V137H107V135H108V137H107L108 139H106L105 135H100L101 129H99V130H100V131L98 130V131H99V135H97V136H99V137H100V136H104L105 138H104V139H102L103 137H101V138H97L96 141H95V144L97 143V145H100V146H104V145L107 144L108 146H110L109 143L114 142V143L120 148V150H121V148H124V147L126 146V147H129V149H127V150H128V153H129V151L132 150V152H133V154H134V150H133V149L138 148V149H136L135 151L141 149V148L143 147V146H142L143 143L140 144V147H141V148L138 147L139 145H136V144H138V143H136V142H135V145L132 144V142L130 143V140L133 141V140H132V137H133V136H134V138H135L137 135H139V134L134 135V134L137 133V132H135V131H134L135 133L132 132V131H130V132H132L131 135H133V136L130 138V140H129V138H127V137H129V136H127V137H126V136H122V133H123V134L125 133L124 131H126L125 134L128 133V134L130 135V133L127 131L128 129L126 130ZM131 128H130V129H131ZM157 128H158V127H157ZM169 128H168L167 130H169ZM212 128H213V127H212ZM26 129H25V131H27V133H28V130H26ZM50 129H49V131H48V130H46V131L51 132ZM52 129L54 130V131L52 130L53 133H54V134H57V133H55V129H54V127H53ZM57 129H59V130H57ZM72 129H73V128H72ZM72 129H71V131H72ZM86 129H85V131H86ZM96 129H97V128H96ZM130 129H129V130H130ZM146 129H148V127H147ZM149 129H150V128H149ZM154 129H153V130H154ZM158 129H159V128H158ZM230 129H231V130H230ZM242 129H243V130H242ZM1 130H2V129H1ZM4 130H6V129H4ZM23 130H22V131H23ZM30 130H29V131H30ZM44 130H43V131H44ZM76 130H77V131H76ZM143 130H144V129H143ZM163 130H164V129H163ZM188 130H189V129H188ZM210 130H211V128H210ZM215 130H217V128H215ZM218 130H220V129H218ZM234 130H235V129H234ZM9 131H8V132H9ZM46 131H44V133H45ZM58 131H59L60 133H59ZM78 131L81 132V129L78 130V129L75 127V130L73 131L74 136L76 135V134H75L76 132L78 133ZM82 131H84V130H82ZM92 131H95V133H96V130H95V129L92 130ZM92 131H91V132H92ZM148 131H149V130H148ZM150 131H152V129H150ZM155 131H156V130H155ZM165 131H166V130H165ZM165 131H164V132L162 131V132L165 133ZM235 131H237V129H236ZM37 132H38V131H37ZM37 132H36V134H37ZM39 132H40V131H39ZM48 132H47V134H46L47 137H48V139H49L50 137L52 138V137H53V136H52L53 134L50 133V135H48ZM74 132H75V133H74ZM102 132H103V131H102ZM102 132H101V133H102ZM104 132H105V131H104ZM139 132H138V133H139ZM144 132H145V130L143 131V133H144ZM157 132H158L157 134H158L159 137L161 136V134H163V133L161 132V134L159 135L160 132H159V131H157ZM166 132H168V131H166ZM171 132H173V131H171ZM171 132H170V133H171ZM184 132H185V131H184ZM210 132H211V131H210ZM218 132H219V131H217V133H218ZM225 132H226V131H225ZM1 133H2V132H1ZM1 133H0V134H1ZM41 133L44 134L42 131H41ZM41 133H38V134H41ZM83 133H84V132H83ZM88 133H87V134H88ZM106 133H107V132H106ZM133 133H134V134H133ZM143 133H142V134H143ZM150 133H151V132H148V135H147V132H146L145 138H147L146 136H151V135H149ZM155 133H156V132H155ZM170 133H169V134H170ZM175 133H174V134H175ZM182 133H183V132H182ZM213 133H214V135H215V132H213ZM217 133H216V134H217ZM223 133H224V132H223ZM229 133H228V134H229ZM5 134H6V133H5ZM30 134H31V132H30ZM42 134H41V135H42ZM61 134H60V137H59V135H58V137L56 136V138H58V139L63 138V137H61ZM64 134H63L62 136H64ZM67 134H66V136H69V135H70V137L73 135V134L71 135L70 133H69V135H67ZM80 134H81L82 136H84V134H82V132H81ZM80 134H78V137H79V138H80V136H79ZM87 134H86V135H87ZM97 134H98V133H97ZM111 134H112V135H115V136L109 138V135L111 136ZM125 134H124V135H125ZM128 134H127V135H128ZM142 134H141V135H142ZM144 134H145V133H144ZM144 134H143V135H144ZM169 134H167V135H169ZM179 134H180V132H179ZM184 134H185V133H184ZM184 134H182V135H184ZM186 134H187V133H186ZM209 134H210V133H209ZM1 135H3V134H1ZM8 135H10V134H8ZM8 135H6V136H8ZM25 135H26V133H25ZM41 135H40V137H41ZM46 135H45V136H46ZM86 135H85V136H86ZM88 135H89V134H88ZM93 135H94V137H95V134H93ZM143 135L141 136V139H140V136H137V138H138V137H139V138H138V139L136 138V139H137L138 141H139V139L142 141L143 139H145V138L142 139V137H144ZM152 135H153V133H152ZM163 135H165V134H163ZM170 135L172 136V133H171ZM182 135H181V137H180V135H179L178 138H177V136H176L175 138H177V139L180 140V138H182ZM218 135H219V134H218ZM222 135H223V134H222ZM18 136H19V137H18ZM22 136H23V135H22ZM29 136H30V135H29ZM35 136H36V135H33V134H32V135L30 136V140H29V142H27L26 144L23 143L24 145L21 144V145L23 146L22 151H23V149H24V150H26L27 152H28V151L32 152V153L37 157V159L39 158L38 160H40V162H42L43 164L47 163V167H48V164H49L50 162H51V164H52L53 162H52V159L49 158L50 155H48L47 152H50V154H51V151L53 150V148L55 147V145H54V146L50 145V144H49V143H50L49 140H47L49 143H47V142H41L42 140L39 141V140H38V137H35ZM37 136H39V135H37ZM49 136H50V137H49ZM66 136H64V137H66ZM74 136H73V137H74ZM120 136H121V137H120ZM153 136H155V135H153ZM171 136H170V137H171ZM173 136H175V135H173ZM225 136H226V135H225ZM228 136H229V135H228ZM228 136H227V138L230 139L231 136H229V137H228ZM234 136H235V135H234ZM261 136H262V135H261ZM9 137H10V136H9ZM24 137H25V136H24ZM24 137H23V138H24ZM42 137H44V135H43ZM42 137H41L40 139H42ZM70 137L68 138V141H69L70 139H72V138H70ZM75 137H77V136H75ZM75 137H74V138H75ZM86 137H87V136H86ZM86 137H85V138L83 137V139H86ZM116 137H117V136H116ZM155 137H157V135H156ZM162 137H163V136H162ZM162 137H161V138H162ZM164 137H165V136H164ZM179 137H180V138H179ZM186 137H187V136H186ZM259 137H260V136H259ZM15 138H16V139H15ZM21 138H22V137H20V139H21ZM23 138H22L21 140H23ZM74 138H73V139H74ZM87 138H88V137H87ZM126 138L128 139V141H127ZM134 138H133V139H134ZM151 138L153 139L152 136H151ZM151 138H150V139H151ZM157 138H158V137H157ZM161 138H159L158 140H160V142H161V144H162V141H161L162 139H161ZM173 138H174V137H173ZM173 138H172V139H173ZM175 138H174V139H175ZM183 138H185V137H183ZM225 138H226V137H225ZM227 138H226V140H228ZM236 138H237V137H236ZM251 138H252V137H251ZM26 139H28L27 136H26ZM45 139H46V137H45ZM53 139H55V137L52 138V140H53ZM65 139L67 140V138H65ZM65 139H64V140H65ZM73 139H72V140H73ZM76 139H77V138H75V140H76ZM150 139H149V137H148L147 140L150 141ZM155 139H156V138H155ZM172 139H170V140H171V143L169 142L168 145L171 147V150H173V149L175 148V150H174L173 152L176 151L175 154L178 156L177 151H178V152H179V151L182 152V150L185 149V148H183L184 146H183V147H182V146H181V147H180V146L178 147V146H177V143H176V142H178V141L175 140V141L172 142ZM174 139H173V140H174ZM256 139H257V138H256ZM261 139H262V138H261ZM263 139H264V138H263ZM13 140H12V141H13ZM43 140H44V139H43ZM79 140H80V139H77V142H78ZM86 140H87V139H86ZM86 140H85V141H86ZM88 140L90 141V139H88ZM88 140H87V141H88ZM91 140H92V138H91ZM137 140L134 139V141H137ZM158 140H156V141H157V143H158V146L160 147V146H162V145H161V144L159 145L160 142H158ZM9 141H10V140H9L8 138H4V137H1V136H0V150L4 149ZM54 141H55V140H53V142H54ZM61 141H63V139H62ZM73 141H74V140H73ZM81 141H82V140H81ZM81 141H79V144H80ZM144 141H146V140H143V142H144ZM152 141H153V140H152ZM167 141H168V140H167ZM256 141H257V140H256ZM259 141H260V139H259ZM259 141L257 142V144L260 143ZM14 142H15V141L11 142V145H12V143H14ZM16 142H17V141H16ZM16 142H15V144H16ZM22 142H23V141H22ZM22 142H21V143H22ZM56 142H57V140H56ZM56 142H54V143L56 144ZM63 142H66V141H63ZM63 142H62V143H63ZM71 142H72V141H71ZM71 142H70V144L66 142V143H67V146H68V145H71ZM92 142H93V140H92ZM128 142H129V143H128ZM139 142H140V141H139ZM154 142H155V141H154ZM154 142H153V143H154ZM206 142H207L208 144H214V145H216V146L218 145V146H217L218 149H219V147L222 148V147L226 144V142L224 141L223 137H221V136H216V135H215V136H212V135H211V136H208V139L206 140ZM240 142H242V140H240ZM243 142H245V141H243ZM252 142H254V141H252ZM263 142H264V141H263ZM74 143H75V142H74ZM81 143H82V142H81ZM83 143L86 144V142H84V140H83ZM182 143H183V142H182ZM238 143H239V142H238ZM246 143H247V142H246ZM76 144H78V143H76ZM79 144H78V145H79ZM111 144H112V143H111ZM145 144H147V143H145ZM151 144H152V143H151ZM151 144L149 143V145H151ZM189 144H190V143H189ZM254 144H255V143H253V145H254ZM261 144H262V142L260 143V145H261ZM11 145H10L9 147H11ZM57 145H58V144H57ZM60 145H61V144H59V146H60ZM74 145H75V144H74ZM86 145H88V144H86ZM89 145H90V144H89ZM116 145H115V146H116ZM155 145H156V142H155ZM187 145H188V144H187ZM214 145H213V146H214ZM241 145H242V144H241ZM243 145H244V144H243ZM243 145H242V147H244ZM253 145H252V146H253ZM262 145H263V144H262ZM19 146H20V145H19ZM61 146H62V145H61ZM72 146H73V145H72ZM76 146H77V145H76ZM79 146L82 147L81 144H80ZM136 146H137V147H136ZM146 146H147V145H146ZM146 146H144L143 149H145ZM153 146H154V145H153ZM236 146H237V147H238V146L241 147L240 145H236ZM245 146H246V144H245ZM256 146H257V145H256ZM7 147H8V146H7ZM17 147H18V146H17ZM62 147H66V146H62ZM80 147H79V148H80ZM96 147H97V146H96ZM105 147H106V148H105L106 150H107V148H108V149L110 150L109 152H111L110 147H107V146H105ZM155 147H156V146H155ZM185 147H186V146H185ZM190 147H191V146H190ZM247 147H248V146H247ZM254 147H255V145H254L252 148H250V146H249V148L251 149V151H252V149H253ZM257 147L260 148L259 146H257ZM257 147H256V149H257ZM18 148H19V147H18ZM55 148H56V147H55ZM55 148H54V149H55ZM73 148H74V147H72L71 150H73ZM83 148H84V147H83ZM83 148H81V149H83ZM85 148H86V147H85ZM88 148H89V146H88ZM88 148H87V149H88ZM98 148H99V147H98ZM103 148H104V147H103ZM111 148H113V147H111ZM130 148H132V149H130ZM162 148H163V147H162ZM162 148H161V149H162ZM182 148H183V149H182ZM188 148H189V146H188ZM191 148H193V147H191ZM221 148H220V150H221ZM233 148H234V147H233ZM249 148H247V149H249ZM14 149H16V147H14ZM57 149H58V147H57ZM64 149H65V148H64ZM66 149H67V148H66ZM68 149H69V148H68ZM87 149H86V150H87ZM89 149H90V148H89ZM89 149H88V151H89ZM99 149H100V148H99ZM99 149H98V150H99ZM116 149H118V148H116ZM124 149H125V148H124ZM189 149H190V148H189ZM193 149H195V148H193ZM198 149H199V148H198ZM236 149H237V148H236ZM250 149H249V151H250ZM256 149H255V150H256ZM8 150H9V149H8ZM8 150H7V151H8ZM71 150H70V151L68 150V151L71 152ZM74 150H75V152H76V155H77L78 159L80 158V159H82V160L87 159V158H88V154L90 153V152L87 153L88 151H87V152H83L85 149H84L83 151L80 150V149H78V148H76V149H74ZM74 150H73V151H74ZM100 150H101V149H100ZM113 150H115V147L112 149V151H113ZM127 150H125V151H127ZM149 150H152V148H151V149H145V151H147V152H148ZM153 150H154V149H153ZM157 150H158V149H157ZM187 150H188V149H187ZM187 150H186V151H187ZM191 150H192V149H191ZM215 150L218 151L217 149H215ZM215 150H213V151H215ZM241 150H244V149H241ZM245 150H246V149H245ZM255 150H254V151H255ZM4 151H5V150H4ZM11 151H12V150H10L9 153H11ZM55 151H56V150H55ZM64 151H65V150H64ZM66 151H67V150H66ZM66 151H65V153H67ZM73 151H72V152H73ZM121 151H122V150H121ZM121 151H119V152H121ZM158 151H159V150H158ZM164 151H165V149L163 150V152H164ZM188 151H189V150H188ZM199 151H201V150H199ZM249 151H248V152H249ZM251 151H250V153H249V155H250L251 157L248 158L247 161H245V162H248L247 165H251V164H252L251 161H253V158H254L253 155L256 154V153H253V152H252V153H253V154H252ZM2 152H3V150H2ZM62 152H63V151H62ZM98 152H99V151H98ZM103 152H104V150H103ZM103 152H102V155L104 154V156L108 154V152H107V154H106V153H103ZM114 152H117V151H114ZM119 152H118V153H119ZM132 152H130L131 155H132ZM142 152H143V150H142ZM150 152H151V153H156V150H155L154 152H153V151H149L148 153L151 154ZM161 152H162V151H161ZM161 152H160V153L157 152L156 154H154V155H150V156H148L149 154L146 153V152H144V154H147V156L144 155V154H142L141 152H140V153H141L142 155H144V156L139 155L140 153L138 154V152H137V154L134 155V156H136V155H137V156H138V155L140 156V158H139V157H138V158H139L140 160L142 159V161H140L141 163L144 161V163L147 162L146 165H147V164H150V165L152 166V167H146V165H145L144 163H142V164L144 165L143 167H145V168L142 169L143 172H142V171H140V172L138 171V172H139L138 175H141V176H144V177H145V175H144V174H141V172H142V173H148V174H147V178L151 179V180H149V181H151L152 183L155 184V185L152 184L154 187H155L156 185L161 184V183L163 182L162 179L164 178V177H163V178L161 177L162 174L159 175L160 173H158V172L161 170V167H162L161 162H163V161H162L163 159H161V160L159 159L160 157H162V156L160 155ZM190 152H191V151H190ZM190 152H188V153H190ZM192 152H193V151H192ZM219 152H220V151H218L217 153H219ZM223 152H224V151H223ZM241 152H242V151H241ZM244 152H245V151H244ZM256 152H257V151H256ZM21 153H22V152H21ZM23 153H24V152H23ZM45 153H47L48 156L45 155ZM58 153H59V152H58ZM60 153H61V148H60ZM73 153H74V152H73ZM118 153H117V154H118ZM124 153H125L124 156H123V153H120L119 155L122 154L121 156H123V157L125 158V156H127L128 154H127L126 152H124ZM135 153H136V152H135ZM158 153H159V154H158ZM170 153H172V152H170ZM183 153H186V152L183 151ZM201 153H202V151H201ZM215 153H216V152H214V154H215ZM6 154H7V153H6ZM26 154H27V153H26ZM62 154H63V153H62ZM62 154H61V155H62ZM100 154H101V153H100ZM100 154H99V155H100ZM112 154H114V153L112 152ZM130 154H129V155H130ZM166 154L168 155V153H166ZM180 154H181V153H180ZM180 154H179V156H180V158H182V157H181L182 155H180ZM203 154H204V152L202 153V157L205 155V154H204V155H203ZM239 154H240V153H239ZM242 154H243V153H242ZM242 154H240V155L243 156ZM1 155H2V154H1ZM19 155H20V154H19ZM29 155H30V153H29ZM31 155H32V154H31ZM34 155H33V156H34ZM63 155H65V154H63ZM66 155H67L68 157L70 156V158H68V159H72L71 156H72L73 154H72V155H71V154H70V155L66 154ZM66 155H65V156H66ZM76 155H75V157H76ZM91 155H92V154H91ZM97 155H98V154H97ZM108 155L111 156L110 153H109ZM155 155H156L158 158L155 157ZM158 155H160V157H159ZM186 155H187V154H186ZM195 155H197V153H195ZM198 155H199V154H198ZM219 155H220V154H219ZM22 156H23V155H22ZM65 156H64V157H65ZM92 156H93V155H92ZM94 156H95V155H94ZM141 156H142V158H141ZM145 156H146V158H145ZM177 156H176V157H177ZM187 156H188V159H189L190 161H191V160H195L196 165H197V162L200 163V161H201V162H203V163L206 162V164H207V166H208V163H209V162H208V160L205 158V156H204L203 158H205L206 161H205V159H202V160H204L205 162L202 161L199 157H198V158L196 157V158H197V159H200V161H199V160L196 161V158H194V157H193L194 159H192V157H191V156H192V153H191V156H189V155H187ZM193 156H194V155H193ZM199 156L201 157V155H199ZM237 156H238V154H237ZM252 156H253V157H252ZM0 157H1V156H0ZM10 157H11V156H10ZM10 157H9V158H10ZM13 157H14V156H13ZM18 157H19V156H18ZM50 157H51V156H50ZM56 157H58V156L56 155ZM99 157H100V156H99ZM112 157H114V156L112 155ZM123 157H122V159H123ZM130 157H131L132 160L134 159V158H132L133 155H132V156H129V157H127V160L125 159L126 162L129 161L128 159H129ZM176 157H175V158H176ZM190 157H191V159H190ZM202 157H201V158H202ZM230 157H231V156H230ZM230 157H229V158H230ZM232 157H233V156H232ZM235 157H236V156H235ZM2 158H4V157H2ZM6 158H7V157H6ZM20 158H22V157H20ZM23 158H24V157H23ZM33 158H34V157H33ZM62 158H63V157H62ZM66 158H67V157H66ZM90 158H91V156H90ZM92 158H93V157H92ZM92 158H91V159H92ZM94 158H95V157H94ZM94 158H93V159H94ZM104 158H106V157H104ZM110 158H111V157H110ZM118 158H119V157H118ZM118 158H117V157L112 158V159L108 160V163H110V161L113 160V159H115V161H117L116 159H118ZM138 158H136V159L138 160ZM143 158H144V159H143ZM166 158L168 159V157H165L164 161L167 160ZM177 158H178V157H177ZM177 158H176V159H177ZM180 158H179V160H180ZM222 158H223V157H222ZM251 158H252V159H251ZM14 159H15V157H14ZM29 159H30V157H29ZM31 159H32V157H31ZM55 159H56V158H55ZM60 159H61V158H60ZM63 159H64V158H63ZM63 159L60 160V163H61V161H63ZM74 159H75V158H74ZM76 159H77V158H76ZM76 159H75V160H76ZM93 159H92V162H94ZM107 159H108V158H107ZM120 159H121V158H119L118 160H120ZM176 159H174V160L176 161ZM182 159H183V161H182ZM182 159H181L180 161H181V162H184V165H181V167L184 168L183 166H185V161L187 162L188 159L186 158L185 161H184V159H185L184 157H183ZM220 159H221V158H220ZM223 159H224V158H223ZM237 159H240V156H239V158H237ZM260 159H261V158H260ZM11 160L13 161V159H11ZM11 160H10V161H11ZM22 160H23V159H22ZM27 160H28V159H27ZM33 160H34V159H33ZM38 160H37V161H38ZM57 160H59V159H57ZM57 160H56V161H57ZM88 160H89V159H88ZM95 160H96V159H95ZM98 160H99V159H98ZM101 160H102V159H101ZM101 160H100V161H101ZM125 160H120V161H121V162H119L120 164H118V162L116 163V164H118V166L120 167V171H121V169H123V167L121 168V163H122V161H125ZM189 160H188V161H189ZM221 160H222V159H221ZM224 160H225V159H224ZM8 161H9V160H8ZM8 161H7V162H8ZM23 161H24V160H23ZM23 161H22V162H23ZM56 161H55V162H56ZM64 161H65V160H64ZM69 161H71V160H69ZM73 161H74V160H72V162H73ZM76 161H77V160H76ZM96 161H97V160H96ZM105 161H106V160H104L103 162H105ZM115 161H112V162L115 163ZM133 161L136 162V160H133ZM172 161H173V160H172ZM190 161H189V162H190ZM218 161H219V159H218ZM260 161L262 162L263 167H261L262 170H261V172H260V173H261L260 176L257 175V176H258V179H259L258 181H257V180H253V176H246V174L244 175V177H242L243 180H244L245 185H246V184H248V185L251 184V185H252L253 182H254V183H257L258 185H255V186L252 185V186H254L255 190H254L253 192H248V191L245 190V188H244V189H241V188L239 187V189H237L236 191H234L235 187H233V189H231V191H232V190H233V191H232V192L230 191V192H231V195H228L227 198H225V201H224V202L221 201V198L219 197V193H218V196H217V193L215 192V191H218V189L215 190V189L217 188V186H216V188H215L214 186H213V187H212V186H208V185H211V184H208V185H207L205 181H204V182H205L204 184H206V187H204L205 185L203 184V182H202L203 186H202L201 184H197V185H196V183H195V181L197 180V177L194 176V175L197 174V176H200L201 174L199 175V173H203V172H202V171H203L202 168H204V167H203L204 165H205V167H207L206 164H204V165H203V164H202V165L200 164V165L202 166V168H200L201 166H196V167H195V166H194L195 164L193 165L195 168L192 167V165H190V166L192 167L191 170H189V168H190L189 165H188L189 168L187 167V165H186L187 168H184V169L181 168L182 171H185V169H187L186 171L189 170L191 173L196 171L195 174L192 173L196 180H195L194 182H192V180H191V184H192V183H195V184H193V185H194V187H195L199 192H201L202 194H206V195L209 194V195L211 196V198H210V202H211V203H210L209 205L207 204V205H208V208H209L210 206L214 207V206L216 205L215 203H217V202L219 203L220 201H221V203L223 204V205L221 204V206L218 205V206H219L218 208H211V207H210L209 210H208L206 213H204V212L200 213L201 211H200V212H197L199 209H197V211H196V209H195V211H193V212H195V213L197 212L196 214H194V222H195L196 224H198V225H196V227L199 226L200 224L203 225V224H205V223H207V222H209V221L213 223V221H216V220H217V221H216L217 223H213V224L209 223V225L211 224L210 226H209V225H204V227H202V229L204 228L205 231H207V232H206V234H208V235H207V239H208V236L210 235V234H209L210 232L208 233V231H211V233H214L216 236H217V234H218V236H219V234H220L219 237L221 238V234H223V233L227 234V232H229V231L231 232V229H232V228H233V230H236V229L238 230V228L241 227V226L239 225V224L241 223V221H239V222H240V223H239L238 220L240 219V216L243 218L242 214L239 216V219H237V218L235 217L234 214L231 215V217H228V216H230V214L233 212V210L230 209L232 212H231V211H228V209H227L228 207H227V206H228L230 203H233L234 200H235L236 198H238V197H240V196H247V197L250 199V201H248V198H247V199L245 198L246 201H243V202H240V201H239V202H240V203H243V204H246L247 206H252V207L255 206L254 209L257 208V207H258V208L261 207L260 209H262V207L264 206V157H263ZM14 162H15V161H14ZM26 162H27V161H26ZM26 162H25V163H26ZM33 162H36V161H33ZM33 162H32V163H33ZM58 162H59V161H58ZM66 162H67V159H66ZM66 162H64L63 164H65ZM72 162H71V163H72ZM82 162H83V161H82ZM82 162H81V163H82ZM101 162H102V161H101ZM112 162H111V163H112ZM126 162H125V163H126ZM140 162H139V163H140ZM169 162L171 163V161H169ZM169 162H168V160H167V162H166L167 165H168ZM177 162H178V161H177ZM181 162H180V163H181ZM189 162L186 163V164H189ZM191 162L195 163L194 161H191ZM191 162H190V164H191ZM207 162H208V163H207ZM220 162H221V161H220ZM222 162H223V160H222ZM245 162L243 161V164H244ZM12 163H13V162H12ZM18 163H19V162H17V164H18ZM36 163H37V162H36ZM36 163H35V165H36ZM77 163H78V162H77ZM85 163H86V162H85ZM85 163H84V165L82 164L83 166H81V167H84V166H85ZM97 163H98V162H97ZM97 163H96V164H97ZM114 163H112V165H113ZM127 163H128V162H127ZM132 163H133V162H132ZM132 163L130 164V162H129V165H130L129 167L131 168L130 170L132 171V173L134 172L133 174L135 175V172H137V170L135 169L136 167L134 168V166H133V165H135V163H133V165H132ZM136 163H137V162H136ZM163 163H164V162H163ZM174 163H175V162H174ZM193 163H192V164H193ZM210 163H211V161H210ZM216 163H218V164H217V165H214V164H216ZM224 163H226V161H225ZM240 163H241V162H240ZM5 164H6V163H4V165H5ZM7 164H8V163H7ZM7 164H6V166H7ZM20 164H21V161H20ZM22 164H23V163H22ZM33 164H34V163H33ZM37 164H38V163H37ZM55 164H56V163H55ZM74 164H75V163H74ZM86 164L89 165V166H88L89 168H92V167L94 166V165H93V166L90 165V163H89V164L86 163ZM91 164H92V163H91ZM99 164H100V162H99ZM137 164H138V163H137ZM137 164H136V166H137ZM182 164H183V163H182ZM234 164H235V163H234ZM4 165H3V167H4ZM26 165H28V164L26 163ZM35 165H34V167H35ZM58 165H60V164H58ZM61 165H62V164H61ZM68 165H71V164H70V163H69V164L67 163V164H66V167H67ZM76 165H78V164H76ZM80 165H81V164H80ZM87 165H86V166H87ZM104 165H109V166H108L109 168L112 167V165H111V164H107V162L104 163ZM122 165L124 166V165H128V164H124V163H123ZM131 165H132L133 167H132ZM138 165H139V164H138ZM150 165H147V166H150ZM171 165H172V166L170 167V170H174V169H171V168L173 167L174 164L172 163ZM177 165H178V164H177ZM211 165H212V164H211ZM211 165H210V167H212ZM213 165H214L213 167L215 168V170H213V172L215 171L214 173H216L217 170H220V169L218 168V165L221 166V164H219V162H214ZM223 165H224V164H223ZM225 165H227V164H225ZM225 165H224V168L222 169V171L225 169ZM238 165H239V163H237L236 166L238 167ZM240 165H241V164H240ZM6 166H5V167H6ZM8 166H9V165H8ZM10 166L12 167L13 164L10 165ZM10 166H9V167H10ZM20 166H21V165H20ZM22 166H23L22 168H24L25 165H22ZM32 166H33V165H32ZM41 166H42V164H41ZM71 166H72V165H71ZM74 166H75V165H74ZM86 166H85V167H86ZM97 166H98V164H97ZM99 166H100V165H99ZM101 166H102V165H101ZM113 166H114V165H113ZM115 166H116V165H115ZM118 166H116V168H112V169L115 170V169L118 168ZM140 166H141V164H140ZM140 166L137 167L138 170H141V169H140ZM163 166H164V168H163L164 170L169 169V166L166 167V169H165V163H164ZM233 166H234V165H233ZM236 166H235V167H231L230 165H228V166L226 167L227 170L224 172L225 175L222 174V171H221V170L218 171V173L221 175L219 178H218L217 176H215V179H213V178H214V177H213L214 175H212V174H211V175H212L213 178H212L211 176H208V175H210V174H207L208 172H207V170L205 171V169H204V171H205L204 173H206V175H205V174H204V175L207 176V177H210V178L213 179L215 182H216V180H217V184H216V185H218V187H219L220 185L223 186V184H224V186H225V185L228 186V185H227L228 183L225 184L224 181L226 182V181H227L226 179H230V178L234 180L233 177H234L235 174L238 172V170H240V169H239L240 166H239V168H237ZM245 166H246V165H245ZM5 167H4V168H5ZM11 167H10V168H11ZM25 167H27V166H25ZM34 167H32V169H33ZM53 167H54V166H53ZM56 167H57V166H56ZM66 167L64 166V170H65ZM68 167H69V166H68ZM68 167H67V168H68ZM76 167H77V166H76ZM79 167H80V166L78 165V168H79ZM108 167H107V168H108ZM125 167H126V166H125ZM129 167H128V168H129ZM174 167H176V169L178 168V166H174ZM179 167H180V164H179ZM10 168H9V169H10ZM13 168H14V167H13ZM29 168H30V167H29ZM38 168H40V167L38 166ZM42 168H44V167L42 166ZM51 168H52V166H51ZM57 168H58V167H57ZM95 168L99 170V168H97V167H95ZM101 168H103V166H102ZM104 168L106 169V167H104ZM104 168L102 169V173H103L104 175H106L107 173H106V174L104 173V172L106 171ZM132 168H134V169H132ZM141 168H142V167H141ZM196 168H197V169L199 168V170L197 171ZM0 169H1V168H0ZM7 169H8V168H7ZM7 169H3V170L6 171ZM20 169H21V168H20ZM20 169H19V171H20ZM32 169H31V170H32ZM34 169H35V168H34ZM40 169H41V168H40ZM46 169H47V168H46ZM48 169H49V167H48ZM60 169H61V168H60ZM71 169H73V168H71ZM71 169H70V170H71ZM74 169H75V168H74ZM110 169H111V168H110ZM110 169H107V171H109V172L112 171V170H110ZM118 169H119V168H118ZM124 169H125V168H124ZM124 169H123V170H124ZM176 169H175V170H176ZM194 169H196V170L193 171ZM200 169H201V171H200ZM206 169H207V168H206ZM209 169H210V168H209ZM12 170H13V169H12ZM21 170H22V169H21ZM23 170H24V169H23ZM25 170H26V168H25ZM29 170H30V169H29ZM55 170L57 171V169H55ZM68 170H69V169H68ZM70 170H69V171H70ZM76 170H77V168H76ZM76 170H75V172H76ZM79 170H80V169H79ZM92 170H93V168H92ZM104 170H105V171H104ZM126 170H128V169H126ZM133 170H135V171H133ZM164 170H162V172H163ZM170 170H168V171L166 170V173L163 172V173L166 174V176H168V178H169V175H170V174L167 175V172H170ZM175 170H174V171H175ZM178 170H180V169L178 168V169H177V172H178ZM258 170H259V169H258ZM8 171H9V170H8ZM8 171H7V172H8ZM15 171H16V169H15ZM35 171H36V169H35ZM38 171H40V170H38ZM42 171H43V170H42ZM51 171L53 172L54 169L51 170ZM60 171L62 172V169H61ZM60 171H59V172H60ZM80 171H81V170H80ZM82 171H83V170H82ZM107 171H106V172H107ZM117 171H118V170H117ZM120 171H119V176H120L121 172H124V171H121V172H120ZM131 171H130L129 174H131ZM199 171H200V172H199ZM210 171H212V170H210ZM259 171H260V170H259ZM17 172H18V170H17ZM27 172H28V171H27ZM30 172H31V171H30ZM63 172H64V171H63ZM63 172H62V173H63ZM67 172H68V171H67ZM72 172H73V171H72ZM94 172H95V171H94ZM97 172H99V171H96V173H97ZM127 172H129V171H127ZM175 172H176V171H175ZM175 172H174V174L176 175L177 172H176V173H175ZM179 172H180V171H179ZM220 172H221V173H220ZM10 173H11V172H10ZM14 173H15V172H14ZM14 173H13V174H14ZM24 173H25V172H24ZM36 173H37V171H36ZM43 173H44V171H43ZM48 173H49V172H48ZM54 173H55V172H54ZM54 173H53V174H54ZM62 173H61V175H62ZM68 173H69V172H68ZM70 173H71V172H70ZM77 173L79 174L80 172H77ZM77 173H76V174H77ZM81 173H82V172H81ZM84 173H85V172H84ZM99 173L102 174L101 172H99ZM182 173H184V172H182ZM182 173H178V174H180V178H181L183 175L186 176V175H185L186 172H185L184 174H182ZM191 173H188V172H187V174H190V176H192ZM211 173H212V172H211ZM4 174H5V173H4ZM18 174L20 175V172H18ZM25 174H26V173H25ZM25 174H23V175H25ZM41 174H42V173H41ZM44 174H45V173H44ZM46 174H47V173H46ZM51 174H52V173H51ZM57 174H58V173H57ZM57 174H56V175H57ZM63 174H64L65 177H68L67 175H65L66 173H63ZM78 174H77V176H79ZM92 174H94V173H92ZM103 174H102V175H103ZM108 174H109V173H108ZM110 174H111V173H110ZM110 174H109V175H110ZM113 174H114V171H113ZM113 174H111V176H112V178H113L112 180H111V178H109V176L107 175L108 177H106V179L109 178V180H111V181H109L108 179H107L108 181L105 180V181H107L108 183L110 182L109 184L107 183V186H106V187H104V186L106 185V183H105V181L103 180V179H105L103 176L100 175V176L103 177V178H101L100 176H99V177L101 178V180L104 181L105 185H104V183L102 184V181H101V182H100L99 180L97 181L98 178H97V177H94V176L92 175V176H91L92 179L96 178V179H95L96 182H93V181H92L93 184H95V183L97 184V182H98V185H95L96 187H97V186H100V184H101L100 187H101L102 189L105 188L106 191H107V194H106V191H105V193H103V192H104V189H103V190L101 189V190H102V191H101V190H99L98 188H97V189H98L100 192L97 191L96 189H94V190H96L97 192H95V191H94V192L91 191V192L94 193V194L96 193L95 196H98V194L100 195L101 192H102L103 195H100V197L108 195L109 192H108V189H107V188H109L110 184H111V183L113 182V180H114V175H113ZM124 174H127L126 171H125ZM124 174H121V176L124 175ZM136 174H137V173H136ZM171 174H173L172 171H171ZM181 174H182V176H181ZM1 175H2V173H1ZM11 175H12V174H11ZM11 175H9V176H11ZM15 175H16V174H15ZM21 175H22V173H21ZM30 175H31V174H30ZM59 175H60V173L58 174V176H59ZM70 175H71V174H70ZM81 175H83V174H80L79 177L76 176V177L78 178V180H80L81 178H84V177H85V176L81 177ZM84 175H85V174H84ZM97 175H98V174H97ZM115 175H117V176H115V178H116V182H117V181H118L117 178L119 179V176H118V174H115ZM202 175H203V174H202ZM204 175H203V176H204ZM217 175H218V174H217ZM249 175H250V173H249ZM28 176H29V174H28ZM39 176H40V174H39ZM47 176H48V174H47ZM64 176H63V177H64ZM72 176H73V175H71V177H72ZM74 176H75V175H74ZM74 176L72 177V181H73V179L75 178ZM95 176H96V174H95ZM111 176H110V177H111ZM124 176H125V178H123V179H125V180H127L126 177L128 178V180H129V177H130V176L134 177L133 175H130V176L128 175L129 177H128L127 175H124ZM135 176H136V175H135ZM163 176H165V175H163ZM166 176H165V177H166ZM171 176H174V175H171ZM203 176H200V179H202L201 177H203ZM255 176H256V175H255ZM255 176H254V177H255ZM257 176H256V177H257ZM6 177H8V176L6 175ZM24 177H25V176H23V178H24ZM30 177H31V176H30ZM34 177H35V176H34ZM34 177H33V178H34ZM56 177H57V176H56ZM60 177H61V176H60ZM71 177H70V178H71ZM80 177H81V178H80ZM91 177H89V179H90ZM93 177H94V178H93ZM177 177H179V176L176 175V178H177ZM216 177H217V178H216ZM256 177H255V178H256ZM2 178H3V175H2ZM2 178H1V179H2ZM8 178H10V177H8ZM49 178H50V179H53V178L55 179V177H52V175H51ZM61 178H62V177H61ZM79 178H80V179H79ZM121 178H122V177H120V179H121ZM135 178H136V177H135ZM137 178L140 179L141 177H138V176H137ZM142 178H143V177H142ZM170 178H171V177H170ZM188 178L190 179V177H188ZM210 178H209V179H210ZM10 179H13V178H10ZM16 179H17V178H16ZM20 179L23 180L22 178H20ZM28 179H29V178H28ZM28 179L26 178V180H28ZM41 179H42V178H41ZM41 179H40V180H41ZM44 179H47L46 176H45ZM66 179H67V178H66ZM86 179H88V178H86ZM92 179H91V180H92ZM123 179H122V180H123ZM131 179H132V178H131ZM143 179H145V178H143ZM143 179H141L142 182H143V181L146 182V180L148 181V179H145V180H143ZM164 179H167V178H164ZM172 179H173V177H172ZM172 179H171V180H172ZM177 179H178V178H177ZM177 179H176V183H177V181L179 180V179H178V180H177ZM182 179H185V178H182ZM204 179H206V178L204 177L203 180H204ZM209 179H208V180H209ZM3 180H4V179H3ZM35 180H37V179H35ZM56 180H57V179H56ZM58 180H60V178H59ZM62 180H63V178L61 179V182H62ZM64 180H65V179H64ZM69 180H70V179H68V182L70 183ZM78 180H77V182H75L76 180L73 181L74 184H73L72 186H74L75 183L78 184V183H79ZM128 180H127V181H128ZM132 180H133V179H132ZM141 180H137V182H138V181L141 182ZM161 180H162V181H161ZM167 180H168V179H167ZM167 180H166V181H167ZM171 180H170V181H171ZM185 180H186V179H185ZM5 181H6V179H5ZM7 181H8V182H7ZM7 181H6L7 183H6L5 186H7V184L9 183V180H8V179H7ZM10 181H11L10 183L13 182V180H10ZM14 181H16V180L14 179ZM29 181H30V180H29ZM41 181H43V179H42ZM46 181H47V180H46ZM46 181H45V182H46ZM48 181H50V180H48ZM53 181H54V180H53ZM80 181H81V180H80ZM82 181H83V179H82ZM84 181H85V180H84ZM84 181H83V182H84ZM87 181H89V182H88V185L91 184V181H90V180H86L85 182H87ZM120 181H121V180H119V181L117 182L119 185H120V183H119ZM130 181H131V180H129V181L127 182V183H129V185L131 184ZM149 181H148L147 183L151 184ZM168 181H169V180H168ZM168 181L165 182V183L167 184V183L170 182V181H169V182H168ZM182 181H183V180H181V182H182ZM186 181L188 182L189 180L187 179ZM186 181H185V182L183 181L184 184L187 183ZM206 181H207V180H206ZM230 181H231V180H230ZM2 182H4V181H1V183H2ZM31 182H32V181H31ZM38 182H39V181H38ZM43 182H44V181H43ZM43 182H42V183H43ZM58 182H59V181H57V184H59ZM64 182H65V181H64ZM68 182H67V183H68ZM123 182H124V181H123ZM133 182H135V181L133 180ZM140 182H138L139 184L137 183L138 185H137L136 182H135L136 186H135V185H134V186H135L136 189L138 188V186H140L139 189L141 188ZM145 182H143V183H145ZM171 182H172V181H171ZM178 182H179V181H178ZM181 182L178 183V184H180V186H182V185H181ZM200 182H201V181H200ZM200 182H199V183H200ZM207 182H208V181H207ZM209 182H210V181H209ZM211 182H212V181H211ZM235 182L238 183V179H237V181L235 180ZM240 182H243V181H240ZM35 183H36V182H35ZM47 183H48V182H47ZM55 183H56V182H55ZM121 183H122V182H121ZM124 183H125V182H124ZM127 183H125V185H126ZM163 183H164V182H163ZM163 183H162V184H163ZM189 183H190V182H189ZM244 183H243V184H244ZM254 183H253V184H254ZM3 184H5V182H4ZM12 184H13V183H12ZM17 184H18V183H17ZM22 184H23V182H22ZM40 184H41V183H40ZM43 184H45V183H43ZM53 184H54V183H53ZM57 184H56V185H57ZM79 184H80V183H79ZM79 184H78L77 188L80 187V189H81V186H79ZM84 184H85V183H84ZM86 184H87V183H86ZM86 184H85V185H86ZM93 184H92V185H93ZM118 184H116V185H118ZM141 184H142V183H141ZM172 184H174V182H173ZM172 184H171V185H172ZM178 184H177V185H178ZM182 184H183V183H182ZM184 184H183V186H184ZM232 184H233V183H232ZM232 184H231V185H232ZM235 184H236V183H235ZM235 184H234V185H235ZM243 184H241V185H243ZM8 185H10V184H8ZM13 185H14V184H13ZM15 185H16V183H15ZM19 185H21V183L18 184V187H19ZM31 185H32V184H31ZM31 185H30V190H31ZM45 185H46V184H45ZM80 185H81V184H80ZM88 185H87V186H88ZM92 185H89V186L91 187ZM103 185H104V186H103ZM108 185H109V186H108ZM111 185H112V184H111ZM142 185L144 186V184H142ZM152 185H151V187H152ZM177 185H175L174 187H176ZM189 185H190V184H189ZM193 185H192V187H193ZM212 185H213V184H212ZM229 185H230V184H229ZM241 185H240V186H241ZM245 185H243V187H245ZM1 186L4 187L3 185H1ZM33 186H34V185H33ZM37 186H38V185H37ZM58 186H59V185H58ZM58 186H57V187H58ZM62 186L66 187V189H67V188L70 189V188L72 187V186H71V187L69 188V187L65 186V183H64V185H62ZM68 186H69V185H68ZM87 186H85V187H87ZM95 186L93 185L92 187H95ZM102 186H103V187H102ZM113 186L115 187L114 184H113ZM113 186H111V189L113 188ZM127 186H128V185H127ZM127 186H126V187H127ZM132 186H133V184H132ZM134 186H133V188H134ZM163 186H165V185H162V187H163ZM167 186H168V185H167ZM172 186H173V185H172ZM172 186H169V189H170V190L173 188ZM178 186H179V185H178ZM186 186H187V185H186ZM226 186H225V187H226ZM237 186H239V185H237ZM16 187H17V186H16ZM16 187H15V189H16V191H17V189H19V188H16ZM24 187H25V185H24ZM24 187H23V188H24ZM35 187H36V185H35ZM40 187H41V186H40ZM48 187H49V186H48ZM51 187H52V186H51ZM53 187H54V186H53ZM55 187H56V186H55ZM74 187H75V186H74ZM120 187H122V184H121ZM129 187H130V186L127 187V190L125 189L126 191H128V193L130 192V191H129V189H130ZM159 187H160V188H159ZM159 187H158L159 189L163 190V188H162L160 185H159ZM170 187H172V188H170ZM187 187H188V186H187ZM231 187H232V186H231ZM12 188H13V187H12ZM21 188H22V187H20V189H21ZM32 188H33V187H32ZM41 188H42V187H41ZM49 188H50V187H49ZM59 188L61 189V187H59ZM72 188H73V187H72ZM83 188H84V187H83ZM118 188H119V186H118ZM118 188H117V189H118ZM123 188H124V187H122V189H123ZM128 188H129V189H128ZM144 188H145V187H144ZM156 188H157V186H156ZM164 188H165V187H164ZM166 188H167V187H166ZM184 188H185V187H184ZM227 188H228V187H227ZM229 188H230V187H229ZM237 188H238V187H237ZM254 188H253V189H254ZM13 189H14V188H13ZM27 189H28V188H27ZM27 189H25L24 191H26ZM38 189H39V188H38ZM45 189H46V188H45ZM86 189H87V188H86ZM89 189L91 190V188H89ZM111 189L109 188V190H111ZM131 189H132V188H131ZM131 189H130V190H131ZM142 189H143V188H142ZM142 189H141V192H139L140 190H138V189H137V190L133 189V190H134L135 192L137 191V192L141 195L142 192H143ZM152 189H154V188L152 187ZM159 189H157V190L159 191ZM176 189H177V188H176ZM176 189H175V190H176ZM179 189H180V188H179ZM188 189H189V188H188ZM196 189H195V190H196ZM223 189H224V187H223ZM246 189H247V188H246ZM250 189H251V187H250ZM3 190H4V189H3ZM21 190H22V189H21ZM32 190H33V189H32ZM34 190H35V189H34ZM34 190H33V191H34ZM43 190H44V188H43ZM55 190H56V189H55ZM57 190H58V188H57ZM64 190H65V189H63V191H64ZM70 190H72V189H70ZM70 190H68L69 193L72 194V192H74V194H75V191L77 192L78 189H75V191H72V192H70ZM73 190H74V189H73ZM81 190H82V189H81ZM83 190H85V189H83ZM92 190H93V189H92ZM114 190H116V189L111 190L112 192L110 191L111 193H114L113 197H112V195L109 193V194H110L109 196H110V198H112V199L106 198L107 196H106V197H102L101 199H105V200H104V202L106 201L105 203H107V200H108V199L111 200V201L108 202V203L111 204V206L114 207V210H115V208H116V211H117V212H115L116 215H117V213L119 214L120 212H121V215H122V211L124 210L123 213H124L125 215H122L121 218H120L121 221H124V219H122L124 216H127V217L130 218V217H131V214L133 215L134 212H133V210H131V209L134 207V206H133L134 204H135V206H136V205H137V202H138V203H139V201L141 202V200H138V198H140L141 196H140L139 194H138V195H139V196H138V195H137V192H136V194H135V193L133 192V190H131V191L133 192V194H132V195L129 194V195H131V196H128L127 194H125V195H126V196H125L124 193H125L126 191H125V190H124L125 192H124L123 190H122V191H119V190H121V189H119L118 192H119V193L121 192L120 194L123 195V196H119L117 192H116V194H115ZM145 190H146V191H145ZM154 190H155V189H154ZM154 190H150L149 187H148V191H149V192H148L147 189H144V191H145L144 193H146V194H144V195H145V196H144L145 200H146L147 198L150 200L151 197L155 199V198L158 197V195H160V194L156 193V190H155V191H154ZM166 190H168V189H166ZM166 190H165V191H166ZM173 190H174V188H173ZM175 190H174V191H175ZM180 190H182V188H181ZM184 190H185V189H184ZM186 190H187V188H186ZM192 190H194V189H192ZM195 190H194V192L197 191V190H196V191H195ZM219 190H221V189H219ZM47 191L50 193V190H49V189H48ZM47 191L44 190L45 193H46ZM59 191H60V190H59ZM61 191H62V190H61ZM65 191H67V190H65ZM85 191H86V190H85ZM152 191H154L155 193L152 192ZM177 191H179V190H177ZM249 191H252V189L249 190ZM9 192L12 193V191H9ZM17 192H18V191H17ZM31 192H32V191H31ZM38 192H40V191H38ZM44 192H43V193H44ZM52 192H53V191H52ZM57 192H58V191H57ZM78 192H80V190H79ZM83 192H84V191H83ZM89 192H90V191H89ZM89 192H87V193L89 194ZM91 192H90V193H91ZM122 192H124V193L122 194ZM132 192H130V193H132ZM159 192H160V191H159ZM188 192H190V189H189ZM218 192H219V191H218ZM224 192H225V191H224ZM234 192H236L237 194L233 196L232 193L234 194ZM4 193H5V192H4ZM4 193H3V194H4ZM13 193H14V192H13ZM28 193H29V192H28ZM32 193H33V192H32ZM32 193H31V194H32ZM34 193H35V191H34ZM36 193H37V192H36ZM36 193L33 195L34 197H35V195H37ZM40 193L42 194V191H41ZM60 193H61V192H60ZM87 193L84 192L83 194H82V193H80V194L85 195V194H87ZM97 193H98V194H97ZM126 193H127V192H126ZM164 193H165V192H164V190H163V192H161V196H162V194H164ZM167 193H168V191H167ZM167 193H166V195H167ZM169 193H170V195H171V196L169 195L170 197H172V195H174V194H177V193H175V192H174V194H171V193H172L171 191H170ZM181 193H182V192H181ZM181 193H180V194H181ZM192 193H193V191L191 192V195H189V193H188V195L185 194L186 196H182V197L178 196L177 200H176V198L173 197V199H174L175 201H174L173 199L171 200V198H168L169 196H168V197L165 196V198L170 199L173 203H172L171 201L169 202L168 199H167L169 205H168V203H167V205H165V206H163V205H159V208L156 207V206H158L157 204H155V206H154V202L152 201L153 199H151L150 201L153 202V204H151V205H153V210H156V212H158V213H156V214L161 215V213H162L163 210H164L163 213L167 216L166 213H167L168 211H171V212L168 213V214H169V217H170V213H171V214H174V211L176 212V209H177V208H179V211H180V212H181V210H183L182 212L186 213V212L184 211V209H186V208H185L186 206H185V207H184V206L182 207L183 204H186V203H188V204H190V205H194V204H195V202L198 200L197 198H198L199 196H198V197L192 196V195H196V194H197V193H196V194H192ZM215 193H216V194H215ZM220 193H222V192H220ZM9 194H10V193H9ZM41 194H40V195H41ZM46 194H47V193H46ZM46 194H45V195H46ZM51 194L55 196V193H54V194L51 193ZM61 194H63V193H61ZM71 194H70V195H71ZM88 194H87V196H88ZM94 194H93V195H94ZM104 194H105V195H104ZM134 194L137 195L138 198H137V196H134ZM225 194H226V193H224V194L222 193L223 196H224ZM0 195H1V193H0ZM4 195H5V194H4ZM21 195H22V194H21ZM42 195H43V194H42ZM49 195H50V194H49ZM56 195H57V194H56ZM66 195H67V196H70L69 194H66ZM75 195H76V194H75ZM75 195H74V196L72 195V197H75ZM78 195H79V193H78ZM78 195H76V196H78ZM164 195H165V194H164ZM178 195H179V194H178ZM209 195H208V198H209ZM1 196H3V195H1ZM7 196H9V195H7ZM11 196H15V197L17 198L18 195L11 194ZM11 196H10V197H11ZM31 196H32V195H31ZM33 196H32V198H28V197H26L25 195H23V196H19V197L16 199V202H17V203H18V202L21 203V202H23L26 198H28V200H29V199H34ZM47 196H48V195H47ZM54 196H53V197L51 196L52 198L48 199V200H50V203L52 202L51 199H53ZM58 196H59V195H57V197H58ZM64 196H65V192H64ZM64 196H61V197L63 198ZM67 196H65V199H66V200L63 199L64 201H62V203L67 201V199L69 198V197L67 198ZM80 196H81V195H80ZM114 196H115V197H114ZM204 196H205V195H204ZM220 196H221V195H220ZM4 197H5V196H3V199H5V200H8V199L10 198V197H9V198L7 199L6 197H5V198H4ZM25 197H26V198H25ZM37 197H38V196H36V199H38V198L40 199V197H38V198H37ZM43 197H44V196H43ZM45 197H46V196H45ZM45 197H44V198H45ZM49 197H50V196H49ZM55 197H56V196H55ZM59 197H60V196H59ZM61 197H60V199H62ZM70 197H71V196H70ZM72 197H71V198H72ZM81 197H83V196H81ZM85 197H86V195H85ZM85 197H84V198H85ZM100 197H99V199H100ZM149 197H150V198H149ZM159 197H160V196H159ZM162 197H163V196H162ZM162 197H160V199H161ZM221 197H222V196H221ZM11 198H12V197H11ZM46 198H47V197H46ZM76 198H77V197H76ZM79 198H80V197H79ZM79 198H77V199H78V200H81V198H80V199H79ZM84 198H82L83 201H85ZM86 198H87V197H86ZM95 198H96V197H95ZM113 198H114V199H113ZM141 198H142V197H141ZM165 198H164V199H165ZM206 198H207V197H206ZM206 198H205V199H206ZM208 198H207V199H208ZM77 199H71V200H77ZM90 199L93 200L92 197H90ZM101 199H100V200H101ZM238 199H240V198H238ZM0 200H2V199L0 198ZM14 200H15V198H14ZM34 200H35V199H34ZM44 200H45V199H44ZM58 200H59V199H58ZM78 200H77V202H73V203H74V204L78 203V202H79ZM96 200H97V201H96ZM96 200L93 201L94 203H93L92 201H91V202H92L93 204H95L96 202H98V197L96 198ZM100 200H99V203H100V206H101V203L103 204V202H101ZM236 200H237V199H236ZM243 200H244V199H243ZM2 201H3V200H2ZM29 201H30V200H29ZM39 201H41V199H40ZM60 201H61V200H60ZM69 201H70V199H69ZM89 201H90V200H89ZM125 201H126V202H125ZM143 201H144V199H143ZM160 201H162V200H160ZM163 201H164V200H163ZM163 201H162V203H163ZM167 201H164V202H167ZM198 201L201 202V200H198ZM0 202H1V201H0ZM7 202H8V201H7ZM10 202L12 203V199L10 200ZM10 202H9V203H10ZM25 202H26V201H25ZM31 202L33 203V201H30V203L27 202V203H28L27 205H29L30 207H31V205H30ZM35 202H36V201H35ZM55 202H56V200H55ZM55 202H54V200H53V202H52V204H53L52 206H53V207H55L56 204H58V203L54 204ZM67 202H68V201H67ZM70 202H71V201H70ZM70 202L68 203V204H69V208L71 207V206H70V205H71ZM91 202H90V204H91ZM147 202H148V201H146V203H147ZM158 202H159V201H158ZM158 202H156V203H158ZM185 202H186V203H185ZM199 202H198V205L200 206ZM206 202H207V201H206ZM208 202H209V201H208ZM239 202H238V204H236V205H239ZM5 203H6V202H5ZM5 203H4V204H5ZM17 203H16V204H17ZM37 203H38V202H37ZM44 203L46 204L47 202H44ZM62 203L59 202V204H62ZM99 203H98V204H99ZM105 203H104V206H107L108 203H107V205H105ZM133 203H134V204H133ZM149 203H150V202H149ZM160 203H161V202H159V204H160ZM162 203H161V204H162ZM170 203H172V204H170ZM196 203H197V202H196ZM218 203H217V204H218ZM6 204H7V203H6ZM38 204H40V203H38ZM38 204H37L36 206H38ZM59 204H58L57 206L60 207L61 205H59ZM66 204H67V203H66ZM68 204H67V205H68ZM79 204L81 205L82 203H78V205H79ZM90 204H89V205H90ZM93 204H92V207H93ZM96 204H97V203H96ZM132 204H133V205H132ZM139 204H140V203H139ZM142 204H143V202H142ZM8 205H9V204H7V206H8ZM13 205H15V204H14V201H13ZM64 205H65V204H64ZM64 205L62 204L63 207H64ZM72 205H73V204H72ZM78 205H76V206H78ZM83 205H85V203H84ZM83 205L80 206V209H81V207H82ZM86 205H87V204H86ZM86 205H85V206H86ZM89 205H88V206H89ZM131 205H132L133 207H132ZM140 205H141V204H140ZM144 205H145V203H144ZM148 205H149V204H148ZM195 205H197V204H195ZM201 205H202L201 207L204 206L203 204H201ZM0 206H1V205H0ZM17 206L19 207V206H22V205H21V204H20V205H16V207H17ZM23 206H26V205L23 204ZM29 206H27L26 208H28ZM32 206H33V205H32ZM46 206H47V205H46ZM46 206H45V207H46ZM50 206H51V205H50ZM76 206H75V208H77ZM88 206H86V207L83 206L84 209H83V207H82V210L87 209ZM97 206H98V205H96V207H97ZM104 206H103V207H104ZM141 206H142V205H141ZM141 206H140V208H141ZM146 206H147V204H146ZM160 206H161L162 208L165 207V209L168 210V211L166 212L165 209L161 210ZM180 206H181L182 208H184V209L181 208V210H180ZM187 206H188V205H187ZM205 206H206V203H205ZM231 206H232V205H231ZM233 206H234V204H233ZM243 206H244V205H243ZM13 207H14V206H13ZM38 207H39V206H38ZM43 207H44V205H43ZM45 207H44V208H45ZM47 207H48V206H47ZM53 207H52V208H53ZM59 207H58V211H57V212L60 211V213H61L62 216H61L60 218H58L60 215H59V216L57 215L58 217L56 216V218H58V220H59V219H61V218L63 217V219H65L64 221L62 220L64 223H65L66 221H67V222H71L72 225H70V227L67 228V229H69L68 232H70V231L74 232V231H75V233H76V231H80V230H81V227H83L82 230H86V231H88L87 229H84V228H86V226H85L86 224H85V225L83 224L84 226H79V225H74V224H73V223H75V220H76L78 217H80V216H76L77 214L72 213V211H73L72 209H71L70 212H67V211H64V210L61 211V210L63 209V207H62V209H60ZM65 207H66V206H65ZM90 207H91V206H90ZM94 207H95V205H94ZM94 207H93V208H94ZM98 207H99V206H98ZM103 207H102V208H103ZM109 207H110V205H109ZM109 207L107 206L106 208L109 209ZM131 207H132V208H131ZM149 207H150V206H149ZM149 207L147 206V208H149ZM154 207H156V208L154 209ZM190 207H192V206H188L189 209H190ZM197 207H198V206H197ZM201 207H200V208H201ZM206 207H207V206H206ZM220 207H221V208H220ZM234 207H235V206H234ZM234 207H233V208H234ZM2 208H3V207H2ZM11 208H12V207H11ZM11 208H10V209H11ZM20 208H21V209H19V210L23 211V210H22V207H20ZM31 208H32V207H31ZM50 208H51V207H49V209H50ZM55 208H57V207H55ZM66 208H68V206H67ZM66 208H65V209H66ZM69 208H68V209H69ZM88 208H89V207H88ZM99 208H100V207H99ZM99 208H98V209H99ZM104 208H105V207H104ZM104 208H103V210H104ZM106 208H105V209H106ZM134 208H135V207H134ZM134 208H133V209H134ZM137 208H138V206H137ZM137 208H136V209H137ZM140 208H139V209H140ZM147 208H146V209H147ZM157 208H158L159 211L161 210V211H160L161 213L157 210ZM193 208H195V207H193ZM219 208L221 209V211H220ZM238 208H239V206H238ZM241 208H243V207L241 206ZM244 208H245V207H244ZM10 209H8V212H7V213H9V214H8L9 216H10V214H11L10 211H9ZM12 209H13V208H12ZM29 209H30V208H29ZM29 209H27L26 212H28ZM77 209H78V208H77ZM80 209H78V210H80ZM98 209H95V208H94V211H92V209H88V210H89V211L91 210V211H92V214H94L93 212H95V210H96L98 213L95 212V214H99L100 212L98 211ZM100 209H101V208H100ZM108 209H107V210H108ZM118 209H120V211H118ZM136 209H134V210H136ZM189 209H188V210H189ZM218 209H219V215H218V216H217V215L215 216V213L218 211ZM235 209H236V208H235ZM246 209H247V210H249V209L252 210L250 207H249V209L246 207L245 210H246ZM0 210L2 211V209H0ZM4 210H5V209H4ZM33 210H34V209H33ZM41 210H42V205H41V208L39 209V213L42 212ZM82 210H81V211H82ZM103 210H100V211H103ZM112 210H113L112 207H110V209H109V212H110V213L107 211V214H109V215L111 214V215H112V213H113V215L115 216V214H114V212H112ZM130 210H131V212H130ZM144 210H145V209H144ZM148 210H151V207H150V209H148ZM148 210H147L146 213L140 211V213H144V215L141 214L140 216H141V217H142V216H145L144 220L146 219L147 221H149V220L146 218V217H148V214H150V215L152 214V215H153V213H152L153 211H152V212H149ZM186 210H187V209H186ZM188 210H187V211H188ZM193 210H194V209H193ZM203 210H204V208H203ZM245 210L243 209L242 212H244ZM6 211H7V209H6ZM31 211H32V210H31ZM45 211H46V210H45ZM50 211H53V210H50ZM50 211L48 210L47 212L50 213ZM81 211H79V212H81ZM85 211L87 212V210H85ZM145 211H146V210H145ZM177 211H178V210H177ZM256 211H257V210H256ZM4 212H5V211H4ZM4 212H2V213L0 212V213L3 214ZM16 212H17V211H16ZM16 212H15V213H16ZM33 212H35V210H34ZM53 212H55V211H53ZM74 212H75V213H78L77 210H75V209H74ZM104 212H105V210H104ZM136 212H138V210H137ZM154 212H155V211H154ZM165 212H166V213H165ZM172 212H173V213H172ZM188 212H190V211H188ZM188 212H187V213H188ZM230 212H231V213H230ZM234 212H235V211H234ZM247 212H248V211H247ZM249 212H251V211H249ZM13 213H14V212H13ZM13 213H12V214H13ZM19 213H20V212H19ZM22 213H23V212H22ZM43 213H44V211H43ZM43 213H41V214H43ZM51 213H52V212H51ZM81 213H82V212H81ZM81 213H80V214H81ZM140 213H139V214H140ZM184 213H183V214H184ZM252 213H253V212H252ZM257 213H258V212H257ZM259 213H260V212H259ZM261 213H262V212H261ZM5 214H6V213H5ZM23 214H24V213H23ZM32 214H33V213H32ZM56 214H57V213H56ZM56 214H55V215H56ZM58 214H59V213H58ZM90 214H91V213H90ZM90 214H88V213L85 214V213H84V214H81V217H82V218H85L84 216H86V215H89V216H90ZM100 214H101L100 216H103V215H102V212H101ZM136 214H138V213H135V215H136ZM156 214H155V215H156ZM164 214H162V215H164ZM178 214H179V213H178ZM191 214H193V213H191ZM245 214H246V212H245ZM247 214H248V216L250 215L249 213H247ZM254 214H255V216H254V215H253V217H252V216H251V217L249 216V218H247V219L244 217V218L247 220V225L245 224L246 227H244V229L242 228L243 232H242L241 230H240V233H238L239 231L237 232V233L240 234V235H241L242 233H244V234L241 235L242 238H241L240 236H238V238H239V239L241 238V240L236 241L235 244H232V241H233V240H230V239H237V240H238V238H236L237 236H235L234 238H229V239H228V236H229V235H227V239H226V240L224 239L225 237L223 236V237H224L223 239H224L225 241L220 240L219 238H218L219 241H217V240L215 239V238H217V237H216L214 234H211V235H214L213 238L215 237L214 239H215L217 242H215V243H213V244L211 245V241H210V240H211V239L213 240V238H210V240H209V239H208V240L210 241V245H211V246H207V245H208V243H207L208 240H207V242H206L205 244H204L205 241H204L203 243H201V241H200V242H199V244H200L199 247H197V245H196V247H195L196 249H195V250H191V251H190V250L188 249L189 252H185L186 254L184 253V254H185V257L192 258L191 260H193V258H195V257H198V258H200V259H198V261H200L201 264H210V263H213L212 260L214 259V258H213V259H210V258H209L210 256L213 255V254L211 255V253H212L211 250L213 251V250H215V249L217 250V249L228 248V250H225V249H224L222 252L219 250L220 252L217 253V254L219 255V257H222V258H223V256L225 257V255L230 254V253H229L230 251H233V250H234V251H236V252H235V253L233 254V256L231 257L232 260H230V262H233V263H234V262H237V261H238V264H239V261L242 260V259H240V258H242V257H241V254H240V253H237V252H238V251H242L243 247H244L245 245H248V243H249L248 240H249V238H251V237L253 236V235H252L253 233H254V236H255V233L257 234L258 231H260V229H259L260 227H259V226H261V225H260V224H261V218H264V215H263V214H256V213H254ZM19 215H21V214H19ZM37 215H38V213H37ZM44 215H45V213H44ZM44 215H43V216H44ZM82 215H83V216H82ZM159 215H158V216L156 215L157 218H159ZM162 215H161V218H162V217L164 218L165 215H164V216H162ZM180 215H181V213H180ZM184 215H185V214H184ZM187 215H188V214H187ZM187 215L182 216V217H187ZM243 215H244V213H243ZM256 215H259V216H256ZM1 216H2V215H1ZM12 216H13V215H12ZM21 216H22V215H21ZM21 216H18V218H17V216H16V219H17V220L19 219V222H21V221H23V220L25 221L26 218H25L24 216H22V217H23V218H22ZM32 216H33V215H32ZM51 216H52V215H51ZM89 216H88V217H89ZM92 216H93V215H92ZM95 216H96V215H95ZM97 216H99V215H97ZM105 216H106V215H105V213H104V217H105ZM117 216H118V215H117ZM117 216H116V218H117ZM156 216H155V218H154V216H153L154 219L151 217L153 220H156V221H153L154 223H157L158 220H160L159 223L162 222V221H165V220H163V219H161V218H159V219L157 220ZM166 216H165V217H166ZM174 216H175V214H174L170 219H172ZM188 216H189V215H188ZM192 216H193V215H192ZM236 216H237V215H236ZM4 217H5V216H4ZM6 217H7V216H6ZM19 217H21V221H20V218H19ZM26 217H27V216H26ZM37 217H39V216H37ZM47 217L50 218V215H49V216L47 215ZM47 217L45 216V218H47ZM107 217H108V216H107ZM107 217H106V218H107ZM109 217H111V216H109ZM149 217H150V216H149ZM167 217H168V216H167ZM169 217H168V218H169ZM190 217H191V215H190ZM190 217H189V219H190ZM246 217H247V216H246ZM0 218H1V217H0ZM7 218H8V217H7ZM14 218H15V217H14ZM24 218H25V219H24ZM30 218H31V217H30ZM40 218H41V217H40ZM52 218H53V217H52ZM82 218H81V219H82ZM99 218H102V217H99ZM99 218H98V219H99ZM112 218H113V217H111V220H112V222H113L114 219H112ZM116 218H115V219H116ZM133 218H134V217H131L130 220H128V219H126V217H125V219H126L128 222H129V221H130V222H129V223L127 222V224H124V223H123L122 225H120L121 222H120L119 220H118L119 223L115 220L116 222L114 221V224H113L112 222H108V219H106V220H105V224H104V222H103L104 220H102V219L98 220L97 217H96V218L93 217L94 220H95V219L97 220V221L95 220L97 223H98V221H100V222L102 221L103 225L105 226V227H104V226H103V227H104V228L107 227V228L101 230V228H102V226H101L102 223L100 224V226H101L100 229H99V228H96V227H98L96 224H94V225H96V227H95L94 225H92L94 220L92 221L91 226H90V222H89V224L87 223L88 226H89V227H88V226H87V227H88V229H89L90 227H92V228L95 227L96 229L93 228V229H95L94 231H96V230H98V229L100 230V231H97V232H95V233H98V234H99V232H100V233L105 234V235H106V233H108V231H111L112 229H114V230H112V231H114L116 234L122 233L123 235H127L128 237H129L130 235H132V234H133V236H134V234L137 233V232H134V231H137L136 228H137V227H138V228L140 227V226H138V225H141V228L147 229V228H145V226L142 227V224H143V223H144L143 225H145V224L148 225V230H149L150 225H149L148 223H150V221L147 223L146 220H145V221H143V223H142V222H141V223L139 222V224H138V223H133L134 221L131 222V221H132L131 219H133ZM137 218H138V216H137ZM137 218H136V219H137ZM168 218H167V219H168ZM174 218H175V217H174ZM180 218H181V216H180ZM191 218H192V217H191ZM213 218H215V220H213ZM1 219L3 220V218H1ZM1 219H0V220H1ZM10 219H11V218L9 217V218L7 219V220H8L7 222H9ZM12 219H13V217H12ZM16 219H15V221H16ZM27 219H29V218H27ZM31 219H32V220H30L31 223H35V224H36L37 221H42V220H40L39 218H37L38 220H36V221H35L33 218H31ZM41 219H43V217H42ZM50 219H51V218H50ZM81 219H79V222H80V223L83 222V221H82L83 219H82V220H81ZM88 219H89V218H88ZM104 219H105V218H104ZM134 219H135V218H134ZM134 219H133V220H134ZM136 219H135V221H136ZM165 219H166V218H165ZM178 219H179V217H178ZM181 219H182V218H181ZM183 219H184V218H183ZM192 219H193V218H192ZM2 220H1V221H2ZM43 220H44V219H43ZM46 220H47V219H46ZM77 220H78V219H77ZM80 220H81L82 222H81ZM109 220H110V219H109ZM138 220H139V219H138ZM142 220H143V218H142ZM150 220H151V219H150ZM168 220H169V219H168ZM211 220H213V221H211ZM227 220H228V221H227ZM235 220L237 221V223H238V225H239L240 227L238 226V228H236L237 224H236ZM263 220H264V219H263ZM5 221H6V220H5ZM11 221H12V220H11ZM15 221H14L13 224H15ZM32 221H34V222H32ZM85 221H87V219H85ZM90 221H91V219H90ZM139 221H140V220H139ZM151 221H152V220H151ZM173 221H174V220H173ZM173 221H172V222H173ZM190 221H192V220H190ZM242 221H245V220H242ZM12 222H13V221H12ZM17 222H18V221H16V223H17ZM25 222H26V221H25ZM50 222H54V221H51V220H50ZM56 222H57V221H56ZM56 222H55V223H56ZM63 222H60V223H63ZM77 222H78V221H77ZM106 222H107V223H106ZM125 222H126V221H125ZM137 222H138V221H137ZM172 222H171V224H172ZM175 222H176V221H174V223H175ZM179 222H180V221H179ZM233 222H235V224H236L235 227H233V225H231V223H233ZM9 223H10V222H9ZM21 223H22V222H21ZM31 223H30V224H31ZM40 223H41V222H40ZM40 223H39V224H40ZM45 223H46V221H45ZM64 223H63V224H64ZM154 223H153V224H154ZM159 223H158L157 225L160 226ZM169 223H170V222H169ZM174 223H173V225H174ZM180 223H181V222H180ZM183 223H184V222H183ZM263 223H264V222H263ZM263 223H262L263 226H261V227H262V230L260 231V232H262V233H263V228H264V224H263ZM1 224H2V223H1ZM5 224L7 225L6 222L4 223V225H5ZM18 224H20V223H18ZM18 224H15L16 227H14V229L17 228ZM26 224H27V223H26ZM26 224L24 225L25 227H24V226L22 227V230H23L24 228H27ZM30 224H29V225H30ZM42 224H43V223H42ZM47 224L49 225V223H47ZM57 224H58V223H57ZM75 224H77V223H75ZM117 224H119V225H117ZM163 224H165V223L163 222ZM171 224H170V225H171ZM185 224H186V223H185ZM185 224H183V225H185ZM187 224L189 225V224H191V223L189 222V223H187ZM187 224H186V225H187ZM207 224H208V223H207ZM235 224H234V225H235ZM4 225L2 224L1 227H0V229H1V228L3 229L2 226H4ZM11 225H12V223H11ZM22 225H23V223H22ZM27 225H28V224H27ZM29 225H28V226H29ZM31 225H32V224H31ZM31 225H30V226H31ZM60 225H61V224H60ZM65 225H66V224H65ZM80 225H81V224H80ZM155 225H156V224H154V226H155ZM157 225H156V227L158 228ZM166 225H167V226H166V229H167L168 224L166 223ZM173 225H171V226H173ZM177 225H180V224H177ZM186 225L184 226L185 228H186ZM202 225H200V226H202ZM8 226H9V225H7V228H8V230H9V227H8ZM33 226H34V225H32V227H31L32 229L35 228V227H33ZM39 226H40V225H39ZM39 226H37V227L39 228ZM41 226H42V225H41ZM44 226H45V224H44ZM44 226H43V228L41 227L43 230H44ZM53 226H54V225H52V227H53ZM57 226H59V225H57ZM63 226H64V225H63ZM151 226H152V225H151ZM154 226H153V227H154ZM161 226H162V223H161ZM171 226H170V227H171ZM174 226H175V225H174ZM174 226H173V227H174ZM180 226H181V225H180ZM192 226H193V225H192ZM242 226H244V225H242ZM18 227H19V226H18ZM52 227H51V225H50V228H52ZM110 227H112L111 230L109 229ZM163 227H164V226H163ZM181 227H182V226H181ZM190 227H191V226H190ZM194 227H195V226H194ZM196 227H195V228H196ZM7 228H6V230H7ZM11 228H13V226H11ZM20 228H21V227H20ZM38 228H37V229H38ZM41 228H40V229H41ZM46 228H48V226H45V229H46ZM53 228H54V227H53ZM138 228H137V229H138ZM141 228H140V229H141ZM150 228H151V229H154V228H152V227H150ZM171 228H172V227H171ZM175 228H176V226H175ZM177 228H179V232H178V229H177V230H174V229H173L175 232H173V231H169V229H168L166 232L161 231V230H159V231L157 232V231H155V229L150 231L151 234H152V236H153V238H152V236H151V238L154 240V242H156L157 246H158V244H159V242H160V241H157V240H163V242H164V239H165V238H167V239L169 240V244H168V245H165V244H164V246H165L166 248L163 247V248L166 249L165 254H166V256H167V259L164 258V261H163V262H165V260H166L169 264H178L180 261L183 262L181 259H179L180 261L177 260V261H179V262L175 261V258H178V257H179V255L177 256V253H180L179 250L183 249V248H181V246H179L180 244L177 245V243H179V242H178V241H179V238L181 237V240L184 239V238L182 237V236H184V235H182V233L180 232V227L178 226ZM185 228H184V229H185ZM191 228L193 229V227H191ZM235 228H236V229H235ZM32 229H31V231H32ZM37 229H34V230L37 231ZM42 229H41V230H42ZM54 229H55V228H54ZM61 229H62V227L60 228V231H61ZM64 229H65V226H64ZM67 229H66V231H67ZM90 229H91V228H90ZM90 229H89L90 233H89V234L87 233L86 235H90V234H92V235H93V238H95V237H94V234L91 233V231H93V229H91V230H90ZM140 229H138V231H139ZM158 229H159V228H158ZM163 229H164V228H163ZM184 229H181V231L184 230ZM186 229H187V228H186ZM192 229H191L190 231H192ZM258 229H259V230H258ZM16 230H17V229H16ZM22 230L20 229V231H22ZM41 230H38V231H40V233H41ZM46 230H47V229H46ZM49 230H50V229H49ZM141 230H142V229H141ZM156 230H157V229H156ZM171 230H172V229H171ZM188 230H189V229H188ZM195 230L197 231L198 228H197V229H194V231H195ZM237 230H236V231H237ZM2 231H3V230H2ZM18 231H19V230H18ZM24 231H27V229H26V230L24 229ZM31 231L29 230L28 232H31ZM47 231H48V230H47ZM58 231H59L58 229H57V232H56V230H55V232H56L57 234H58ZM66 231H64V232L67 234ZM86 231H85V233H86ZM94 231H93V232H94ZM112 231H111V232H112ZM185 231H186V230H185ZM201 231L203 232L204 230H201ZM205 231H204V232H205ZM236 231L231 232V233H233V234L236 235V234H237ZM7 232H8V231H7ZM42 232H43V231H42ZM44 232H45V230H44ZM44 232H43V233H44ZM52 232H53V231H52V229H51V232L49 231V233L52 234ZM114 232H113V233H114ZM140 232H141V234H142V235L140 234V235H141L140 237H142L144 232H142V231H140ZM140 232H139V233H140ZM145 232L147 233V231H145ZM150 232H149V234H150ZM192 232H193V231H192ZM197 232H198V231H197ZM197 232H196V233H197ZM241 232H242V233H241ZM252 232H253V233H252ZM260 232H259V233H260ZM0 233H1V231H0ZM12 233H14V232H12ZM15 233H16V232H15ZM18 233H19V232H18ZM22 233H23V231H22ZM33 233H34V232H31V234H33ZM45 233H46V232H45ZM49 233L47 232V234H49ZM56 233H54V237H55V238H56V236H55ZM62 233H63V231H62ZM146 233H145V234H146ZM188 233H189V232H188ZM200 233H201V232H200ZM1 234H2V233H1ZM47 234H45V235H47ZM57 234H56V235H57ZM60 234H61V232H60ZM60 234H58V236H57L58 238H59ZM76 234H78V232H77ZM81 234H82V233H81ZM149 234H148V235H149ZM185 234H186V232H185ZM189 234H191V233H189ZM197 234H198V233H197ZM206 234H204V235H206ZM238 234H237V235H238ZM5 235H7V234H6V231H5ZM9 235H10V234H9ZM23 235H24V233H23ZM26 235H27V234H25V237H26ZM34 235H35V234H33V236H34ZM36 235H38V233H37ZM78 235H79V234H78ZM86 235H84L85 238L87 237ZM92 235H90L91 238H92ZM110 235H111V233H110ZM113 235H114V234H113ZM137 235H138V234L135 235L136 239H134L133 242H134L135 240L137 241V243L139 242L137 239H139L140 237H138ZM201 235H202V234H201ZM249 235H251V236H249ZM261 235H262V234H261ZM3 236H4V234H3ZM14 236H15V235H14ZM14 236H13V237H14ZM17 236H18V235H17ZM17 236H16V237H17ZM19 236H20V235H19ZM38 236H40V235H38ZM41 236H42V235H41ZM41 236H40V237H41ZM47 236H48V235H47ZM49 236H50V234H49ZM51 236H52V235H51ZM67 236H68V235H67ZM72 236H74V234H73ZM81 236H82V235H81ZM81 236H80V238H82ZM95 236H96V234H95ZM116 236H117V235H116ZM195 236H196V235H195ZM231 236H232V235H230V237H231ZM248 236H249V238L247 239ZM256 236H257V235H256ZM258 236H260V235L258 234ZM262 236H263V235H262ZM9 237L11 238L12 236H9ZM13 237H12V238H13ZM52 237H53V236H52ZM60 237H61V236H60ZM74 237H75V236H74ZM74 237H73V238H74ZM96 237H99V238L101 239V235H100V236L97 235ZM110 237L113 238V236H110ZM110 237H109V238H110ZM145 237H146V236H145ZM145 237H143V238H145ZM184 237L186 238V236H184ZM191 237L193 238V235H192ZM209 237H210V236H209ZM211 237H212V236H211ZM232 237H233V236H232ZM260 237H261V236H260ZM7 238H8V235H7ZM10 238H8V239H10ZM19 238H20V237H19ZM23 238H24V236H23ZM31 238H32V237H31ZM71 238H72V237H71ZM73 238H72V239H73ZM80 238L78 239L77 236H76V239L80 240ZM83 238H84V237H83ZM93 238L90 239V240H88V238H86V239H87V245H88V244H93V245H96V244H97L98 246H102L101 248H105V247H108L109 244H111L110 242H112V241H111L112 238H110V242L108 243V242H107V241H109V240H107L108 238L106 239V238L104 237V238L106 239V242L108 243V245H107V243H106V244H105L104 242L102 243V241H100L98 238H97L98 241H96L97 239L95 240V239H93ZM147 238H148V236H147ZM162 238H164V239H162ZM196 238H197V237H196ZM198 238H201V237L199 236ZM253 238H254V239H253ZM253 238L250 239V240L253 241V240L256 239L255 237H253ZM258 238H259V237H258ZM4 239H5V236H4ZM14 239H15V238H14ZM25 239H26V238H25ZM37 239H38V238H37ZM37 239H36V240H37ZM42 239H44V237H43ZM42 239H41V240H42ZM50 239H51V237H50ZM50 239L48 238V241H49ZM59 239H60V238H59ZM69 239H70V238H69ZM74 239H75V238H74ZM113 239H114V238H113ZM113 239H112V240H113ZM145 239H146V238H145ZM149 239H150V238H149ZM152 239H151V240H152ZM167 239H166V240H167ZM202 239H204V238H202ZM205 239H206V237H205ZM205 239H204V240H205ZM260 239H261V238H260ZM263 239H264V238H262V240H263ZM1 240H2V239H1ZM1 240H0V242H1ZM11 240L14 242L13 239H11ZM11 240H8V241L11 242ZM33 240H35V238H33ZM36 240H35V241H36ZM38 240H39V242H41L40 239H38ZM63 240H64V238H63ZM84 240H85V239H84ZM84 240H83V241H84ZM143 240H144V239H143ZM143 240L141 239V241H143ZM176 240H177V243H175ZM181 240H180V242H181ZM193 240H195V238H194ZM262 240H260V241H262ZM2 241H4V240H2ZM8 241L6 242L7 244H8ZM17 241H18V240H17ZM17 241H16V242H17ZM19 241H22V239L20 238ZM23 241L27 242L26 240H23ZM35 241H34V242H35ZM45 241H46V239H45ZM52 241H54V240H52ZM55 241H56V239H55ZM69 241H70V240H69ZM74 241H75V242H74ZM74 241L71 240V242L69 243V244H70L69 246H71V243H72V242H74L75 244L77 243V242H76L77 240H74ZM80 241H82V239H81ZM113 241H114V240H113ZM116 241H117V239L114 241V243H115ZM136 241H135L134 243H136ZM144 241H145V240H144ZM148 241H150V240H148ZM148 241H147V242H148ZM183 241H184V240H183ZM234 241H235V240H234ZM258 241H259V240H258ZM260 241H259V242H260ZM4 242H5V241H4ZM39 242H37V245H39ZM42 242L45 243L43 240H42ZM61 242H63V241H61ZM66 242H68V241L65 240V242H64V243L68 246V244H67ZM84 242H85V241H84ZM150 242H152V244H154L153 241H150ZM157 242H158V243H157ZM194 242H195V241H194ZM197 242H198V241H197ZM255 242H256V241H255ZM6 243H5V244H6ZM35 243H36V242H35ZM35 243H34V244H35ZM43 243H40V244H43ZM46 243L48 244V242H46ZM46 243L43 244V245H46ZM59 243H60V242H59ZM64 243H63V246L65 245ZM161 243H162V242H161ZM165 243L167 244L168 241H166ZM182 243H183V242H182ZM184 243H185V242H184ZM191 243H192V240H191ZM195 243H196V242H195ZM250 243H251V242H250ZM261 243H263V242H261ZM1 244H2V242H1ZM1 244H0V245H1ZM3 244H4V243H3ZM11 244H12V243H11ZM20 244H21V243H18L19 246H20ZM31 244H32V243L30 242L29 245H31ZM34 244H33V245H34ZM51 244H53V243H51ZM54 244H56V243H54ZM78 244H79V242H78ZM138 244H139V243H138ZM138 244H137V245H136V244H135V245L133 244V245H134V248H133L131 251H128V252H129L128 254L126 253V254H127L126 259L128 258V259H131V260L139 261V262H141V263H145V262L148 260V259L145 257L147 251H145V252H141V250L144 248L143 246H145V245L142 246L143 243H141V245H138ZM144 244L147 245L146 242H145ZM162 244H163V243H162ZM197 244H198V243H197ZM256 244H257V243H256ZM258 244H259V243H258ZM16 245H17V244L14 243V244H12L11 246H8V245H7V246L10 248V251H11V249H13L14 247H16ZM27 245H28V244H27ZM37 245H36V246L34 245V246H35V247H34V250H35L36 248H38ZM48 245H49V244H48ZM57 245H58V244H57ZM57 245H56V246H57ZM59 245H62V243L59 244ZM59 245H58V246H59ZM73 245H74V244H73ZM81 245H84V243H83V244L81 243ZM81 245H80V247H81ZM85 245H86V244H85ZM149 245H150V244H149ZM176 245H177L178 247H180L181 249H180V248L178 249V247H177ZM254 245H255V244H254ZM4 246H6V245H4ZM4 246H1V247H2L1 249L5 248ZM19 246L17 247V250H19L18 248H21V247H19ZM21 246H23V245L21 244ZM39 246H40V245H39ZM49 246H50V245H49ZM69 246H68V247H69ZM74 246H75V247H74ZM74 246H73L74 248H73L72 246H71V247H72L73 249H75L76 246H78V245H74ZM103 246H104V247H103ZM109 246H110V245H109ZM111 246H112V244H111ZM111 246H110V247H111ZM150 246H151V245H150ZM153 246H154V245H153ZM161 246H163V245H161ZM11 247H12V248H11ZM25 247H26V246H24V249H25ZM28 247H29V246H28ZM28 247H27V248H28ZM46 247H48V246H46ZM46 247L43 246V248H46ZM65 247H66V246H65ZM68 247H67L66 249H68V250L72 249V248L69 249ZM82 247H83V246H82ZM84 247H85V246H84ZM87 247H88V246H87ZM87 247H86V248H87ZM145 247H146V246H145ZM176 247H177V248H176ZM183 247H184V246H183ZM191 247H192V246H191ZM253 247H254V246H253ZM261 247H262V245H260V248H261ZM31 248L33 249L32 246H31ZM54 248H55V247H54ZM54 248H53V249H54ZM61 248H62V247H61ZM77 248H78V247H77ZM90 248H92V246H90ZM90 248L88 249V251L90 250ZM98 248H99L98 250H99V252H100L101 248H100V247H98ZM113 248H114V247L112 246L111 249L113 250ZM146 248H147V247H146ZM152 248H153V247H152ZM152 248L150 247V249H152ZM157 248L159 249V253H158V251H157V250H158ZM186 248H187V247L185 246V249H186ZM246 248H247V247H246ZM246 248H245V249H246ZM262 248H263V247H262ZM1 249H0V264H3V263H5V262H4L5 260L3 261V263H2V260H3L4 257H6V256H5V252H3L4 250H1ZM38 249H39V248H38ZM58 249H59V248H58ZM62 249H63V248H62ZM80 249H81L82 252H80L79 254H81V253H83V252L86 253V251H87V249H86V251H85V250L83 251L82 248H80ZM96 249H97V248H93V250H96ZM147 249H149V248H147ZM190 249H192V248H190ZM193 249H194V248H193ZM5 250L8 251V248L5 249ZM14 250H16V248H15ZM26 250H27V249H26ZM26 250H24V251H26ZM39 250H40V249H39ZM46 250H47V249H46ZM68 250H67L66 252H69ZM103 250H105V249H103ZM103 250H102V251H103ZM108 250H109V249H108ZM160 250L163 251L162 247H161V249H160L159 247H156V251H157V253H158L159 255H160V254L162 255V253H160ZM229 250H230V251H229ZM262 250H263V249H262ZM262 250H261V251H262ZM10 251H9V253H10ZM22 251H23V250H22ZM24 251H23V252H24ZM28 251H29V249H28ZM31 251H32V252H30V253H33V250H31ZM49 251H50V250H49ZM55 251H56V254L59 253V252H58L59 250L57 251L56 248H55ZM55 251H54V252H55ZM71 251H72V250H71ZM74 251H76V250H74ZM74 251H72V253H71L72 256H73V253H75ZM78 251H79V248H78ZM105 251H107V250H105ZM110 251H111V250H109L108 252H110ZM113 251H115V250H113ZM116 251H117V250H116ZM116 251H115V252H116ZM120 251H121V249H120ZM156 251H154V252H156ZM182 251H183V250H182ZM186 251H187V250H186ZM244 251H246V250H244ZM244 251H243V252H244ZM248 251L250 252V250H248ZM248 251H247V252H248ZM257 251H258V250H257ZM257 251H256V250H252L251 253L248 254V255H249V256H247V257L249 258V259H248V260H249V263H248V264H262V263H260V262H261V261H260V260H261V256H262V255H261V252L259 253V252H257ZM13 252H14V251H13ZM15 252H16V251H15ZM19 252H20V251H19ZM39 252H40V251H39ZM41 252H42V251H41ZM44 252H46V251H44ZM44 252H43L42 254H45ZM54 252H52V254H53ZM61 252H62V251H60V254H61ZM95 252H96V251H95ZM95 252H94V253H95ZM97 252H98V251H97ZM99 252H98V254H99ZM115 252H112V251H111V253H112L113 255H114ZM118 252H119V251H118ZM149 252L152 253V251H149ZM154 252H153V253H154ZM163 252H164V251H163ZM263 252H264V251H263ZM21 253H22V252H21ZM24 253H25V252H24ZM26 253H27V252H26ZM28 253H29V252H28ZM30 253H29V255H30ZM63 253H64V252H62V255H63ZM77 253H78V252H77ZM85 253H83V254L85 255ZM92 253H93V252H92ZM94 253H93V254H94ZM103 253H104V251H103ZM123 253H124V252H122V255L125 254V253H124V254H123ZM143 253H145L144 256L142 255ZM153 253H152V255H153ZM244 253H245V252H244ZM6 254H7V253H6ZM33 254H34V253H33ZM52 254H51V256H53V258H52L51 256H50V258H51V259H55L57 255L54 257L55 254H53V255H52ZM60 254H59V255H60ZM64 254H65V253H64ZM89 254H90V252H89ZM118 254H119V258L116 259V258H117L116 255L118 256ZM147 254H148V252H147ZM165 254H164V255H165ZM182 254H183V253H182ZM217 254H216V255H217ZM17 255H19V254L17 253ZM20 255H21V254H20ZM20 255H19V256H20ZM27 255H28V254H26V257H27ZM45 255H46V254H45ZM47 255H48V254H47ZM47 255H46V256H47ZM65 255H67V254H65ZM86 255H87V254H86ZM101 255H102V253H101ZM109 255H110V253H109ZM149 255H151V254H149ZM159 255H158V256H159ZM161 255H160V256H161ZM218 255H217V256H218ZM245 255H246V254H245ZM21 256H22V255H21ZM21 256H20V257H21ZM67 256H68V255H67ZM67 256H66V257H67ZM79 256H80V255H79ZM79 256H78V257H79ZM103 256H104V255H103ZM103 256H102V259H104V261H107L108 258H109V257L107 258V256H108L107 253H106V255H105V258H103ZM153 256H154V255H153ZM158 256H157V257H158ZM160 256H159V257H160ZM182 256H184V255H182ZM217 256H216V257H217ZM230 256H231V254H230ZM8 257H10V256H8ZM24 257H25V256H24ZM26 257H25V261H30L29 258L27 257V258H28V260H27ZM47 257H48V256H47ZM58 257H59V256H57V258H58ZM60 257H61V256H60ZM64 257H65V256H64ZM64 257H62V258H64ZM76 257H77V255L75 256V258H76ZM78 257H77V258H78ZM88 257H89V256H88ZM88 257H86V259H87ZM91 257H92V256H91ZM91 257H89V258L91 259ZM99 257H100V254H99ZM99 257H98V258H96V257L92 258L93 260H90L89 264L91 263V261H92V263H93V262H94V263H95V262H100V263H101L103 260H102L101 258H99ZM115 257H116V258H115ZM120 257H121L120 252H119V253H116V254L114 255V258H115V260H117V261L122 260V259H121L122 257H121V258H120ZM123 257H124V256H123ZM150 257H151V256H150ZM157 257H156V258H157ZM163 257H164V256H163ZM163 257H162V259H163ZM14 258H15V257H14ZM18 258H19V257H18ZM21 258H23V257H21ZM48 258H49V257H48ZM48 258H46V259L48 260ZM62 258H61V259H62ZM82 258H83V256H82L80 259H82ZM114 258L111 257L110 259L113 260ZM154 258H155V257H154ZM154 258H153V259H154ZM243 258H244V257H243ZM10 259H11V258H10ZM30 259H31V258H30ZM59 259H60V258H59ZM66 259H67V260H66ZM66 259L64 258V260L66 261V263H68L67 261L71 260L70 258H69V260H68V258H66ZM73 259H74V257H73ZM84 259H85V256H84ZM110 259H109V260H110ZM217 259H218V258H217ZM15 260H16V259H15ZM42 260H44V259L42 258ZM55 260H56V259H55ZM62 260H63V259H62ZM75 260H78V259H75ZM112 260H111L112 263L109 261L111 264H125V263H126V262L123 261L124 259H123L121 262H119V263H113V261H115V260H113V261H112ZM159 260H161V258H160ZM159 260L157 261V263L159 262ZM185 260H187V259H185ZM9 261H10V260H9ZM9 261H8V262H9ZM13 261H14V259H13ZM20 261H21V260H20ZM25 261H24V259H23V262H25ZM50 261H51V260H50ZM56 261H57V260H56ZM82 261H83V260H82ZM82 261L80 260L81 263H79V264H82ZM85 261H89V260H84V262H85ZM104 261H103V263L105 264ZM125 261H127V260H125ZM189 261H190V259L187 260V262L184 261L183 263L186 262L185 264H190V263H188ZM193 261H194V260H193ZM196 261H197V260H196ZM220 261H221V260H220ZM220 261H218V262H220ZM245 261H246V260H245ZM259 261H260V262H259ZM23 262H22V263H23ZM58 262L61 263L62 261L59 260ZM75 262H76V261H75ZM75 262H74V263H75ZM78 262H79V261H78ZM84 262H83V264H86V263H84ZM115 262H116V261H115ZM148 262H150V261H148ZM148 262H147V263H148ZM153 262L155 263V261H153ZM153 262H152V264H153ZM160 262H161V261H160ZM167 262H165V263L167 264ZM190 262H191V261H190ZM218 262H217V263H218ZM240 262L242 263V261H240ZM9 263H10V262H9ZM27 263H28V262H27ZM69 263H70V262H69ZM107 263H108V262H107ZM127 263H128V262H127ZM150 263H151V262H150ZM157 263H156V264H157ZM161 263H162V262H161ZM214 263H216V262H214ZM217 263H216V264H217ZM221 263H223V262H221ZM241 263H240V264H241ZM5 264H7V263H5ZM10 264H20V263H19L18 261H14V262H11ZM24 264H25V263H24ZM32 264H33V263H32ZM46 264H47V263H46ZM48 264H50V263H48ZM54 264H55V263H54ZM61 264H62V263H61ZM63 264H65V263H63ZM70 264H72V263H70ZM76 264H77V262H76ZM158 264H159V263H158ZM163 264H164V263H163ZM191 264H194V263H191ZM198 264H200V263H198ZM234 264H235V263H234ZM243 264H244V263H243Z\"/></svg>",
	"mask_w": 264,
	"mask_h": 264
}]
</instances>
